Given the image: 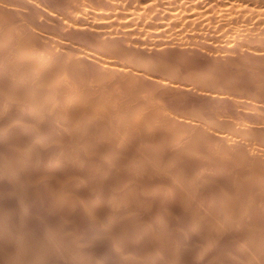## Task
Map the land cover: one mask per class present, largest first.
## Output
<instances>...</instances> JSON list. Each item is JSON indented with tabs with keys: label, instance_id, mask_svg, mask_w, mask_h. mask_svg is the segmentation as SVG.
<instances>
[{
	"label": "rangeland",
	"instance_id": "obj_1",
	"mask_svg": "<svg viewBox=\"0 0 264 264\" xmlns=\"http://www.w3.org/2000/svg\"><path fill=\"white\" fill-rule=\"evenodd\" d=\"M15 1V2H14ZM21 1V2H20ZM27 1V2H26ZM48 1V2H47ZM54 1H55V3H54ZM68 3H67V2ZM74 1H76V0H73V2L71 1V0H8V2H7V0L5 1V0H0V30L2 31L1 32V36H0V44H1V42H2V44L0 45V81L1 80H3V81H1L0 82V85H3V86H0V96H1V100H0V110L2 111V112H0V150H1V156H3V157H5V155H6V157L5 158H2L1 156H0V159L2 160H0V173L2 174L3 172H4V174L3 175H0V177H1V179H0V191H2V192H0V218H2L1 220H0V223L2 224H0V228H1V230H0V240L2 241H0V246H2V247H0V253H1V258H0V264H10V263H12V264H20V263H24V262H26V263H24V264H36V263H38V264H71V263H73V264H94V263H96V264H130V263H132V264H150V260H151V264H161V263H165V264H180L182 261V264H249L250 262H251V264H254L255 262V264H264V256L262 255V253L264 254V252H262V251H264V182H261V181H264V177H262L263 175H264V173H263V167H264V162H263V160H264V134H262L261 132L263 131V133H264V95H262V94H264L263 92H261V91H264V80H263V78H264V69H262V68H264V38H262V37H264V0H199V1H197L196 2V0L194 1H191V0H180V1H183V2H180V1H178V0H154L155 1V4L152 2V0H135L136 1V3H134L135 1H132V0H130V1H128V0H101L102 2H100V0H94L95 1V3H94V1H92V3L94 4V5H96V2H98L97 3V5L99 6H93L92 5V3H91V0H83V1H81V0H78L79 2H80V4H79V2L77 3V2H74ZM89 1V2H88ZM106 1V2H105ZM119 1V2H118ZM126 1V2H125ZM138 1V2H137ZM142 2V3H140V2ZM148 1H151L150 3H152V4H150L149 5V2ZM184 1H185V4H184ZM214 1V2H213ZM217 1V2H216ZM229 1H232V2H234V4L232 3V2H229ZM249 1V2H248ZM251 1V2H250ZM23 2H24V4H23ZM40 2V3H39ZM43 2V3H42ZM61 2L63 3V4H61ZM108 2V3H107ZM125 2V3H124ZM131 2V3H130ZM134 3V5H133V3ZM177 4V5H175L174 4V6H173V4ZM179 2H180V5H179ZM196 2V3H195ZM200 2V3H199ZM204 2V3H203ZM205 2H207V3H205ZM219 2V3H218ZM239 2V3H238ZM244 2V3H243ZM246 2H248V3H246ZM257 2V3H256ZM260 2H262V3H260ZM32 3V4H31ZM52 5V7L50 6V4ZM66 3V4H65ZM70 3H72V4H70ZM77 3V4H76ZM104 3L106 4V5H104ZM120 3V4H119ZM123 3V4H122ZM138 3V4H137ZM148 3V4H147ZM161 3V4H160ZM192 3V4H191ZM195 3V4H194ZM202 3V4H201ZM212 3V4H211ZM217 3V4H216ZM227 3V7L228 6H230V7H228L229 9H227V7H226V5L225 4ZM242 3V4H241ZM259 3V4H258ZM16 4V5H15ZM21 6H20V5ZM44 6H43V5ZM69 4V5H68ZM74 4V5H73ZM88 4V5H87ZM90 4V5H89ZM129 4V5H128ZM146 4V5H145ZM172 4V5H171ZM181 4L183 5V7H181ZM187 4V5H186ZM193 4H194V6H193ZM197 4V5H196ZM207 4V5H206ZM231 4H233V5H231ZM240 4V5H239ZM251 4V5H250ZM19 7H18V6ZM36 7H35V6ZM55 5V6H54ZM60 5V6H59ZM61 5H64V6H61ZM77 5V6H76ZM79 5H82V6H79ZM115 5V6H114ZM118 5V6H117ZM138 5H139V7H138ZM141 5V6H140ZM148 5V6H147ZM157 6L156 7V9L154 8L155 6ZM165 5V6H164ZM179 5V6H178ZM185 5H186V8H185ZM192 5V6H191ZM208 5H211V6H208ZM214 5V6H213ZM237 6V8H238V10L240 9V8H242V9H240L239 11L237 10V8H236V10H235V7ZM243 5V7H241ZM253 5H255V7L253 6ZM261 5V6H260ZM29 6V7H28ZM33 8H32V7ZM47 6V7H46ZM59 6V7H58ZM75 6V7H74ZM85 6H87V7H85ZM90 6V7H89ZM106 6V7H105ZM107 6H110L109 7V9H108V7ZM123 6V7H122ZM146 7V9H144L145 7ZM168 6V7H167ZM201 6V7H200ZM209 7V9L208 8H206V7ZM222 6V7H221ZM232 6V7H231ZM245 6V7H244ZM257 6V7H256ZM43 7H45V8H43ZM66 7V8H65ZM72 7V8H71ZM96 7V8H95ZM98 7V8H97ZM105 7V8H104ZM116 7V8H115ZM120 7V8H119ZM125 7V8H124ZM129 7H130V9H129ZM133 7H134V9H133ZM138 7V8H137ZM142 7V8H141ZM150 9H149V8ZM170 7V8H169ZM180 7H181V9H180ZM198 7V8H197ZM210 7H212V8H210ZM221 7V8H220ZM225 7V8H224ZM234 7V8H233ZM248 7H250V8H248ZM259 7V8H258ZM28 8H30V9H28ZM34 8H35V10H34ZM48 8H50L49 9V11H48ZM52 8V9H51ZM55 8H57V9H55ZM61 8H63V9H61ZM88 8V9H87ZM101 8V9H100ZM104 8V9H103ZM107 8V9H106ZM114 8V9H113ZM140 8V9H139ZM153 10H152V9ZM159 8H161V9H159ZM178 10H177V9ZM190 8V10H188ZM204 8V9H203ZM214 8H216V9H214ZM257 8V9H256ZM2 9V10H1ZM11 9V10H10ZM40 9V10H39ZM59 9H61V10H59ZM66 9H68V11H69V9L71 10V11H66ZM72 9H74L75 10V12H73V10ZM80 9H82V11L80 10ZM93 9V10H92ZM95 9V10H94ZM100 9V10H99ZM131 10V11H129V10ZM139 11H138V10ZM148 9H149V11H148ZM171 9H173V10H171ZM194 9V10H193ZM206 9H208V10H206ZM214 9V10H213ZM231 9H233V10H231ZM248 9V10H247ZM251 9H253L252 11H254V12H252V11H250ZM6 10H7V12H6ZM9 10V11H8ZM32 10V11H31ZM52 10V11H51ZM54 10H55V12H54ZM77 10V11H76ZM105 10H107V11H105ZM109 10V11H108ZM123 10V11H122ZM137 10V11H136ZM141 10V11H140ZM142 10H143V12H142ZM158 10V11H157ZM161 12H160V11ZM171 10V11H170ZM177 10V11H176ZM183 10V11H182ZM200 10V11H199ZM206 10V11H205ZM215 10H216V12L218 11V10H220V11H218V13H215V15H214V12H215ZM225 10H226V12H225ZM229 12H228V11ZM257 10H259V13H258V11ZM19 11V12H18ZM29 11V12H28ZM36 11V12H35ZM39 11V12H38ZM41 11V12H40ZM47 11V12H46ZM79 11V12H78ZM89 11V12H88ZM91 11V12H90ZM125 11V12H124ZM133 11L134 12H138L137 14L136 13H133ZM147 11V12H146ZM163 11H164V13H163ZM166 11V12H165ZM184 11H185V13H184ZM191 11V12H190ZM192 11H194L193 13H192ZM195 11H198V12H196L195 13ZM202 11H203V13H205V14H203L202 13ZM205 11V12H204ZM213 11V12H212ZM240 11H241V13H240ZM246 11V12H245ZM250 12V13H248V12ZM2 12H4V14H6V16L4 15V14H2ZM11 12V13H10ZM14 12V13H13ZM27 12V13H26ZM46 12V13H45ZM67 12V13H66ZM70 12H72V13H75L74 15V17H73V15L70 13ZM95 12H97V13H95ZM103 12V13H102ZM121 12V13H120ZM129 12V13H128ZM141 12V13H140ZM148 12H149V14H148ZM155 12H156V14H155ZM160 12V13H159ZM174 12H177V13H179L178 15H177V13H174ZM209 12H210V15H209ZM211 12H212V14H211ZM220 12V13H219ZM228 12V13H227ZM235 12V13H234ZM239 12V13H238ZM9 13V14H8ZM13 13V14H12ZM29 13V14H28ZM34 13H36V14H34ZM37 13H39V14H37ZM69 13H70V15H71V17L72 18H70V15H69ZM78 13V14H77ZM80 13V14H79ZM82 13V14H81ZM91 13H95V15H91ZM118 13V14H117ZM120 13V14H119ZM130 13H133V14H130ZM158 13V14H157ZM162 13V14H161ZM168 13H169V15H168ZM176 15V16H178V17H176V16H174V14ZM190 13V14H189ZM192 13V14H191ZM195 13V14H194ZM202 14V16L203 17H200L201 16V14ZM252 13H254L253 15L255 16V15H257V16H253L252 15ZM261 13V14H260ZM28 14V15H27ZM41 14V15H40ZM48 14V15H47ZM53 14V15H52ZM88 14V15H87ZM98 14H101V15H98ZM105 14V15H104ZM106 14H107V16H106ZM127 14H129V15H127ZM182 14V15H181ZM199 14V15H198ZM217 14H218V16H217ZM226 14H228V15H226ZM12 15V16H11ZM15 16V18H17L16 20H15V18H14V16ZM27 18H25L24 16ZM30 15V16H29ZM38 15V16H37ZM54 15H56V16H54ZM61 15V16H60ZM109 15V16H108ZM117 16V18H116V16ZM124 15V17H122ZM132 15H134V16H132ZM136 15V16H135ZM141 15V16H140ZM158 15V16H157ZM165 15V16H164ZM171 15V16H170ZM189 15V16H188ZM190 15H194L193 17L192 16H190ZM196 15H197V17H196ZM209 15V16H208ZM222 16V17H220V16ZM225 15V16H224ZM46 16V17H45ZM102 18H101V17ZM120 16V17H119ZM131 16V17H130ZM145 16H147L146 18L148 19H145ZM156 16H157V18H156ZM159 16H162V17H159ZM169 16V17H168ZM174 16V17H173ZM198 16H199V18H198ZM8 17H10V18H8ZM36 17H38V19L36 18ZM40 17V18H39ZM47 17H49V18H47ZM56 17V18H55ZM77 19H76V18ZM78 17H79V20H78ZM100 17V18H99ZM105 17H106V19H105ZM113 17H114V19H113ZM136 17H137V19H136ZM154 17V18H153ZM166 17H167V19H166ZM205 17H207V18H205ZM210 17V18H209ZM258 19H257V18ZM20 18V19H19ZM30 18V20H28ZM44 18V19H43ZM70 18V19H69ZM88 18V19H87ZM99 20H98V19ZM109 18H111V19H109ZM116 18V19H115ZM119 18H123L122 20H124V19H126V21L124 20V21H122L121 19H119ZM131 18V19H130ZM140 18V19H139ZM155 18H156V20H155ZM161 18V19H160ZM169 18H170V20H169ZM178 18V20H176V19ZM180 18V19H179ZM187 20H186V19ZM189 18V19H188ZM198 18V19H197ZM215 18V19H214ZM217 18V19H216ZM222 20H221V19ZM2 19H4V20H2ZM10 19V21H8V20ZM13 21H12V20ZM41 19V20H40ZM72 19H74V20H72ZM87 19V20H86ZM184 19V20H183ZM195 19H197V20H195ZM201 19H203V20H201ZM23 20H25V21H23ZM36 20V21H35ZM38 20V21H37ZM46 20V21H45ZM52 20H54V21H52ZM57 20V21H56ZM72 20V21H71ZM75 20H76V22L77 23H75ZM85 20V21H84ZM97 20V21H96ZM104 20H106V21H104ZM109 20V21H108ZM114 22H113V21ZM119 20V21H118ZM121 20V21H120ZM130 20H133L131 23H130ZM137 20V21H136ZM140 20H141V22H140ZM143 20V21H142ZM180 20V21H179ZM200 20V21H199ZM205 20V21H204ZM4 21V22H3ZM6 21H8V23L10 24V25H6ZM16 21L18 22V23H16ZM51 21V22H50ZM74 21V22H73ZM87 21V23H85ZM88 21H90V22H88ZM92 21V22H91ZM100 21V22H99ZM130 23V25H128L129 23ZM139 21V22H138ZM147 21V22H146ZM150 21V22H149ZM177 21H179V23L181 24H179L178 25V22L176 23ZM185 21V22H184ZM189 21V22H188ZM192 21V22H191ZM207 22V23H205L204 24V22ZM215 23H214V22ZM17 24V26L15 25V23ZM27 22V23H26ZM35 22H37V23H35ZM40 22V23H39ZM84 24H83V23ZM102 22H104V23H102ZM108 22V23H107ZM113 22V23H112ZM120 22V24H118V23ZM124 22V24H122ZM127 22V23H126ZM136 22V23H135ZM153 22V23H152ZM163 22H164V24H163ZM173 22V23H172ZM198 22V23H197ZM203 22V23H202ZM212 22V23H211ZM1 23H3V24H1ZM7 23V24H8ZM24 23V24H23ZM44 23V24H43ZM56 23V24H55ZM96 23V24H95ZM106 23V24H105ZM117 23V24H116ZM146 23H147V25H146ZM167 23H168V25H167ZM172 23V24H171ZM191 23V24H190ZM201 23V24H200ZM209 23V24H208ZM223 23V24H222ZM37 24V25H36ZM44 26H43V25ZM74 24V25H73ZM76 24V25H75ZM91 26H90V25ZM114 24V25H113ZM136 24V25H135ZM139 24V25H138ZM149 24H151V25H149ZM154 24V25H153ZM156 24H157V28H156ZM159 24H160V26H159ZM175 24H176V26H175ZM190 24V25H189ZM200 24L201 26L199 27L198 25ZM204 24V25H203ZM5 25V26H4ZM26 25H30L29 27L27 26L26 27ZM37 27H36V26ZM39 25H42V26H39ZM46 25V26H45ZM93 25H94V27H93ZM101 27H100V26ZM109 25V26H108ZM113 25V26H112ZM117 25H119V26H117ZM128 25V26H127ZM138 25V26H137ZM146 26V28H145V26ZM148 25H149V27H148ZM170 25V26H169ZM174 25V26H173ZM188 25V26H187ZM206 25H207V27H206ZM210 25V26H209ZM212 25H213V28H212ZM222 25V26H221ZM4 26V27H3ZM9 28H8V27ZM19 26V27H18ZM21 26V27H20ZM50 28H49V27ZM77 26H78V29H76L77 28ZM86 26V27H85ZM88 26V27H87ZM106 26H107V28H106ZM115 26H117V27H115ZM131 26V27H130ZM133 26V27H132ZM140 26V27H139ZM153 26H155V27H153ZM164 26V27H163ZM183 26V27H182ZM185 26V27H184ZM190 26H191V28H190ZM196 26V27H195ZM205 26V27H204ZM222 28H221V27ZM11 27H13V29L11 28ZM26 27V28H25ZM84 27V28H83ZM99 27V28H98ZM121 27V28H120ZM134 27H135V30H134ZM136 27H138V28H136ZM143 27V28H142ZM171 27V28H170ZM173 27H176V28H173ZM181 27V28H180ZM202 27V28H201ZM17 28H18V31H16L17 30ZM28 28V29H27ZM33 28V29H32ZM112 28V29H111ZM124 28H128V29H124ZM133 28V29H132ZM140 28V29H139ZM156 28V29H155ZM162 28V29H161ZM165 28V29H164ZM170 28V29H169ZM178 28V29H177ZM183 28H185V29H183ZM187 28V29H186ZM194 28H198V29H194ZM201 28V29H200ZM204 28V30H202ZM219 28V29H218ZM244 28H246V29H244ZM8 29V30H7ZM22 29V30H21ZM25 29H26V31H25ZM73 29V30H72ZM81 29V30H80ZM86 29V30H85ZM99 29V30H98ZM102 29H104V30H102ZM114 29V30H113ZM123 31H122V30ZM130 29V30H129ZM150 29H151V31H150ZM153 29V30H152ZM158 29H159V31H158ZM169 29V30H168ZM172 29V30H171ZM176 29V30H175ZM180 29L182 30V31H180ZM190 29V30H189ZM203 32H201L200 30ZM215 29V30H214ZM9 30H10V33H9ZM15 30V31H14ZM32 30V31H31ZM52 30V31H51ZM89 30V31H88ZM111 30V31H110ZM133 30V31H132ZM145 30V31H144ZM147 30V31H146ZM191 30L192 31H194V32H192L193 34H194V36H195V38L193 37V34L191 33ZM208 30V31H207ZM214 32H213V31ZM217 30V31H216ZM244 30V31H243ZM246 30V31H245ZM3 31H5L4 32V34H3ZM8 31V32H7ZM78 33H77V32ZM85 31V32H84ZM102 31V32H101ZM120 31H122V32H120ZM124 31H126V32H124ZM144 33H143V32ZM149 31V32H148ZM158 31V32H157ZM166 32V34H165V32ZM169 31V32H168ZM180 31V32H179ZM187 31H188V34H187ZM210 31V32H209ZM17 32H19V33H17ZM31 32V33H30ZM98 32V33H97ZM120 32V33H119ZM129 32V33H128ZM135 34H134V33ZM140 32H142L144 35H142V33H140ZM147 32V33H146ZM155 32V33H154ZM162 32H164V33H162L163 35H161V33ZM172 32V33H171ZM190 32V33H189ZM245 32V33H244ZM7 35H6V34ZM11 33H12V36H11ZM15 33V34H14ZM16 33H17V35H16ZM22 33V34H21ZM29 33H30V35H29ZM124 33H128V34H130V36L127 34H124ZM133 33V34H132ZM177 33V34H176ZM179 33V34H178ZM202 33V34H201ZM213 33H215V35L213 34ZM241 33V34H240ZM244 33V34H243ZM2 34H3V36H2ZM27 34H28V36H29V38H28V36H27ZM37 34V35H36ZM40 34V35H39ZM85 34V35H84ZM112 34V35H111ZM140 34V35H139ZM168 34H169V36H168ZM171 34V35H170ZM176 34V35H175ZM209 34V35H208ZM219 34V35H218ZM9 35V36H8ZM21 35H23V36H21ZM80 35H82L81 37H80ZM125 35V36H124ZM131 35H134L135 37H133V36H131ZM147 35V36H146ZM156 35V36H155ZM167 36L168 38H165V36ZM175 35V36H174ZM180 35H182V37L180 36ZM190 35V36H189ZM199 35V36H198ZM204 35V36H203ZM212 35H213V38H212ZM218 35V36H217ZM225 36V38L226 39H224V36ZM243 35V36H242ZM247 35V36H246ZM263 35V36H262ZM5 36H8V37H5ZM15 36H17V37H15ZM33 36V37H32ZM35 36V37H34ZM37 36V37H36ZM111 36V37H110ZM150 36V37H149ZM163 38H162V37ZM171 36V37H170ZM185 36V37H184ZM197 36V37H196ZM201 36H203V37H201ZM261 36V37H260ZM15 37V38H14ZM20 37H22V38H20ZM79 37V38H78ZM121 37V38H120ZM123 37H125V38H123ZM127 37H128V39H127ZM140 37V38H139ZM158 37V38H157ZM160 37V38H159ZM207 37V38H206ZM209 37V38H208ZM217 37L219 38V39H217ZM255 37V38H254ZM4 38V39H3ZM27 38V39H26ZM34 40H33V39ZM49 38V39H48ZM117 38H119V39H117ZM138 38V39H137ZM143 38V39H142ZM174 38V39H173ZM178 38V39H177ZM182 38V39H181ZM188 38V39H187ZM189 38H190V40L191 41H189ZM192 38V39H191ZM200 38V39H199ZM216 38V39H215ZM222 38L224 39L223 41H222ZM246 38H248L249 39V41H248V39H246ZM251 38H252V41H251ZM258 38H260V39H262L261 41L258 39ZM17 39V40H16ZM31 39V40H30ZM38 39V40H37ZM124 41H123V40ZM165 41V39H166V41L164 42L163 40ZM204 39V40H203ZM206 39H207V41H206ZM215 40V41H213V40ZM240 39H241V42H240ZM256 39H258V40H256ZM6 40H8V41H6ZM15 41V43H17V44H15L14 43V41ZM23 40V41H22ZM42 40V41H41ZM126 40V41H125ZM128 40V41H127ZM137 40V41H136ZM144 40H147V41H144ZM151 40H152V42H151ZM154 40V41H153ZM159 40H161V41H163V42H161L160 43V41ZM173 40V41H172ZM179 40V41H178ZM186 40V41H185ZM211 40V41H210ZM245 40V41H244ZM247 40V41H246ZM20 41V42H19ZM22 41V42H21ZM25 41V42H24ZM32 41H34V42H32ZM52 41V42H51ZM57 41H58V43H57ZM132 41V42H131ZM142 41V42H141ZM149 41V42H148ZM177 41V42H176ZM184 41V42H183ZM200 41H202V42H200ZM225 41H226V43H225ZM243 41V42H242ZM5 42V43H4ZM30 42V43H29ZM45 42V43H44ZM47 42V43H46ZM125 42V44L127 45H125V44H123L122 45V43H124ZM129 42V43H128ZM136 42V43H135ZM144 42V43H143ZM148 44H147V43ZM156 42V43H155ZM172 42H173V44H172ZM193 42V43H192ZM196 42V43H195ZM198 42H200V43H198ZM215 42V43H214ZM240 42V43H239ZM248 42V43H247ZM251 42V43H250ZM254 42H255V44H254ZM257 42H259L258 44H256ZM9 43V44H8ZM12 43V44H11ZM14 43V44H13ZM39 43H41L42 45H40ZM57 43V44H56ZM118 43V44H117ZM133 43V44H132ZM139 43H141V45L139 44ZM152 43V44H151ZM158 43V44H157ZM179 43V44H178ZM198 43V44H197ZM205 43V44H204ZM215 45H214V44ZM217 43V44H216ZM241 43H242V45H241ZM246 43V44H245ZM253 43V44H252ZM5 44V45H4ZM6 44H8V45H6ZM11 44V45H10ZM27 44V45H26ZM29 44V45H28ZM34 44H36V45H34ZM49 44V45H48ZM120 44V45H119ZM155 44V45H154ZM165 44V45H164ZM166 44H168V45H166ZM188 44V45H187ZM210 44H211V46H210ZM249 44V46H247ZM25 45V46H24ZM58 45V46H57ZM72 45V46H71ZM137 45H138V47H137ZM143 45V46H142ZM163 45V46H162ZM174 45V46H173ZM176 45V46H175ZM177 45H180V46H177ZM207 47H206V46ZM219 45V46H218ZM246 45V46H245ZM251 45V46H250ZM255 45V46H254ZM260 47H259V46ZM10 46V47H9ZM21 46H23V48H25V50L24 49H22L21 48ZM30 46V47H29ZM46 46V47H45ZM47 46H49V47H47ZM54 48H53V47ZM59 46H61V47H59ZM129 46H130V48H129ZM148 46V47H147ZM152 46V47H151ZM162 46V47H161ZM194 46V47H193ZM198 46V47H197ZM200 46V47H199ZM201 46H204L203 47V49H202V47ZM211 48H210V47ZM215 46V47H214ZM221 46H224V49H223V47H221ZM256 46H258L257 48H256ZM9 47V49H8V51H7V48ZM14 47V48H13ZM19 47V48H18ZM31 47H32V49H31ZM42 47H44V48H42ZM59 47V48H58ZM112 47H114V48H112ZM131 47H132V49H131ZM135 47H137L138 48V50H136L137 48H134ZM144 47V48H143ZM146 47V48H145ZM161 47V48H160ZM217 47V48H216ZM219 47V48H218ZM229 47V48H228ZM27 48H29V49H27ZM35 48V49H34ZM64 48V49H63ZM73 48H76V49H73ZM77 48H78V52H80V53H77ZM111 48V49H110ZM208 48H210V49H208ZM220 48H222V49H220ZM225 48H227V50H225ZM255 50H254V49ZM11 49V50H10ZM16 51H15V50ZM18 49H19V51H18ZM114 49V50H113ZM117 49V50H116ZM127 49H128V51H127ZM150 49H152V50H150ZM160 49V50H159ZM202 49V50H201ZM229 49H230V51H229ZM232 49V50H231ZM14 50V51H13ZM56 50V51H55ZM76 50V51H75ZM120 50V51H119ZM126 50V51H125ZM132 51V54H131V51ZM146 50L147 51H149V52H146ZM158 52H157V51ZM212 50H214V51H212ZM222 50V51H221ZM234 50V51H233ZM22 51H24V52H22ZM30 51V52H29ZM36 53H35V52ZM40 51H41V53L42 54H39L40 53ZM49 51H51V52H49ZM61 52L60 54H59V56L57 57V53H59V52ZM70 51H71V53H70ZM73 51H75V52H73ZM82 51V52H81ZM107 51H108V54H107ZM117 51V52H116ZM124 51V52H123ZM153 51V52H152ZM195 51V52H194ZM199 51V52H198ZM220 51V52H219ZM14 52H15V54H14ZM26 52V53H25ZM33 52V53H32ZM38 52V53H37ZM55 52V53H54ZM70 54H69V53ZM86 52V53H85ZM110 52H112V53H110ZM116 52V53H115ZM146 52V53H145ZM160 52V53H159ZM201 52V53H200ZM19 55H18V54ZM21 53V54H20ZM44 53H46V54H44ZM74 53L75 54H79V55H74ZM118 53V54H117ZM120 53V54H119ZM136 55H135V54ZM149 53V54H148ZM154 55H153V54ZM157 53H159V55L157 54ZM166 53V54H165ZM2 54V55H1ZM8 54H10V55H8ZM26 54V55H25ZM30 54V55H29ZM61 54H63V56H61ZM65 54V55H64ZM66 54H68V55H66ZM84 54H87V56L86 55H84ZM110 54H112L111 56H110ZM114 54V55H113ZM130 55V56H128V55ZM138 54H140V56L138 55ZM145 54H146V56H145ZM179 54V55H178ZM185 56H183V55ZM186 54H188L187 56H186ZM189 54H191L190 56H189ZM202 54V55H201ZM249 54V55H248ZM6 55V56H5ZM8 55V56H7ZM17 57V59H16V57ZM18 55V56H17ZM20 55H23V57L25 56V58H20V57H22V56H20ZM34 55H38L37 57L36 56H34ZM42 55H43V57H42ZM48 55H50V56H48ZM54 55H56V57H53ZM70 55H72L73 57H71ZM93 57H92V56ZM97 55V56H96ZM139 57H138V56ZM149 55V56H148ZM150 55H152V56H150ZM166 55V56H165ZM168 55V56H167ZM174 55V56H173ZM192 55H194V56H192ZM253 55V56H252ZM14 56V57H13ZM30 56V57H29ZM33 56V57H32ZM44 56H46V59H45V57ZM48 56V57H47ZM52 56V57H51ZM67 56H68V58H67ZM74 56H75V59H73L74 58ZM77 56V57H76ZM83 56V57H82ZM90 58H89V57ZM106 56H108V57H106ZM111 58H110V57ZM112 56H114V57H112ZM136 56V57H135ZM147 56H148V58H147ZM158 56V57H157ZM173 56V57H172ZM240 56V57H239ZM246 56V57H245ZM249 56V57H248ZM5 57H7V59L5 58ZM11 57V58H10ZM28 57V58H27ZM34 57H36L35 59H34ZM59 57H61V58H59ZM65 57V58H64ZM70 57V58H69ZM80 57V58H79ZM117 57V58H116ZM121 57V58H120ZM126 57V58H125ZM131 57H132V62H131V60L129 61V59H131ZM150 57V58H149ZM166 59H165V58ZM179 57H184L183 58V60H182V58H179ZM199 57V58H198ZM242 57V58H241ZM244 57V58H243ZM252 57V58H251ZM2 58V59H1ZM27 58V59H26ZM47 58H49L48 59V61H47ZM50 58H51V63H50ZM83 58V59H82ZM87 58V59H86ZM102 58H103V60H102ZM107 58V59H106ZM123 58V59H122ZM137 58V60H135ZM139 58V59H138ZM143 58H145L144 60H142ZM153 58H154V60H153ZM238 60H237V59ZM241 58V59H240ZM9 59H11V60H9ZM63 59V60H62ZM68 59V60H67ZM80 61H79V60ZM115 59H117V60H115ZM119 59V60H118ZM122 59V60H121ZM128 61H127V60ZM147 59V60H146ZM161 59H163L164 61L162 62L161 61ZM168 59V61H166ZM172 59H173V61H172ZM192 59V60H191ZM196 59H197V61H196ZM235 59V60H234ZM251 59H254L253 60V62L254 63H252L251 61ZM2 60V61H1ZM15 62H14V61ZM21 62H20V61ZM59 60V61H58ZM74 60V61H73ZM108 60V61H107ZM125 62H124V61ZM138 60L140 61V63H138ZM153 60V61H152ZM179 60H181V61H179ZM200 60V61H199ZM246 60V61H245ZM4 61V62H3ZM18 61V62H17ZM30 61L32 62V63H30ZM34 61V62H33ZM56 61V62H55ZM61 61V62H60ZM63 61L64 62H68V65L71 67H69L68 65H67V63H63ZM71 61H73L74 63H72ZM86 61V62H85ZM90 61V62H89ZM96 61H98V62H96ZM105 61V62H104ZM112 61V62H111ZM120 61V62H119ZM123 61V62H122ZM126 61H127V63H126ZM142 61H144V62H142ZM150 61V62H149ZM178 61V62H177ZM191 61V62H190ZM237 61V62H236ZM240 63H239V62ZM244 61V62H243ZM249 61H250V63H249ZM256 61H257V63H256ZM2 62V63H1ZM25 62V63H24ZM38 62H39V64H38ZM41 62H42V64H41ZM59 62H60V64L62 65H59ZM80 62V63H79ZM104 64H103V63ZM122 62V63H121ZM130 62V63H129ZM141 62L142 63H144V64H142L143 65V67L144 68H146V69H144L143 67H142V65H141ZM148 62V63H147ZM158 62H160V63H158ZM172 62V63H171ZM174 62V63H173ZM186 62V63H185ZM198 62V63H197ZM202 62V63H201ZM236 62V63H235ZM246 62H248V63H246ZM11 63V64H10ZM20 63V64H19ZM48 63V64H47ZM54 63L55 64H58L57 65V67H55L56 65H54ZM96 65H95V64ZM99 64V67H98V64ZM114 63V64H113ZM117 63V64H116ZM136 63H138L137 64V67L135 66L136 65ZM153 63V64H152ZM158 65H157V64ZM183 63V64H182ZM188 63V64H187ZM190 63H191V65L192 66H190ZM229 63H231L230 65H229ZM234 63V64H233ZM239 63V64H238ZM252 63V64H251ZM256 63V64H255ZM1 64L3 65V66H1ZM10 64V65H9ZM15 64V65H14ZM32 64V65H31ZM36 64V66H34V65ZM65 64V65H64ZM125 64V65H124ZM128 64H130V65H128ZM132 64V65H131ZM140 64V65H139ZM148 64H151V66L150 65H147ZM158 66V67H153V66H156V65ZM163 64V65H162ZM171 64H172V66H171ZM182 64V65H181ZM197 64V65H196ZM199 64V65H198ZM242 64V65H241ZM246 65V66H243V65ZM255 64V65H254ZM260 64V65H259ZM7 65V67H5ZM12 65V66H11ZM20 65V66H19ZM31 65V66H30ZM54 65V66H53ZM75 65V66H74ZM78 65H79V67H78ZM85 65V66H84ZM94 65V66H93ZM162 65V66H161ZM176 67H175V66ZM184 65V66H183ZM185 65H187V66H185ZM201 65V66H200ZM204 65V66H203ZM251 65V66H250ZM27 66V67H26ZM47 66V67H46ZM60 66V67H59ZM64 66H65V70L66 71H63L64 69H62V68H64ZM67 66V67H66ZM112 66V67H111ZM119 66V67H118ZM126 66V67H125ZM130 66V67H129ZM139 66V67H138ZM163 66H165V67H163ZM171 66V67H170ZM173 66H174V68L177 70V71H175V69L173 68ZM178 66H180V67H178ZM198 66H200V67H198ZM203 66V67H202ZM208 66V67H207ZM220 66V67H219ZM228 66V67H227ZM232 67V69H231V67ZM248 66H250V67H248ZM262 66V67H261ZM23 68V70L22 69H20V68ZM30 67H32V68H30ZM73 67H75V69L73 68ZM76 67H77V69H76ZM98 67V68H97ZM117 67V68H116ZM147 67H149L148 69H147ZM167 67V68H166ZM181 67H182V69H181ZM186 67V68H185ZM193 67V68H192ZM213 67V68H212ZM215 67V68H214ZM217 67H218V69L219 70H217ZM238 67V68H237ZM257 67V68H256ZM18 68V69H17ZM24 68H25V70H24ZM39 68V69H38ZM44 68V69H43ZM68 68V69H67ZM70 68V69H69ZM79 68H81V70L79 69ZM87 68V70H85V72H84V69H86ZM100 68V69H99ZM103 68V69H102ZM113 68V69H112ZM131 68V69H130ZM134 68V69H133ZM136 68V69H135ZM139 68V69H138ZM151 68V69H150ZM160 68H161V70H160ZM168 68H170V69H168ZM228 68V69H227ZM242 68V69H241ZM246 68V69H245ZM248 68V69H247ZM261 68V69H260ZM9 69V70H8ZM13 69V70H12ZM14 69H16V70H14ZM28 69V70H27ZM33 69H35V71L33 72ZM54 70V73H53V70ZM71 69H73V70H71ZM79 69V70H78ZM99 69V70H98ZM102 69V70H101ZM108 71H107V70ZM111 69H112V71H111ZM115 69H117V70H115ZM151 70V72L152 71H154L155 69V71H156V73H155V71L154 72H150V70ZM157 69H159V70H157ZM165 69V70H164ZM171 69H172V71H171ZM180 69V71L178 72V70ZM195 71H194V70ZM200 69V70H199ZM216 69V70H215ZM222 69V70H221ZM238 69H240V70H238ZM260 71H259V70ZM4 70V71H3ZM5 70H7V71H5ZM23 71V72H21V71ZM41 70H42V72H41ZM59 72V73H57V71ZM75 70H77V72L75 71ZM91 70V71H90ZM104 70V71H103ZM109 72V74L106 72ZM146 70V72L147 73H145L144 71ZM148 70V71H147ZM188 70V71H187ZM190 70V71H189ZM209 70V71H208ZM223 70H226V73L223 71ZM228 70V71H227ZM230 70V71H229ZM233 70V71H232ZM234 70L236 71V73L234 72ZM244 70V71H243ZM248 72H247V71ZM250 70V71H249ZM263 72H262V71ZM11 71V72H10ZM16 71H20V72H16ZM27 71H30V72H28L29 74H27ZM38 71V72H37ZM39 71H40V73H39ZM71 71V72H70ZM79 71V72H78ZM98 71L100 72L99 73V75H101L102 74V76H98ZM119 71V73H117ZM125 71V72H124ZM131 71V72H130ZM142 71L144 72V73H142ZM158 71V72H157ZM170 71V72H169ZM184 71H185V73H184ZM194 71V72H193ZM211 71V72H210ZM237 71H238V74H237ZM256 71H257V74H256ZM6 72H7V74H6ZM35 72H37V74L35 73ZM52 72V73H51ZM67 72H68V74H67ZM73 72V73H72ZM76 72V73H75ZM81 72H82V74H81ZM89 72V73H88ZM94 72V73H93ZM96 72V73H95ZM121 72H123V74L121 73ZM162 72H164V73H162ZM172 72H174V73H172ZM188 72V73H187ZM208 72L210 73V74H212L211 76H210V74H208ZM216 72H217V75H216ZM224 72V73H223ZM241 72V73H240ZM255 74H254V73ZM4 73V74H3ZM14 73V74H13ZM15 73H17V74H15ZM22 75H21V74ZM24 73V74H23ZM35 73V74H34ZM50 74V76H49V74ZM63 73V74H62ZM78 73V74H77ZM93 73V74H92ZM103 73H104V75H103ZM117 73V74H116ZM125 73V74H124ZM133 73V74H132ZM135 73V74H134ZM151 73V74H150ZM160 73V74H159ZM178 75H177V74ZM179 73H181V74H179ZM220 73V74H219ZM250 73H252V74H250ZM43 74V75H42ZM76 74V75H75ZM85 74H86V76H85ZM89 74H91V75H89ZM94 74H96V76L97 77H95L94 76ZM108 76H107V75ZM140 74H142V76L140 75ZM165 74V75H164ZM175 74V76H173ZM222 74V75H221ZM224 74H225V76H224ZM7 75V76H6ZM11 75H13V76H11ZM24 75H26V76H24ZM36 75V76H35ZM39 75V76H38ZM42 75V76H41ZM45 75V76H44ZM48 75V76H47ZM52 75H54V76H52ZM61 75H65V76H63V78L64 77H66V75H67V77L66 78H64L65 79V81L66 80H68L67 78H69V80L68 81H64V79L62 78V76ZM75 75V76H74ZM106 75V76H105ZM110 75V76H109ZM112 75V76H111ZM124 75V76H123ZM143 75H144V77H143ZM177 75V76H176ZM233 77V78H228V77H231V76ZM234 75V76H233ZM243 75H245V76H243ZM249 75H250V77H249ZM2 76V77H1ZM9 76V77H8ZM22 77V78H24L23 80L24 81H22V79H19L20 77ZM44 76V77H43ZM75 77V78H73V77ZM87 77V79L85 78V77ZM88 76H90L91 78H88ZM157 76H159V77H157ZM172 76H173V78H172ZM242 76V77H241ZM254 78H253V77ZM9 79V80H11V81H9L7 78ZM17 77V78H16ZM62 79H61V78ZM100 77H102V78H104V79H102V78H100ZM115 77V78H114ZM129 77V78H128ZM137 77V78H136ZM147 77V79H151L150 81L149 80H147V79H145ZM166 79H165V78ZM176 77V78H175ZM224 77V78H223ZM239 77V78H238ZM259 78V80H258V78ZM5 78V79H4ZM14 78H16V79H14ZM31 78V79H30ZM46 78V79H45ZM51 78H52V80H51ZM59 78V79H58ZM83 78H85V79H83ZM95 80H93V79ZM106 78H110V82H109V80H107ZM111 78H113L114 80H112ZM141 78V79H140ZM234 78H235V80H234ZM251 80H250V79ZM33 79H35V80H33ZM37 79H39V80H37ZM55 81H54V80ZM81 79H83L82 81H81ZM99 79H100V81H99ZM102 79V80H101ZM118 79V80H117ZM122 79V80H121ZM128 79H130L129 81H128ZM228 79V80H227ZM232 79V80H231ZM238 79H239V82H238ZM245 79V80H244ZM4 80H7L6 82L4 81ZM20 80V81H19ZM31 80V81H30ZM49 80H51V81H49ZM57 80V81H56ZM72 80V81H71ZM88 80V81H87ZM91 80V81H90ZM108 82V84H107V82ZM140 80V81H139ZM143 80V81H142ZM144 80H145V83H144ZM162 80V81H161ZM243 82H241V81ZM244 80V81H243ZM249 80V83H251V84H249L247 81ZM252 80H254V81H252ZM258 80V81H257ZM261 80H262V83H261ZM36 81V82H35ZM40 81V82H39ZM42 81V82H41ZM48 81V82H47ZM54 81V82H53ZM62 81V82H61ZM63 81H64V83H63ZM81 81V82H80ZM97 81V82H96ZM100 83H99V82ZM102 81H104V82H102ZM117 82V83H114V82ZM132 81H135V83H133ZM161 81V82H160ZM164 81V82H163ZM222 81V82H221ZM4 82V84H2ZM25 82V83H24ZM27 82V83H26ZM33 84H32V83ZM39 82V83H38ZM43 82H45V83H43ZM52 82V83H51ZM57 82V83H56ZM74 82V83H73ZM78 82V83H77ZM86 82V83H85ZM91 82H93V83H91ZM148 82V83H147ZM150 82H151V84H150ZM153 82V83H152ZM156 82V83H155ZM167 82V83H166ZM225 82H227V83H225ZM244 82H245V84H244ZM256 82L257 83H260V84H256ZM11 83H12V85H11ZM17 83V84H16ZM21 83V84H20ZM22 83H24V85H22ZM29 83V84H28ZM41 83V84H40ZM51 83V84H50ZM60 83V84H59ZM68 83H70V84H68ZM82 83L84 84L83 86H82ZM89 83V84H88ZM95 83H99L98 85L97 84H95ZM138 83V84H137ZM161 84V87H160V84ZM164 83V84H163ZM220 83H222V84H220ZM234 83H236V84H234ZM239 83V84H238ZM253 83H254V85H253ZM6 84V85H5ZM33 85V86H31V85ZM34 84H36V85H34ZM39 84V86H37ZM50 84V85H49ZM53 84V85H52ZM72 84V85H71ZM77 84H79L78 86H77ZM85 84H86V86H87V88L85 87ZM94 84H95V86H94ZM107 84V85H106ZM115 85V86H113V85ZM126 84H128V85H126ZM132 86H131V85ZM154 84V85H153ZM157 84V85H156ZM244 84V85H243ZM262 84V85H261ZM47 85H49L48 87H47ZM57 87H56V86ZM61 85V86H60ZM90 85H92V87L90 86ZM124 85V86H123ZM142 85H143V87H142ZM146 85V86H145ZM164 85V86H163ZM253 85V86H252ZM8 86V87H7ZM16 86V87H15ZM18 86V87H17ZM20 86V87H19ZM26 86V87H25ZM52 86V87H51ZM59 86H60V88H59ZM63 86V87H62ZM70 86V87H69ZM73 88H76V89H78L77 91H74V90H76V89H72V87ZM81 86V87H80ZM103 86H104V88H103ZM117 86V87H116ZM119 86V87H118ZM121 86H122V88H121ZM165 86H167L166 88H164ZM239 86V87H238ZM248 86H250V87H248ZM260 88H258V87ZM23 87H25V88H23ZM28 87V88H27ZM31 87V89H29ZM50 87V88H49ZM54 87H56V88H54ZM65 87H66V89H65ZM79 87V88H78ZM89 87H90V91H89ZM98 87V88H97ZM127 87V88H126ZM135 87V88H134ZM137 87H139V88H137ZM141 87V88H140ZM145 87V88H144ZM155 87V88H154ZM232 87H235V88H232ZM243 87V88H242ZM253 87H255L254 88V90H253ZM3 88V89H2ZM14 88V89H13ZM16 88V89H15ZM20 88H21V91H20ZM35 88V89H34ZM46 88H48V89H46ZM70 88V89H69ZM112 88H114V89H112ZM131 90H129V89ZM154 88V89H153ZM160 88V89H159ZM179 88H181L183 91L182 92H180L181 91V89H179ZM237 88V89H236ZM263 88V89H262ZM33 89V90H32ZM41 89H42V91H41ZM52 89V90H51ZM56 91H55V90ZM68 89V90H67ZM82 89V90H81ZM98 89V90H97ZM108 89V90H107ZM111 89V90H110ZM125 89V90H124ZM148 91H147V90ZM187 89V90H186ZM232 89V90H231ZM241 89V90H240ZM243 89V90H242ZM257 89H258V91H257ZM28 90H30V91H28ZM46 90V91H45ZM84 90V91H83ZM112 90H115V91H112ZM119 92H117V91ZM124 90V91H123ZM138 90V91H137ZM164 90V91H163ZM168 90H169V92H168ZM173 90V91H172ZM175 90H177V91H179V92H177V91H175ZM189 90V91H188ZM235 90V91H234ZM239 90V91H238ZM251 90H252V92H251ZM6 93H5V92ZM14 91V92H13ZM19 91V92H18ZM28 91V93H25V92H27ZM32 91V92H31ZM33 91H35V93H33ZM73 91V92H72ZM102 91V92H101ZM135 91H136V93H135ZM154 91V92H153ZM187 93H186V92ZM231 91V92H230ZM233 91V92H232ZM237 91V92H236ZM255 91V92H254ZM48 92H50V93H48ZM55 92H57V93H54ZM74 92H75V94H74ZM85 92V93H84ZM96 92H98V94L96 93ZM109 92V93H108ZM115 92V93H114ZM121 92V93H120ZM123 92V93H122ZM138 92V93H137ZM172 92H174V93H172ZM241 92H243V93H241ZM254 92V93H253ZM261 92V93H260ZM11 94V95H9V94ZM18 93V94H17ZM32 93V94H31ZM38 93V94H37ZM40 93V94H39ZM42 93V94H41ZM44 93H45V95H44ZM46 93L47 94H49V95H46ZM53 93V94H52ZM61 93H62V95H61ZM77 93V94H76ZM82 93H83V95H82ZM89 93H91V94H89ZM94 93V94H93ZM101 93H103V94H101ZM128 93V94H127ZM140 93V94H139ZM151 93V94H150ZM153 93V94H152ZM195 93V94H194ZM234 93V94H233ZM240 94V96H239V94ZM250 93V94H249ZM21 96H20V95ZM30 94V95H29ZM34 94H35V98L36 97H39V98H33L34 97ZM58 94V95H57ZM74 94V95H73ZM105 94V95H104ZM118 94H120V95H118ZM142 94H143V96H142ZM146 96H145V95ZM185 94V95H184ZM192 94H194V95H192ZM197 94V95H196ZM246 94V95H245ZM259 94V95H258ZM261 94V95H260ZM8 95V96H7ZM24 95V96H23ZM41 95V96H40ZM51 95H53V96H55V98L53 97V96H51ZM72 95H73V97H72ZM77 95V96H76ZM113 95H115V96H112ZM128 95V96H127ZM141 95V96H140ZM154 95V96H153ZM179 95V96H178ZM196 95V96H195ZM206 95V97H204ZM233 95V96H232ZM236 95V96H235ZM238 95V96H237ZM241 95H243V96H241ZM16 96V97H15ZM27 96V97H26ZM28 96L30 97V98H28ZM31 96H33L32 98H31ZM46 96V97H45ZM48 96V97H47ZM58 96V97H57ZM67 96V97H66ZM71 96V97H70ZM83 96V97H82ZM88 96H90V97H88ZM91 96H92V98H91ZM95 96V97H94ZM101 96V97H100ZM121 96V97H120ZM133 96V97H132ZM138 96H140V97H138ZM149 96V97H148ZM164 96V97H163ZM170 96H172V97H170ZM183 96V97H182ZM187 96V97H186ZM190 96H192V98L190 97ZM198 96V97H197ZM210 96V97H209ZM252 96H254L253 98H252ZM259 98H258V97ZM9 97V98H8ZM12 99H11V98ZM18 97V98H17ZM20 97V98H19ZM21 97H22V99H21ZM43 97V98H42ZM52 97V98H51ZM79 97V98H78ZM82 99H84V100H82ZM104 97V98H103ZM121 98L120 99V101H121V103H120V101H119V99L117 100V98ZM130 99H128V98ZM159 97V98H158ZM168 97V98H167ZM233 97H235V98H233ZM237 97H239V100H238V98ZM240 97H242V98H240ZM246 97V98H245ZM251 97V98H250ZM257 97V98H256ZM262 97H263V100H262ZM6 98V99H5ZM25 98H26V101H24L25 100ZM28 98V99H27ZM40 98H42L43 100H41ZM47 98V99H46ZM58 98V99H57ZM68 98V99H67ZM76 98V99H75ZM85 98H87V99H85ZM91 98V99H90ZM98 98V99H97ZM107 98V99H106ZM115 98V100H113V99ZM143 98V99H142ZM146 98V99H145ZM148 98H150L149 99V102H148ZM154 98V99H153ZM165 98V99H164ZM174 98V99H173ZM183 98V99H182ZM190 98V99H189ZM194 98H196V99H194ZM207 98V99H206ZM211 98V99H210ZM245 98V99H244ZM5 99V100H4ZM12 100V102L10 101V100ZM15 99H16V102H15ZM19 99V100H18ZM33 99H35L34 100V103H33V101H31V100H33ZM54 99V100H53ZM63 99V100H62ZM73 99V101H71V100ZM113 100V102H111L112 100ZM125 99V101H123ZM172 99V100H171ZM177 99V100H176ZM200 100V102H199V100ZM217 99V100H216ZM232 99H234V100H232ZM248 99V100H247ZM251 99H255V100H251ZM9 100V101H8ZM21 100V101H20ZM22 100H23V102H22ZM40 100V101H39ZM46 102H45V101ZM48 100V101H47ZM49 100H51V103H52V101H53V106H51L52 104L50 103V101ZM58 101V102H56V101ZM69 100V101H68ZM76 100H78V102L80 103H78ZM82 100V101H81ZM89 100V101H88ZM97 100V101H96ZM102 100V101H101ZM107 100V101H106ZM142 100H144V101H142ZM150 100H152V102L150 101ZM161 100V101H160ZM185 100V101H184ZM189 100V101H188ZM195 100V101H194ZM197 100V101H196ZM210 100H213V101H210ZM243 100V101H242ZM245 100V101H244ZM3 101H6V104H5V102H3ZM8 101V102H7ZM19 101H20V103L22 102V104H18L19 103ZM37 101V103L38 102H40V103H42L41 105H40V103H38L39 104V106H36V105H38L37 103H35ZM42 101V102H41ZM61 101V103H59ZM65 101V102H64ZM67 101V102H66ZM77 103H76V102ZM93 101V102H92ZM119 101V102H118ZM130 103H129V102ZM153 101H154V103H153ZM156 101V102H155ZM170 101V102H169ZM172 101V102H171ZM174 101V102H173ZM177 101V102H176ZM186 101H187V103H186ZM191 101V102H190ZM205 101H206V103H205ZM220 101H222V102H220ZM230 101V102H229ZM233 101V102H232ZM237 101V102H236ZM246 101H248V102H246ZM11 102V103H10ZM29 102V103H28ZM88 102V103H87ZM123 102H126L127 104H124ZM132 102H134V103H132ZM139 102V103H138ZM143 104H142V103ZM161 102V103H160ZM166 102L169 104H166ZM181 102V103H180ZM193 102V103H192ZM195 102V103H194ZM199 102V103H198ZM202 102H204L203 103V105H202ZM209 102V103H208ZM226 102V103H225ZM227 102H228V104H227ZM235 102V103H234ZM242 102V103H241ZM250 102H252V104H250ZM4 103V104H3ZM15 103V104H14ZM31 103V104H30ZM47 103V104H46ZM57 103V104H56ZM62 103H64L63 104V106H62ZM68 105H66V104ZM72 103V104H71ZM75 103V104H74ZM83 103V104H82ZM86 103V104H85ZM89 103H90V105H89ZM100 103V104H99ZM103 103V104H102ZM105 103V104H104ZM109 103V104H108ZM111 103H115L114 105L113 104H111ZM132 103V104H131ZM151 103V104H150ZM153 103V104H152ZM164 103V104H163ZM184 103H186V104H184ZM197 103V104H196ZM220 103V104H219ZM237 103V104H236ZM239 103V104H238ZM16 104L18 105V106H16ZM25 104H27V105H25ZM46 104V105H45ZM51 104V105H50ZM58 104H61V105H58ZM70 104V105H69ZM107 104V105H106ZM122 106H121V105ZM130 104V105H129ZM138 104H140L139 106H138ZM158 106H156V105ZM161 104V105H160ZM171 104V105H170ZM172 104H173V106H172ZM179 104V105H178ZM183 104V105H182ZM190 104H192V105H190ZM224 104H225V106H224ZM227 104V105H226ZM246 104V105H245ZM4 105H6V107L9 109V110H7V108L4 106ZM30 105H32L31 107H30ZM33 105H34V107H33ZM43 105V106H42ZM45 105V106H44ZM48 105H49V107H48ZM57 107H56V106ZM72 105V106H71ZM89 105V106H88ZM102 105V106H101ZM125 105V106H124ZM132 105H133V107H132ZM144 105H146V106H144ZM150 107H149V106ZM166 105V106H165ZM195 105V106H194ZM199 105H200V107H199ZM202 105V106H201ZM232 105H233V107H232ZM235 105V106H234ZM249 105H250V107H249ZM254 107L253 109H252V106ZM13 108H12V107ZM40 106H42V107H40ZM56 107V109H54L55 107ZM59 106H61V107H59ZM70 106H71V108H70ZM81 106V107H80ZM86 106V107H85ZM88 106V107H87ZM100 106H101V108H100ZM114 106V107H113ZM119 106V107H118ZM127 106V107H126ZM135 106V107H134ZM175 106V107H174ZM186 106H189V107H186ZM193 106V107H192ZM227 106V107H226ZM231 106V107H230ZM237 106V107H236ZM4 107V108H3ZM27 107H28V109H27ZM38 107H40V108H38ZM44 107V109H42ZM46 107V108H45ZM53 107V108H52ZM69 107V108H68ZM94 107L96 108V109H94ZM103 107V108H102ZM105 107H106V109H105ZM124 108V107H126V108H124V109H122V108ZM132 107V108H131ZM141 107V108H140ZM145 107V108H144ZM166 107H167V109H166ZM169 107V108H168ZM180 107H182V108H180ZM185 107V108H184ZM197 107H199V108H197ZM202 107H203V109H202ZM234 107H235V109H234ZM246 107V108H245ZM3 108V109H2ZM6 108V109H5ZM16 109V111H14L15 109ZM25 108V109H24ZM33 108H37L36 110L35 109H33ZM52 108V110H50ZM68 108V110H66ZM83 108H85V110L87 109V111L89 110V111H91V112H85V110L83 109ZM89 108V109H88ZM92 108V109H91ZM97 108H98V110H97ZM100 108V109H99ZM109 108V109H108ZM117 108L119 109V110H117ZM121 108V109H120ZM132 110H131V109ZM136 108V110L134 111V109ZM142 109V110H140V109ZM144 108V109H143ZM152 108H153V110H152ZM155 108V109H154ZM160 108V109H159ZM162 108H164V109H162ZM193 108H195V109H193ZM196 108H197V112L198 113H196L195 111H196ZM208 108V109H207ZM209 108H210V110H209ZM222 109V111H221V109ZM229 108V110H225V109H228ZM234 109V111H236V112H234L233 111V109ZM12 109H14L13 111H12ZM21 109V110H20ZM40 109V110H39ZM45 109H46V111H45ZM65 109V110H64ZM79 109V110H78ZM80 109H82V110H80ZM103 109V110H102ZM127 109V110H126ZM130 111H129V110ZM146 109V110H145ZM147 109H149V110H147ZM159 109V110H158ZM184 109V110H183ZM188 110V109H191V111L189 112V111H186V110ZM193 109V110H192ZM205 109H207V110H205ZM216 109H218V110H220L221 112H219L218 110H216ZM223 109H224V111H223ZM21 112H20V111ZM25 110V111H24ZM28 110V111H27ZM43 110V111H42ZM62 111L61 113H60V111ZM94 110V111H93ZM101 110V112H99ZM111 110H114V111H110ZM116 110L119 112H116ZM144 110V111H143ZM170 110V111H169ZM176 110V111H175ZM183 110V111H182ZM195 110V111H194ZM202 110V111H201ZM259 110V111H258ZM5 111V112H4ZM19 111V112H18ZM30 111V112H29ZM38 111V112H37ZM39 111L41 112V113H44L45 114V116H42V114L41 113H39ZM47 111H49V113L47 112ZM50 111L53 113V115L51 114V115H46V114H50ZM58 113H57V112ZM65 111V112H64ZM71 111V112H70ZM73 111V112H72ZM75 111H76V113H75ZM79 111V112H78ZM80 111H81V113H80ZM83 111V112H82ZM106 111L108 112V113H106ZM129 111V112H128ZM145 111H148V113L147 112H145ZM158 111H160V112H158ZM182 111V112H181ZM195 113V116H196V114H197V118H198V120L196 119V117L194 116V113ZM210 111V112H209ZM215 111V112H214ZM226 111V112H225ZM230 111V112H229ZM256 112L257 111V113L255 114V113H253V112ZM7 112V113H6ZM9 112V113H8ZM84 112H85V114H84ZM96 112V113H95ZM99 112V113H98ZM120 112H121V114H120ZM131 112V113H130ZM134 112V113H133ZM136 112V113H135ZM145 114H144V113ZM166 112V113H165ZM192 112V113H191ZM205 112V113H204ZM223 112H225V113H223ZM232 112H234V113H232ZM11 113V114H10ZM12 113H14V115L12 114ZM29 113H30V115H29ZM32 113H37V114H41V118H40V116L39 115H37V116H35V114H32ZM66 113V114H65ZM68 113V114H67ZM73 113V114H72ZM80 114V115H78V114ZM127 113V114H126ZM141 115H140V114ZM143 113V114H142ZM146 113H147V115H146ZM149 113H150V115H149ZM153 113V114H152ZM155 113V114H154ZM168 113V114H167ZM216 113V114H215ZM218 113V114H217ZM223 115H222V114ZM9 114V115H8ZM43 114V115H44ZM58 116H56V115ZM61 114V115H60ZM64 114H65V116H64ZM72 116H71V115ZM93 114V115H92ZM95 114V115H94ZM103 114V115H102ZM105 114H106V116L107 117H105ZM113 114H114V116H113ZM117 114V115H116ZM119 114V115H118ZM129 114V115H128ZM163 114H164V116H163ZM167 114V115H166ZM234 114H235V116H234ZM249 114V115H248ZM255 114V115H254ZM8 115V116H7ZM32 115H34V116H32ZM55 115V116H54ZM62 116V117H60V116ZM67 115V116H66ZM70 115V116H69ZM74 115H75V117H74ZM86 115V116H85ZM90 115V116H89ZM115 115H116V117H115ZM133 115H134V117H133ZM137 115H139V116H137ZM146 115V116H145ZM153 115H160V116H162V117H160V116H154L153 117ZM207 115V117H205ZM219 115L220 116H222V117H219ZM228 115H229V117H228ZM253 115V116H252ZM11 116V117H10ZM32 116V117H31ZM92 116V117H91ZM93 116H94V118H93ZM103 116V117H102ZM119 116V117H118ZM121 116H125L124 118L123 117H121ZM147 116H148V118H147ZM168 116V118H166ZM172 116V117H171ZM195 118H193V117ZM203 116V117H202ZM226 118H225V117ZM230 116H233V118L232 117H230ZM6 117V118H5ZM22 117H25V118H23V119H21ZM29 117V118H28ZM44 117V118H43ZM46 117L49 119H46ZM51 117H53L52 119H54L53 121H52V119H51ZM56 117H57V120H56ZM70 117V118H69ZM72 117V118H71ZM79 117V118H78ZM86 117V118H85ZM90 117V118H89ZM112 117V118H111ZM138 117V118H137ZM157 117V118H156ZM160 117V118H159ZM166 119H165V118ZM187 117H189V118H187ZM205 117V118H204ZM210 117H211V119H210ZM216 117H218L217 119H216ZM238 117H240V119L238 118ZM39 118V120H37ZM58 118H59V120H58ZM65 118H68V119H65ZM75 118V119H74ZM79 119V121H78V119ZM81 118V119H80ZM84 118V119H83ZM104 118H106V120L104 119ZM115 118V119H114ZM129 118V119H128ZM137 120H136V119ZM143 118V119H142ZM152 118V119H151ZM160 120H159V119ZM170 118V119H169ZM174 118V119H173ZM7 119V120H6ZM31 119V120H30ZM33 119V120H32ZM74 119V120H73ZM89 119H91V120H89ZM94 119V120H93ZM98 119V121H96V120ZM102 119H103V122H102ZM109 119V120H108ZM178 121H176V120ZM200 119V120H199ZM206 119V120H205ZM5 120V121H4ZM23 120V121H22ZM25 120V121H24ZM27 120V121H26ZM43 120H45V121H43ZM56 120V121H55ZM68 121V123H67V121ZM70 120V121H69ZM72 120V121H71ZM77 121V123H76V121ZM81 120V121H80ZM87 120V121H86ZM100 120V121H99ZM130 120V121H129ZM150 120V121H149ZM153 120V121H152ZM165 121V123L166 124H164V121ZM166 120H168L167 122H166ZM169 120H170V122H169ZM211 120V121H210ZM212 120H213V122H212ZM217 120V121H216ZM7 121V122H6ZM29 121H32V122H29ZM36 121H39L38 123H36ZM43 121V122H42ZM49 123H51V124H49ZM63 121V122H62ZM74 121V123L72 124V122ZM93 121V122H92ZM113 123H112V122ZM119 121V122H118ZM125 121V122H124ZM132 121V122H131ZM137 121V122H136ZM148 121V122H147ZM158 121V122H157ZM163 121V122H162ZM201 121H203V122H201ZM206 121V122H205ZM210 121V122H209ZM215 121H216V123H215ZM219 121V122H218ZM223 121V122H222ZM226 121V122H225ZM24 122H27L26 124L24 123ZM28 122L30 123V124H28ZM57 124H55V123ZM79 122V123H78ZM84 122V123H83ZM86 122H88V123H86ZM122 124H121V123ZM135 122V124L137 125H135L134 126V123ZM185 122V123H184ZM207 122H209V123H211V124H209V123H207ZM227 122L229 123L230 122V124H227ZM3 123V124H2ZM17 125H16V124ZM33 125H32V124ZM40 123H42V124H40ZM48 123V124H47ZM52 123H54L53 124V130H52ZM58 123H59V126H58ZM62 123V124H61ZM65 123H67V125H69V126H67ZM76 123V125H74ZM86 123V124H85ZM100 123H104L103 125L101 124V127H100ZM113 124L112 126H110V124ZM120 123V124H119ZM126 123V124H125ZM145 123V124H144ZM161 123V124H160ZM163 123V124H162ZM168 123V124H167ZM177 123H178V125L180 124V127H178V125H177ZM213 123V124H212ZM218 123H220V124H218ZM223 123V124H222ZM2 124V125H1ZM9 124H11V126L13 127V129H12V127L10 128V125ZM15 124V125H14ZM21 124V125H20ZM25 124V125H24ZM36 124V125H35ZM46 124V125H45ZM64 124H65V126H64ZM84 124V125H83ZM93 124V126H91ZM108 124V125H107ZM115 124V125H114ZM117 124H119V125H117ZM131 124V125H130ZM132 124H133V127H131L132 126ZM154 124V125H153ZM157 124V125H156ZM170 124H174V127L172 126V125H170ZM176 124V125H175ZM183 124V125H182ZM227 125V126H225V128H224V125ZM19 125H20V127H19ZM41 125V126H40ZM47 125H50L49 127L47 126ZM55 125V126H54ZM71 125H74L73 127L71 126ZM78 125V126H77ZM80 125V126H79ZM88 125V126H87ZM96 125V126H95ZM121 125V126H120ZM123 125H125V126H123ZM129 125V127H127ZM163 125H166V126H163ZM187 125V126H186ZM192 125V126H191ZM209 125H211V127L209 126ZM217 125H219V126H217ZM221 125H223L222 126V128L220 127ZM22 126V127H21ZM24 126V127H23ZM39 126V127H38ZM47 128H46V127ZM86 126V127H85ZM98 126V127H97ZM105 126V127H104ZM118 128H120V130L119 129H117V127ZM123 126V127H122ZM151 126V127H150ZM154 126V127H153ZM163 126V127H162ZM170 126H171V128H170ZM185 126V127H184ZM204 126V127H203ZM229 126V127H228ZM15 127H17V128H15ZM36 127V128H35ZM63 127V128H62ZM72 127V128H71ZM78 127V128H77ZM82 127H84L83 129H82ZM89 127V128H88ZM96 127V128H95ZM109 129H108V128ZM113 127H114V129H113ZM124 127L126 128V130H124ZM140 127H142V128H140ZM143 127H145V128H143ZM148 127V128H147ZM150 127V128H149ZM163 129H162V128ZM178 127V128H177ZM199 127V128H198ZM216 127V128H215ZM219 127V128H218ZM8 128V129H7ZM20 128V129H19ZM23 130H22V129ZM39 128V129H38ZM41 128H42V130H41ZM44 128V129H43ZM59 128V129H58ZM67 128V129H66ZM68 128H71V130L70 131H68ZM75 128V129H74ZM80 128V129H79ZM92 128H93V130H92ZM104 128V129H103ZM116 128V129H115ZM129 128V129H128ZM133 128V129H132ZM138 128H140V129H138ZM153 128V129H152ZM169 129V131H168V129ZM180 128V129H179ZM184 128V129H183ZM194 128V129H193ZM205 128V129H204ZM210 128V129H209ZM212 128H215V129H212ZM221 128V129H220ZM225 130H224V129ZM12 131H10V130ZM56 129V130H55ZM63 129V130H62ZM95 129V130H94ZM98 129V130H97ZM101 129V130H100ZM128 129V130H127ZM146 129V130H145ZM149 129V130H148ZM156 129V130H155ZM159 129V130H158ZM165 129V130H164ZM203 129V130H202ZM229 130L230 132H227L226 130ZM232 129H234L235 131H233ZM5 130H7L6 132H5ZM24 132V131H26V132H24V133H22V131ZM44 130H45V132H44ZM47 130V131H46ZM50 132H49V131ZM52 130V131H51ZM61 130V131H60ZM64 130H65V132H64ZM74 132H73V131ZM77 130V131H76ZM79 130V131H78ZM80 130H82V132L80 131ZM86 130L89 132H86ZM102 130H104V131H102ZM106 130V131H105ZM111 130V131H110ZM113 130L116 132H113ZM117 130H118V132H117ZM131 130V131H130ZM137 130V131H136ZM139 130V131H138ZM142 130H144L143 132H142ZM172 130V131H171ZM174 130V131H173ZM177 130H178V132H180V133H178L177 132ZM180 130H183L182 132H183V134L181 133V131ZM190 131L189 133H188V131ZM195 130V131H194ZM205 130V131H204ZM208 130V131H207ZM217 130H219L218 132H217ZM222 130V131H221ZM224 130V131H223ZM238 132H237V131ZM247 132H246V131ZM252 130V131H251ZM256 130V131H255ZM40 133H39V132ZM44 133H42V132ZM76 131V132H75ZM92 133H91V132ZM96 131V132H95ZM108 131V132H107ZM119 131H121V132H119ZM123 131H125V132H127V134H129V135H127L125 132H123ZM140 131H141V133H140ZM147 131V132H146ZM154 131V132H153ZM157 131H160L159 133L157 132ZM165 131H167V132H165ZM213 131V132H212ZM221 131V132H220ZM232 131H233V133L234 132H236V133H232ZM246 133H245V132ZM5 132V133H4ZM14 132H16V133H18V134H14ZM48 132V133H47ZM60 132V133H59ZM101 132H103V133H101ZM111 132H113V134L111 133ZM131 132H132V134H131ZM134 132V133H133ZM136 132H137V134H136ZM149 132H151L152 133V135H151V133H149ZM156 132V133H155ZM164 132V133H163ZM171 132V133H170ZM185 132V133H184ZM187 132V133H186ZM195 132V133H194ZM209 132H210V135H212V136H208V134H209ZM227 132V133H226ZM240 132V133H239ZM252 132H254V133H252ZM257 132H259V133H261V134H259V133H257ZM4 133V134H3ZM9 133V135H7ZM13 133V134H12ZM21 133V134H20ZM26 133V134H25ZM52 135H51V134ZM61 133H63V134H61ZM77 135H76V134ZM96 133H99V134H96ZM109 135H108V134ZM157 133H158V135H157ZM161 133V134H160ZM168 133V134H167ZM194 133V134H193ZM222 133H224V134H222ZM248 133H250V134H248ZM10 134H12L11 135V137H9L10 136ZM72 134V135H71ZM74 134H75V136H74ZM79 134H81V135H79ZM84 134V135H83ZM87 136H86V135ZM104 134H105V136H107V138L104 136ZM117 134V135H116ZM119 134V135H118ZM136 134V135H135ZM138 134H139V136H138ZM142 134H144V136L142 135ZM171 134V135H170ZM182 134V135H181ZM186 134V135H185ZM203 134V135H202ZM206 134H207V136H206ZM218 134V135H217ZM220 134V135H219ZM237 134V135H236ZM254 134H255V136H254ZM4 135V136H3ZM5 135H6V137H5ZM18 135V136H17ZM22 135V136H21ZM27 135V136H26ZM59 135H60V137H59ZM93 135V136H92ZM96 135V136H95ZM113 135V136H112ZM116 137H115V136ZM149 135V136H148ZM157 135V136H156ZM168 135H170V136H168ZM195 135V136H194ZM199 135V136H198ZM224 136V138H223V136ZM244 135V137H242ZM246 135V136H245ZM251 135V136H250ZM252 135H253V137L254 138H252ZM262 135V136H261ZM12 136H13V138H12ZM17 136V137H16ZM21 136V137H20ZM24 136V137H23ZM51 136H53L52 138H51ZM55 136V137H54ZM61 136H62V138H61ZM79 136V138L77 139V137ZM92 136V137H91ZM100 136H102V137H100ZM119 136H120V138H119ZM136 136V137H135ZM152 136V137H151ZM167 136V137H166ZM173 136V137H172ZM183 136V137H182ZM218 136V137H217ZM219 136H221V137H219ZM248 136V137H247ZM260 136V137H259ZM9 137V138H8ZM15 137V138H14ZM19 137V138H18ZM23 137V138H22ZM29 139H27V138ZM32 137V138H31ZM48 137V138H47ZM57 137H59V138H57ZM67 139H66V138ZM76 139V141H75V139H74V141L72 140L71 141V139ZM86 137V138H85ZM104 137H105V139H104ZM112 137V138H111ZM118 137V138H117ZM127 137V138H126ZM135 137V138H134ZM139 139H138V138ZM141 137H143V138H141ZM148 137V140L146 139ZM158 137V138H157ZM170 137H172V142L170 141L171 140V138ZM182 139H181V138ZM193 137H194V139H193ZM206 137V138H205ZM214 137V138H213ZM246 137V138H245ZM250 137V140L248 139ZM255 137H257V138H255ZM262 137V138H261ZM7 140H5V139ZM11 138V139H10ZM22 138V139H21ZM24 138H26V139H24ZM41 140H39V139ZM56 140H54V139ZM69 138V139H68ZM80 138H84V139H80ZM89 138H91V139H89ZM94 138V139H93ZM100 138V139H99ZM101 138H103L104 139V143H103V141H101V140H103V139H101ZM117 138V139H116ZM130 138V139H129ZM133 140H132V139ZM151 138V139H150ZM156 138L157 139H160V140H156ZM165 138V139H164ZM167 138H168V141H167ZM176 138V139H175ZM177 138H180V141H179V139L177 140ZM202 138V139H201ZM211 138V139H210ZM216 138V139H215ZM245 138V139H244ZM252 138V139H251ZM15 139V141H13ZM44 139V140H43ZM50 139H53L54 140V142H53V140H51L50 141ZM60 139H62V140H60ZM86 139V140H85ZM93 139V140H92ZM99 139V140H98ZM106 139H108V140H106ZM119 139V140H118ZM125 139V140H124ZM155 139V140H154ZM175 139V140H174ZM207 139V140H206ZM209 139V140H208ZM214 140V141H211V140ZM224 139V140H223ZM254 139H256L255 141H254ZM18 141V144H17V141ZM46 140V141H45ZM68 140V141H67ZM70 140V141H69ZM95 140V141H94ZM98 140V141H97ZM109 140H110V142H109ZM139 140H141V141H139ZM146 142H145V141ZM181 140H182V142H181ZM199 142H198V141ZM201 140V141H200ZM220 140V141H219ZM221 140H223V141H221ZM228 140V141H227ZM231 140V141H230ZM249 140V141H248ZM252 140V141H251ZM259 142H261V140H263L261 143H257L258 141ZM9 141V142H8ZM21 141H23V142H21ZM28 141V142H27ZM29 141H30V143H29ZM35 141H37V142H35ZM42 141H45V143L44 142H42ZM69 142V144L67 143V142ZM85 141V142H84ZM87 141V142H86ZM99 141L101 142V143H99ZM126 141V142H125ZM139 143H138V142ZM148 141V142H147ZM163 141V142H162ZM179 141V142H178ZM185 141V142H184ZM194 141V142H193ZM196 141H197V143H196ZM216 141H217V143H216ZM253 141H254V143H253ZM5 142V143H4ZM39 142H42V143H39ZM46 142H47V144H46ZM52 142V143H51ZM57 142V143H56ZM60 142V143H59ZM65 142V143H64ZM74 142H75V144H74ZM81 142V143H80ZM90 142V143H89ZM107 142H109V143H107ZM125 142V143H124ZM158 142V143H157ZM178 142V143H177ZM215 144V147L216 148H214V144ZM221 142H224V143H221ZM231 143V144H229V143ZM236 142H238L237 144H236ZM22 143H23V145H22ZM48 143L50 144L49 146L50 147H47L48 146ZM61 143H62V145H61ZM97 143V144H96ZM115 143V144H114ZM119 143H121L120 145H119ZM135 144V145H133V144ZM145 143H147V145L144 144ZM168 143V144H167ZM172 143V144H171ZM176 143V144H175ZM194 145H193V144ZM199 143V144H198ZM202 143V144H201ZM219 143V144H218ZM251 143H252V145H253V147L251 146ZM4 146H3V145ZM8 144V145H7ZM10 144V145H9ZM12 144V145H11ZM25 144V145H24ZM29 144V145H28ZM32 144H34V145H32ZM36 144V145H35ZM41 144V145H40ZM44 144H45V146H44ZM82 144V145H81ZM85 144H86V146H85ZM88 144V145H87ZM99 144H101V145H99ZM110 144H112L111 146H110ZM137 144V145H136ZM139 144H140V146H139ZM159 144V145H158ZM175 144V145H174ZM187 144V145H186ZM190 144V145H189ZM197 144V145H196ZM209 144V145H208ZM220 144H222V146L220 145ZM16 145V146H15ZM39 145V146H38ZM47 145V146H46ZM64 145V146H63ZM71 145V146H70ZM73 145V146H72ZM75 145H77L76 147H74ZM81 145V146H80ZM96 145V146H95ZM97 145H98V147H97ZM117 147H116V146ZM130 145V146H129ZM143 145H144V147H143ZM158 145V147H155V146H157ZM204 145V146H203ZM229 145H231V146H229ZM262 145V146H261ZM3 146V147H2ZM8 146V148H6ZM14 146H15V148H14ZM21 146H23L22 148H23V150H22V148H21ZM31 146H33L31 149V151H29V149H30V147ZM41 146V147H40ZM60 148H59V147ZM91 146V147H90ZM100 146V147H99ZM115 146V147H114ZM123 146V147H122ZM133 146V147H132ZM138 146V147H137ZM152 146V147H151ZM164 146V147H163ZM175 146V147H174ZM180 146V148H178V147ZM187 146V149L185 148ZM199 146V147H198ZM200 146H202L201 148H200ZM209 146H210V148H209ZM212 146H213V149H212ZM237 146V147H236ZM244 146V147H243ZM252 148H251V147ZM38 147V148H37ZM65 147L67 148V149H65ZM82 147H84L83 149H82ZM104 147V148H103ZM107 147V148H106ZM122 147V148H121ZM128 147V148H127ZM139 147H140V149H139ZM162 147V148H161ZM182 147V148H181ZM190 147V148H189ZM192 147H194V148H192ZM207 147V148H206ZM227 147V148H226ZM229 147H231V148H229ZM235 147V148H234ZM241 147V148H240ZM2 148V149H1ZM6 150H5V149ZM11 148V149H10ZM44 148V149H43ZM52 150H51V149ZM70 148V149H69ZM75 148V149H74ZM90 148V149H89ZM100 148H102V150L100 149ZM118 150H117V149ZM135 148V149H134ZM147 148V149H146ZM149 148V149H148ZM166 148H167V151L168 152H166ZM174 148H175V150H174ZM219 148H221V151H219L220 149ZM230 149V151H229V149ZM239 148V149H238ZM242 148H244V149H242ZM19 149V150H18ZM39 149V150H38ZM48 149V150H47ZM62 149V150H61ZM71 149H74L73 151H71ZM81 149V150H80ZM105 149V150H104ZM107 149H109V150H107ZM125 149H126V151H125ZM137 149V150H136ZM155 152V149H157L156 150V154L154 153V152H152V150ZM159 149V150H158ZM161 149H162V151H161ZM181 149V150H180ZM187 150L186 152H184V150ZM197 149V150H196ZM201 149H203V150H201ZM208 149V150H207ZM225 149H226V152H225ZM243 151H242V150ZM247 151H246V150ZM253 149V150H252ZM4 150V151H3ZM8 150H10L9 152H10V154H11V157H10V155L8 154ZM16 150V152L18 153H14V151ZM18 150V151H17ZM37 150V151H36ZM42 150H43V152H45V154L47 153V152H50V153H47L46 155L42 152ZM47 152H46V151ZM64 150H67V151H64ZM76 150H77V152H76ZM87 150V151H86ZM92 150V151H91ZM96 150H97V152H96ZM120 150V151H119ZM143 150V151H142ZM148 150V151H147ZM150 150V151H149ZM194 150V151H193ZM201 150V151H200ZM211 150V151H210ZM223 150H224V152H223ZM236 150V151H235ZM21 151H23V152H21ZM28 151V152H27ZM37 152V153H35V152ZM42 152V153H40V152ZM61 153H60V152ZM75 151V152H74ZM78 151H79V153H78ZM82 151V152H81ZM94 151V152H93ZM103 151V152H102ZM107 151V152H106ZM110 151V152H109ZM112 151V152H111ZM114 151V152H113ZM123 151V152H122ZM133 153H132V152ZM138 151V152H137ZM141 151V152H140ZM159 151H161V152H159ZM175 153H174V152ZM180 153H179V152ZM197 151V152H196ZM200 151V152H199ZM206 151V152H205ZM210 151V152H209ZM215 152V154H214V152ZM242 151V152H241ZM25 152V153H24ZM31 152H33V156H35L34 158H36V159H32L33 158V156L31 157ZM58 152V153H57ZM64 152H66V153H64ZM89 152V153H88ZM99 152L101 153V154H99ZM150 152H152L155 156H157L156 158H157V161L158 160H160V161H156L155 159V156H152V154L150 153ZM172 152L175 154H173L174 156H171L172 155ZM235 152V153H234ZM237 152V153H236ZM246 154H245V153ZM14 153V154H13ZM27 153H29V154H27ZM38 153H40V154H38ZM53 153H54V155H53ZM69 155H68V154ZM75 153H78V154H76L75 155ZM83 153V154H82ZM88 153V154H87ZM92 153V157H90L91 155H89V154H91ZM96 153H98V154H96ZM107 153V154H106ZM109 153V154H108ZM117 153H119V154H117ZM124 153V154H123ZM126 153H128V154H126ZM136 153H138V155L136 154ZM142 153V154H141ZM149 155H148V154ZM161 153V154H160ZM166 153H167V157H166ZM169 153V154H168ZM182 153V154H181ZM188 153V155H186ZM193 153H194V155H193ZM200 153V154H199ZM205 153V154H204ZM207 153V154H206ZM223 153V154H222ZM234 153V154H233ZM242 153H244V155H245V157H244V155L242 154ZM252 154V155H248V154ZM255 153H256V155H255ZM18 155V157L16 158V156L15 155ZM20 154H23V155H20ZM47 157H45L44 155ZM50 154H52V155H50ZM56 154V155H55ZM63 155V156H61V155ZM65 154H67V155H65ZM81 154V155H80ZM129 154H130V156H129ZM146 154V155H145ZM158 154H160V155H158ZM185 154V155H184ZM193 156H191V155ZM198 154V155H197ZM226 154H227V157H225L226 156ZM238 154V155H237ZM241 154H242V156H241ZM15 156V158L14 157H12V156ZM19 155H20V158H22L21 160H19V161H17V159L19 158ZM26 155V156H25ZM30 155V156H29ZM41 157H39V156ZM71 155V156H70ZM84 155H85V158H84ZM105 155L107 156V157H105ZM116 156V157H113V156ZM128 155V156H127ZM163 157H162V156ZM170 155V156H169ZM196 155V156H195ZM203 155V156H202ZM208 157V158H206V156ZM210 155H212V156H209ZM231 155H232V158H231ZM234 155V156H233ZM235 155H237V156H235ZM29 156V158H27ZM36 156H38V158L36 157ZM50 156H53V157H51L50 158ZM57 156V157H56ZM69 156V157H68ZM73 156H74V158H73ZM82 156V157H81ZM112 156V157H111ZM120 156V157H119ZM123 156V157H122ZM133 156H134V158H133ZM142 156V157H141ZM146 158H145V157ZM152 156V157H151ZM177 156V157H176ZM179 156V157H178ZM188 156V157H187ZM199 156H202V157H199ZM239 156V157H238ZM250 156L253 158H250ZM44 157V158H43ZM60 157L62 158H64V157H66V158H62V159H60ZM71 157V159H69ZM76 157V158H75ZM77 157H81L80 159L79 158H77ZM92 158V159H90V158ZM98 157V158H97ZM109 157V158H108ZM128 157H130V158H128ZM132 157V158H131ZM138 157V158H137ZM159 157H161V158H159ZM174 157H175V159H174ZM191 157H192V159H191ZM196 157H198V158H196ZM219 157V158H218ZM236 157V158H235ZM240 157H241V159H240ZM256 157V158H255ZM258 157V158H257ZM8 158H9V160H11L12 162H13V160L15 161L14 162V164L11 162V161H8ZM13 160H12V159ZM19 158V159H20ZM103 158V159H102ZM104 158H105V160H104ZM114 160V161H112V159ZM125 158H126V160L128 159L130 162H132V163H130L128 160V162L125 160ZM148 158V159H147ZM163 158H166V159H163ZM180 160H179V159ZM182 158V159H181ZM187 158V159H186ZM205 158V159H204ZM215 158L216 159H219V160H221L220 162H219V160H215ZM221 158V159H220ZM224 158V159H223ZM229 158H230V160H229ZM239 158V159H238ZM24 159V160H23ZM34 161H32V160ZM39 159V160H38ZM65 159H67V160H65ZM82 159H83V161H82ZM90 159V160H89ZM98 159V160H97ZM107 159V160H106ZM133 161H132V160ZM140 159V160H139ZM149 159H152V160H149ZM169 159V160H168ZM197 159H199V161L197 160ZM210 159H211V161H210ZM229 160V161H227V160ZM245 159V161H243ZM258 159V161H256V160ZM25 160H26V163H25ZM42 160V161H41ZM56 160V161H55ZM60 160V161H59ZM64 160H65V162H64ZM71 160H73V161H71ZM76 160V161H75ZM92 160V161H91ZM101 160V161H100ZM125 160V161H124ZM142 160V161H141ZM146 160V161H145ZM148 160V161H147ZM168 160V161H167ZM204 160H205V162H204ZM208 160H209V163H208ZM213 160V161H212ZM225 160V161H224ZM247 160H248V162H247ZM251 160V161H250ZM261 160V161H260ZM8 163H7V162ZM17 161V162H16ZM28 161V162H27ZM37 161V162H36ZM63 161V162H62ZM70 161V162H69ZM87 161V162H86ZM106 161H110L109 163L108 162H106ZM112 161V162H111ZM119 161V162H118ZM120 161L122 162L121 164H119L120 163ZM137 161H139L138 163H136L135 164V162ZM141 161V162H140ZM151 161V162H150ZM165 161V162H164ZM173 161V162H172ZM177 161V162H176ZM182 161H183V163H182ZM192 161V162H191ZM196 163H195V162ZM201 161H203L204 163L202 164L201 163ZM217 161V162H216ZM227 161V162H226ZM235 161V162H234ZM236 161H238V162H236ZM9 162H10V164H9ZM19 162V163H18ZM22 162H24V163H22ZM39 162V164H37ZM49 163L50 164V166H49V164H47V163ZM59 162V163H58ZM68 162V163H67ZM78 162V163H77ZM98 162H100V163H98ZM105 162V163H104ZM126 164H125V163ZM142 162H143V164H142ZM146 162V163H145ZM161 162H163V163H161ZM213 162V163H212ZM247 164H246V163ZM258 162V163H257ZM20 163H21V166H20ZM29 163V164H28ZM37 164V166H34V165H36ZM44 163V164H43ZM65 163V164H64ZM72 163V164H71ZM87 163H89V164H87ZM96 165H95V164ZM130 163V165H128ZM133 163H134V165H133ZM142 165H141V164ZM157 163V164H156ZM160 163V164H159ZM168 165H167V164ZM172 163V164H171ZM182 163V164H181ZM187 163V164H186ZM189 163V164H188ZM192 163H195V164H192ZM218 163V164H217ZM225 163H226V166H225ZM228 163V164H227ZM237 163V164H236ZM253 163V164H252ZM256 165H255V164ZM262 163H263V165H262ZM16 164H17V166L19 167V168H17V166H16ZM31 164V165H30ZM41 164V165H40ZM46 164H47V166H46ZM62 164V165H61ZM75 164V165H74ZM86 164V165H85ZM99 164V165H98ZM106 165V166H104V165ZM112 164H113V167H111L112 166ZM114 164H116V165H114ZM121 166V168H120V166ZM139 164V165H138ZM146 164H147V168L145 167L146 166ZM150 164H152V165H150ZM163 166H162V165ZM170 164V165H169ZM200 164V165H199ZM213 164H214V166H213ZM216 164H217V166H216ZM220 164V165H219ZM222 164H223V166H222ZM232 164H234V165H232ZM240 164V165H239ZM249 164V165H248ZM260 166H259V165ZM10 165H11V169H9L10 168ZM24 165H26V166H24ZM57 165V166H56ZM74 165V166H73ZM78 165H79V167H78ZM87 165H89V166H87ZM91 165V166H90ZM144 165V166H143ZM166 165V166H165ZM173 165H174V167L175 168H173ZM189 165H190V167H189ZM193 165V166H192ZM211 165V166H210ZM228 165V166H227ZM242 165V166H241ZM22 166H24V167H22ZM55 168H54V167ZM77 166V167H76ZM81 166V167H80ZM135 166H136V168H135ZM170 166V167H169ZM180 166H181V168H182V170H183V172H182V170H179V168H180ZM186 166V167H185ZM196 166V167H195ZM202 168H201V167ZM208 166V167H207ZM238 166V167H237ZM244 166H246V167H244ZM247 166H248V168H250L249 170H248V168H247ZM256 166V167H255ZM5 167H7L6 169H5ZM9 167V168H8ZM12 167L13 168H15V169H12ZM31 167H32V169H31ZM36 167V168H35ZM65 167V168H64ZM66 167H68L67 168V170H68V172H67V170H66ZM91 167H92V169H91ZM95 167V168H94ZM98 167V168H97ZM99 167H101V168H99ZM106 169V170H104V168ZM134 169H133V168ZM137 167H139V169L137 168ZM140 167H141V169H140ZM148 167H150V168H148ZM153 167H154V169H153ZM157 167H159V169H156ZM165 167L168 169V170H166L165 169ZM218 167V168H217ZM220 167H222V169L220 168ZM224 167H226V169L224 168ZM237 167V168H236ZM241 167H243V168H241ZM253 167H255L258 171L260 170V172H259V174H257V170L255 169V168H253ZM4 168V169H3ZM21 168V169H20ZM23 168V169H22ZM28 168V169H27ZM42 168V169H41ZM52 168V169H51ZM80 168H82V169H80ZM110 168V169H109ZM125 168V169H124ZM128 168H129V170H128ZM169 168H171V169H169ZM180 168V169H181ZM195 168V169H194ZM224 168V169H223ZM229 168V169H228ZM235 170H234V169ZM239 168V169H238ZM240 168H241V170H240ZM246 168V169H245ZM259 168V169H258ZM6 170V171H3V170ZM18 169V170H17ZM25 169H27V171L25 172L24 170ZM29 169H31L30 171L32 172V170H33V174L29 171ZM35 169H39L38 170V172H40V174L37 172V170H35ZM43 169H44V171H43ZM73 169H74V171H73ZM88 169V170H87ZM91 169V170H90ZM98 169H99V171H98ZM116 169V170H115ZM118 169V170H117ZM127 169V170H126ZM132 171H131V170ZM138 169V170H137ZM144 169V170H143ZM148 169H149V172H148ZM152 171H151V170ZM155 169H156V171H155ZM173 169V170H172ZM175 169V170H174ZM191 169V171H189ZM196 169H198V170H196ZM210 171H209V170ZM220 169V170H219ZM12 170V171H11ZM15 172H14V171ZM16 170L18 171V172H16ZM19 170H20V173H19ZM21 170H23V171H21ZM66 170V171H65ZM78 170V171H77ZM83 172H82V171ZM96 170V171H95ZM101 170V171H100ZM109 170V171H108ZM115 170V171H114ZM120 170V171H119ZM123 170V171H122ZM141 170H142V172H141ZM164 170H166V171H164ZM178 170V171H177ZM197 172V176H196V174H195V171ZM200 170H202L201 172H200ZM205 170V171H204ZM208 170V172H206ZM217 170H218V172H217ZM234 170V171H233ZM239 170V171H238ZM245 170H246V173H244L245 172ZM263 170V171H262ZM1 171H3V172H1ZM9 171H11V172H9ZM48 171V172H47ZM76 171V172H75ZM81 171V172H80ZM88 171V172H87ZM108 171V172H107ZM125 171H126V174H124L125 173ZM131 171V172H130ZM136 171H138V172H136ZM145 171H146V173H145ZM161 171H163L164 173H161V175H159V173L161 172ZM168 171V172H167ZM173 171V172H172ZM177 171V172H176ZM194 171V172H193ZM225 171V172H224ZM228 171V172H227ZM255 171V172H254ZM5 172H7V173H5ZM12 172H13V174H12ZM21 172H23L22 174H21ZM45 172V173H44ZM51 172V173H50ZM54 172V173H53ZM66 172V173H65ZM72 172V173H71ZM78 172V173H77ZM94 172V173H93ZM99 172V174H97ZM100 172H102V173H100ZM109 172H110V174H111V176H109L110 174H109ZM112 172V173H111ZM119 172V173H118ZM121 172V173H120ZM127 172H129V173H127ZM140 172V173H139ZM169 172H171V174H169ZM174 172H176V174H173ZM185 172V173H184ZM189 172V173H188ZM192 172V173H191ZM217 172V173H216ZM223 172V173H222ZM10 173V174H9ZM16 173V174H15ZM19 173V174H18ZM29 173H31L30 175H29ZM36 173L38 174V175H36ZM49 173H50V175H49ZM53 173V174H52ZM57 173H59V175L57 174ZM68 173H69V175H68ZM84 173V174H83ZM97 175H96V174ZM118 173V174H117ZM200 173V174H199ZM222 173V174H221ZM225 173V174H224ZM238 173V174H237ZM254 173V174H253ZM5 174H6V176L7 177H5ZM12 174V175H11ZM26 174H28V176L30 177H28ZM44 176H43V175ZM47 174V175H46ZM80 174V175H79ZM103 174H105V175H103ZM113 174V175H112ZM139 174H141L140 175V178H138L139 177ZM147 174H149L148 176H146ZM153 174H155V175H153ZM164 174H165V176H164ZM180 174V175H179ZM184 174V175H183ZM191 174V175H190ZM192 174H193V176H192ZM195 174V175H194ZM201 174H202V176H201ZM205 174V176H203ZM210 174V175H209ZM215 174V175H214ZM225 175V177H224V175ZM228 174V175H227ZM235 176H234V175ZM247 174V175H246ZM252 174V175H251ZM256 174H257V177H256ZM261 174H263V175H261ZM11 175V176H10ZM20 175H22L21 177H19ZM36 175V176H35ZM57 175V177H55ZM68 175V176H67ZM88 177H87V176ZM90 175V176H89ZM94 175H95V177H94ZM100 177H102L103 176V178L101 179V178H99V176ZM102 175V176H101ZM108 175V176H107ZM119 175V176H118ZM121 175H123V176H121ZM129 175V176H128ZM134 175V176H133ZM151 175H153V176H155L154 178H153V176H151ZM168 175H170V176H168ZM213 175V176H212ZM220 175H222V176H220ZM230 175V176H229ZM236 175H238L237 177L238 178H240V179H238L237 177H236ZM244 175V176H243ZM251 175V176H250ZM17 176V177H16ZM38 176H40V177H38ZM53 176V177H52ZM65 176V177H64ZM69 176H71V177H69ZM97 176V177H96ZM114 176H116V178L114 177ZM131 176H132V178H131ZM156 176H157V178H156ZM175 176V180H173L172 178ZM178 176H179V178H178ZM181 176V177H180ZM190 176V177H189ZM195 176V177H194ZM218 176V177H217ZM229 176V177H228ZM250 176V177H249ZM6 179H5V178ZM10 177V178H9ZM19 177V180L17 179ZM31 177H33V178H31ZM36 177H38V181H37V178ZM62 177V178H61ZM82 177V178H81ZM95 178V179H92V178ZM106 177V178H105ZM120 177V178H119ZM121 177H125V178H121ZM133 177H135V178H133ZM138 179H137V178ZM146 177V178H145ZM166 177H167V179H166ZM188 177V178H187ZM212 177V178H211ZM258 177H260V178H258ZM9 178V179H8ZM20 178H22V180H24L25 179V181H23V182H21L22 180L20 179ZM35 178H36V180H35ZM42 179V181H41V179ZM56 180H55V179ZM64 178V179H63ZM68 178V180H66ZM70 178H72V179H70ZM79 178V179H78ZM98 178V179H97ZM107 178H109V179H107ZM112 180H111V179ZM117 178H118V180H117ZM147 178H149V179H147ZM151 178H153V180L151 179ZM182 178H185V179H182ZM186 178H187V180H186ZM192 178V179H191ZM195 178H196V180H195ZM201 178V180L199 181V179ZM203 178V179H202ZM207 178H208V181H207ZM211 178V179H210ZM214 178V179H213ZM229 180H228V179ZM243 178H244V180H243ZM14 179H15V183H14ZM30 179H31V181H30ZM33 179V180H32ZM44 179H46V180H44ZM47 179L49 180V181H47ZM74 179H75V181H76V179H77V181L75 182L74 181ZM82 179V180H81ZM97 179V180H96ZM121 179V180H120ZM123 179V180H122ZM133 179H134V181H133ZM135 179H136V181H135ZM141 179L143 180V181H141ZM158 179V180H157ZM165 181H164V180ZM194 179V180H193ZM198 179V180H197ZM220 179V180H219ZM236 179V180H235ZM247 179V180H246ZM249 179V180H248ZM252 179H254V182H253V180ZM260 179V180H259ZM262 179V180H261ZM4 180V181H3ZM8 180V181H7ZM10 180V181H9ZM13 182H12V181ZM16 180H17V182H16ZM27 180H29V181H27ZM40 180V181H39ZM66 180V181H65ZM74 182H73V181ZM84 180H86L85 181V183L83 184V182H84ZM91 180V181H90ZM100 180V181H99ZM108 180V181H107ZM115 180V181H114ZM117 180V181H116ZM120 180V181H119ZM128 180L130 181V183L128 182ZM149 180V181H148ZM151 180V181H150ZM155 180V181H154ZM170 180V181H169ZM172 180L174 181V183L172 182ZM181 182H180V181ZM191 180H193V181H191ZM212 180V181H211ZM214 180V181H213ZM222 180V181H221ZM226 180V181H225ZM238 180V181H237ZM245 180H246V182H245ZM256 180V181H255ZM5 181L6 182H8V183H5ZM20 181V182H19ZM57 181V182H56ZM59 181V182H58ZM67 182L68 184L66 185V183L65 182ZM71 181H72V183H71ZM92 181L94 182V183H92ZM95 181H99V182H95ZM133 181V182H132ZM145 181V182H144ZM166 181H167V183H166ZM188 181H189V183H188ZM191 181V182H190ZM221 181V182H220ZM234 181H235V184H234ZM239 181L241 182V183H239ZM247 181H249L248 183H247ZM25 182V183H24ZM35 182V183H34ZM47 182V183H46ZM56 182V183H55ZM61 182V183H60ZM63 182H64V184H63ZM78 182L80 183V184H78ZM100 182H101V184H100ZM103 182V183H102ZM105 182V183H104ZM114 182H116L115 184H114ZM151 182H155L154 183V185H153V183H151ZM157 182V183H156ZM176 182V183H175ZM182 182H184V183H182ZM187 182V183H186ZM216 182V183H215ZM232 182V183H231ZM239 183V184H236V183ZM257 184H256V183ZM30 183H32V184H30ZM34 183V184H33ZM38 183V184H37ZM45 183V184H44ZM52 183V184H51ZM53 183H54V185H53ZM113 185H111V184ZM129 183V184H128ZM132 183V185L130 186V184ZM136 183V184H135ZM138 183H140V184H138ZM172 183V184H171ZM186 183V184H185ZM191 183H193V184H191ZM201 183V184H200ZM210 183V184H209ZM211 183H212V185H211ZM251 183V184H250ZM10 184H11V186H10ZM21 186L20 188H19V185ZM23 184V185H22ZM26 184H28V187L26 186ZM42 186H41V185ZM50 184V185H49ZM58 184V185H57ZM63 186H62V185ZM74 184H76V185H74ZM100 184V185H99ZM125 184V185H124ZM145 184H147V185H145ZM180 184V185H179ZM184 184H185V186H187V188H185V186H184ZM188 184V185H187ZM204 184H206V185H204ZM222 184V185H221ZM244 184H245V186L247 187H245L244 186ZM248 184H249V186H248ZM252 184H254V186L252 185ZM260 184V185H259ZM35 185H38L37 187H34ZM53 185V186H52ZM78 185H79V187H78ZM82 185V186H81ZM90 185V186H89ZM95 185V186H94ZM105 185V186H104ZM111 185V186H110ZM123 185V186H122ZM129 185V186H128ZM142 185V186H141ZM172 185V186H171ZM198 185H199V187H198ZM202 185V186H201ZM217 185V186H216ZM227 185V186H226ZM243 187H245V188H243ZM255 185H256V187H255ZM8 188H7V187ZM14 186V187H13ZM16 186V187H15ZM18 186V187H17ZM44 186H46V187H44ZM49 187V189H46V188H48ZM52 186V187H51ZM61 186H62V188L64 187V189L63 190H61L62 188H61ZM69 186V187H68ZM107 186V187H106ZM120 186H122V187H120ZM126 186V187H125ZM134 186H136V187H134ZM180 186V187H179ZM184 186V187H183ZM192 186V187H191ZM207 186V187H206ZM213 186H214V188H213ZM216 186V187H215ZM220 186V187H219ZM230 186V187H229ZM241 188H240V187ZM250 186H251V188H250ZM258 186H259V188H258ZM4 187V188H3ZM24 187L26 188V189H24ZM33 187H34V190H33ZM39 187V188H38ZM41 187V188H40ZM57 187V188H56ZM95 187V192H94V190H93V188ZM100 189H99V188ZM102 187V188H101ZM113 187V189H111ZM130 187V188H129ZM155 187V188H154ZM200 187H201V189H200ZM204 187H205V190H204ZM225 187V188H224ZM254 187V188H253ZM2 188V189H1ZM11 188V189H10ZM13 188V189H12ZM23 188V189H22ZM28 188V189H27ZM66 188H67V191H66ZM68 188H69V190H68ZM71 188V189H70ZM77 188H81V189H78V190H75V189H77ZM124 188V189H123ZM127 188V189H126ZM129 188V189H128ZM134 188V189H133ZM136 188V189H135ZM139 190H138V189ZM143 188H144V190H143ZM149 188V189H148ZM179 188V189H178ZM180 188H182V189H180ZM195 188V189H194ZM196 188H198V189H196ZM224 188V189H223ZM227 188V189H226ZM232 188V189H231ZM57 189V190H56ZM59 189H60V191H59ZM104 189H106V190H104ZM108 189H109V191H108ZM140 189H142V190H140ZM154 189V191H152ZM158 189V190H157ZM164 189H165V191H164ZM185 189V190H184ZM187 189V190H186ZM190 189V190H189ZM203 189V190H202ZM213 189V190H212ZM221 189V190H220ZM229 189H230V191H229ZM242 189H244V190H242ZM252 191H250V190ZM255 189V190H254ZM7 190V191H6ZM21 190V191H20ZM25 190V191H24ZM33 190V191H32ZM39 190V191H38ZM47 190H50V191H48V192H46ZM65 190V191H64ZM84 190V191H83ZM98 190V193H96V191ZM115 190V191H114ZM128 190V191H127ZM131 190H133V191H131ZM170 190V191H169ZM175 190V191H174ZM179 190V191H178ZM184 190V191H183ZM196 190H198L197 192H196ZM202 192H201V191ZM216 190H219V191H216ZM226 190V191H225ZM257 190V191H256ZM263 190V191H262ZM9 191V192H8ZM14 191H15V194H16V196L14 195ZM20 191V192H19ZM54 191V192H53ZM81 191V192H80ZM83 191V192H82ZM107 191V192H106ZM114 191V192H113ZM151 191V192H150ZM157 191H159V193L157 192ZM162 191H164V192H162ZM184 192V194H183V192ZM187 191V194L189 195H187L185 192ZM191 191V192H190ZM200 191V192H199ZM216 191V192H215ZM221 191H222V194H221ZM228 191V192H227ZM256 193H254V192ZM13 192V193H12ZM17 192H19V193H17ZM25 192H27V193H25ZM36 192V194H34ZM41 192H43V193H41ZM50 192V193H49ZM55 192H56V194H55ZM59 192H62V193H59ZM66 192V193H65ZM69 192V193H68ZM89 192V193H88ZM91 192V193H90ZM94 192V193H93ZM103 192H104V195H103ZM128 192H130V193H128ZM136 192H138V193H136ZM142 192V193H141ZM148 192V193H147ZM155 192V193H154ZM170 194H169V193ZM179 192V193H178ZM192 192H194V193H192ZM207 192H209L210 193V195H209V193H207ZM236 193L235 194V196H234V194L233 193ZM260 192V193H259ZM262 192V193H261ZM2 193V194H1ZM3 193H5V196L3 197L2 195H4ZM31 193V194H30ZM40 193V194H39ZM47 193V194H46ZM63 193H65V194H63ZM87 193V194H86ZM110 193V195H108L107 196V194H109ZM120 194V195H117L116 196V194ZM133 193H136V194H133ZM141 193V194H140ZM164 193V194H163ZM191 193V194H190ZM203 193H204V195H203ZM206 193V194H205ZM214 193H216V196H215V194ZM226 193V194H225ZM231 193V194H230ZM247 193V194H246ZM251 193V194H250ZM257 193H258V195H257ZM11 194V195H10ZM20 194V195H19ZM23 194H24V196H23ZM28 194H30L31 196L29 197L28 196ZM51 194V195H50ZM71 194V195H70ZM94 194H98L99 196H100V194H101V196L99 197L98 195L96 196V195H94ZM113 194V195H112ZM115 194V195H114ZM133 194V195H132ZM147 194H148V196H147ZM156 194H158V195H156ZM173 194V195H172ZM197 194V195H196ZM202 194V195H201ZM214 194V195H213ZM221 194V195H220ZM231 196H230V195ZM239 194V195H238ZM244 194V195H243ZM250 194V195H249ZM9 195V196H8ZM13 195H14V197L15 198H12L13 197ZM34 195V196H33ZM39 195H41L40 197L43 199V201H41L40 199L41 198H39V200H38V197H39ZM47 195H50V196H47ZM53 195H57L56 197L55 196H53ZM68 195V196H67ZM72 195H74L73 197H72ZM79 195H80V198H79ZM104 197H103V196ZM124 195V196H123ZM126 195L128 196V198H130V201L128 202V200L129 199H127V197H126ZM131 195V196H130ZM136 195V196H135ZM138 195V196H137ZM144 195V196H143ZM146 195V196H145ZM162 195V196H161ZM165 197H164V196ZM168 197H167V196ZM176 196V198H175V196ZM182 197H181V196ZM206 195V196H205ZM241 195V196H240ZM260 195V196H259ZM263 195V196H262ZM8 197V199L7 200H4V198L5 197ZM20 196H22V197H20ZM25 196H26V198H25ZM44 198H43V197ZM46 196V197H45ZM52 196H53V198H52ZM63 197V198H59V197ZM65 196V197H64ZM69 196H71V197H69ZM76 196V197H75ZM88 196V197H87ZM107 196V197H106ZM111 196H112V198H113V200H114V202L115 203H113V201H112V198H111ZM114 196H116V197H114ZM118 196H119V198H118ZM133 196V197H132ZM151 196V197H150ZM154 196H156V197H154ZM171 196V197H170ZM172 196H173V198H172ZM195 196V197H194ZM198 196V197H197ZM211 196V197H210ZM222 196V197H221ZM224 196V197H223ZM230 196V197H229ZM232 196H234V197H232ZM243 196V197H242ZM246 196V197H245ZM261 196H262V198H261ZM3 197V198H2ZM6 197V198H7ZM18 197L20 198V199H18ZM35 197V198H34ZM50 197V198H49ZM55 197V198H54ZM57 197H58V199H57ZM67 197V198H66ZM94 197V198H93ZM97 199H96V198ZM136 197L138 198V199H136ZM182 198V200H181V198ZM183 197H185V199L183 198ZM219 197V198H218ZM228 197H229V200H228ZM260 197V198H259ZM12 198V199H11ZM21 198H22V200H21ZM65 198V199H64ZM74 198V199H73ZM83 198V199H82ZM87 198V200H85ZM89 198H90V200H89ZM108 198V199H107ZM110 198V199H109ZM123 198V199H122ZM145 198H146V200H145ZM157 198V199H156ZM162 198V199H161ZM165 198V199H164ZM170 198V199H169ZM189 198V199H188ZM193 198H195V199H198V200H195V199H193ZM201 198H202V200H201ZM205 198H206V200H205ZM208 198H210L209 200H208ZM212 198V199H211ZM218 198V199H217ZM231 198H232V200H231ZM253 198H254V200H253ZM23 199H24V202H23ZM26 199V200H25ZM31 199V200H30ZM47 201H45V200ZM64 201H62V200ZM93 199H94V201H93ZM96 199V200H95ZM99 199V201H97ZM107 199V200H106ZM127 199V200H126ZM135 201H134V200ZM142 201H141V200ZM144 199V200H143ZM148 199V200H147ZM160 199V200H159ZM164 199V200H163ZM173 199V200H172ZM187 199L188 200H190V201H187ZM235 199V201H233ZM242 199V200H241ZM249 200L250 199V201H246V200ZM259 199V200H258ZM262 201H261V200ZM2 200H4V202L2 201ZM9 200H11V201H9ZM18 200V201H17ZM30 200V201H29ZM32 200L34 201L33 202V204H32ZM58 200H60V201H58ZM73 200V201H72ZM75 200V201H74ZM83 202H82V201ZM89 200V201H88ZM152 200V201H151ZM154 200H159V201H154ZM178 200H180V201H178ZM186 200V201H185ZM200 200V201H199ZM213 200H215V202L213 201ZM258 200V201H257ZM6 201H8V202H6ZM15 203H14V202ZM20 201H22V202H20ZM37 201H39V204H37L38 202ZM50 201V202H49ZM51 201H53V203L51 202ZM71 203V204H73L75 207H73V205H71L69 202ZM87 201V202H86ZM95 201H97L96 203H95ZM102 201V202H101ZM108 201V202H107ZM124 201V202H123ZM137 201H139V203L137 202ZM148 201V202H147ZM162 201H163V203H162ZM175 201V202H174ZM184 201H185V203H184ZM197 202V205H194V204H196V203H193V202ZM203 201V202H202ZM205 201V202H204ZM210 201H212L211 203H210ZM243 201V202H242ZM252 201H254V202H252ZM3 202V203H2ZM20 202V203H19ZM27 202V203H26ZM44 202V203H43ZM54 202H55V204H54ZM59 202V203H58ZM73 202V203H72ZM77 202H79V203H77ZM91 202V203H90ZM95 204H94V203ZM102 204H100V203ZM113 203V205H112V203ZM123 203V204H121V203ZM127 202V203H126ZM143 202V203H142ZM152 202V203H151ZM167 202H168V204L170 205V203H171V205L170 206H168V204H167ZM170 202V203H169ZM178 204H177V203ZM181 202H183V203H181ZM186 202H188V204L186 203ZM190 202H192V203H190ZM209 202V203H208ZM224 202V203H223ZM226 202V203H225ZM231 202V203H230ZM241 202V203H240ZM252 202V203H251ZM261 202V203H260ZM263 202V203H262ZM7 203V204H6ZM8 203H10V204H8ZM14 205H13V204ZM26 203V204H25ZM40 203H42L41 205H40ZM51 203V204H50ZM62 203V205H61V207H60V205L59 204H61ZM66 203H68V204H66ZM78 205H77V204ZM83 203H86V204H83ZM108 203V204H107ZM121 204V206H120V204ZM128 203H133L132 204V206L131 205H128ZM136 203V204H135ZM141 203V204H140ZM145 203V204H144ZM147 203V204H146ZM150 203V204H149ZM154 203H155V205L156 206H158V207H156V206H154ZM157 203H159V204H157ZM191 205H190V204ZM200 203V204H199ZM204 203H208V204H205L204 205ZM248 203V204H247ZM3 204V205H2ZM16 204V205H15ZM25 205V207H24V205ZM35 204H37V205H35ZM64 204V205H63ZM66 204V205H65ZM70 204V205H69ZM80 204V205H79ZM92 204V205H91ZM104 204V205H103ZM107 204V205H106ZM110 204H111V206L113 207V209L114 210H116L115 212H114V210L112 209L111 210V208L112 207H109L110 206ZM117 204V205H116ZM152 204V206H150ZM173 204V205H172ZM184 204H185V206H184ZM199 204V205H198ZM215 204V205H214ZM220 204V205H219ZM233 204V205H232ZM8 205V206H7ZM18 205V206H17ZM20 205V206H19ZM34 205V206H33ZM43 205V206H42ZM52 205V206H51ZM91 205V206H90ZM138 205V206H137ZM141 205V206H140ZM150 207H149V206ZM161 205L164 207V208H162L161 207ZM165 205V206H164ZM179 205H180V207H179ZM189 205V206H188ZM193 205V206H192ZM202 205V206H201ZM210 205V206H209ZM222 205V206H221ZM227 205V206H226ZM247 205V206H246ZM254 205V206H253ZM259 205V206H258ZM263 205V206H262ZM22 206H23V209H22ZM27 206V207H26ZM32 206V207H31ZM42 206V207H41ZM49 206V207H48ZM51 206V207H50ZM54 206H56L57 208H55V211H54ZM69 207V209H67L68 207ZM84 206V207H83ZM93 206H95V207H93ZM99 206V207H98ZM104 206H106V207H104ZM120 206V208H119V210H118V207ZM123 206V207H122ZM128 207V208H126V207ZM134 206V207H133ZM139 206H140V208H139ZM148 206V207H147ZM160 206V207H159ZM166 206H167V208H166ZM171 206H172V208H171ZM219 206H220V208H219ZM224 206V207H223ZM233 208H231V207ZM238 206V207H237ZM240 206V207H239ZM245 206L249 209H246L245 208ZM252 206V207H251ZM255 206L257 207V208H255ZM15 209H14V208ZM20 207V208H19ZM30 207V208H29ZM46 207V208H45ZM48 207V208H47ZM59 207V208H58ZM117 207V208H116ZM132 207V208H131ZM145 207V208H144ZM155 208V209H153V208ZM181 207H183V208H181ZM185 207V208H184ZM190 207V208H189ZM192 207V208H191ZM199 207V208H198ZM211 207V208H210ZM216 207V208H215ZM228 207H230V208H228ZM6 208V209H5ZM13 208V209H12ZM50 208V210L49 211H47L46 209H49ZM76 208V209H75ZM86 208V209H85ZM93 208V209H92ZM104 208V209H103ZM131 208V209H130ZM135 208V211H132L133 209ZM160 208V209H159ZM162 208V209H161ZM178 208V209H177ZM201 208V209H200ZM205 208V209H204ZM221 210H219V209ZM228 208V209H227ZM237 208V209H236ZM242 208V209H241ZM251 208V209H250ZM256 210H255V209ZM262 208V209H261ZM3 209V210H2ZM12 209V210H11ZM24 211H22V210ZM28 210L27 212H25L26 210ZM36 209V210H35ZM43 209V210H42ZM53 209V210H52ZM57 209H58V211H57ZM66 209V210H65ZM70 209H72L71 211H70ZM78 209V210H77ZM88 209V210H87ZM103 209V210H102ZM106 209V210H105ZM125 209H126V211H125ZM138 209H141V210H138ZM145 209H147L148 211L146 212V210ZM153 209V210H152ZM169 211H167V210ZM175 209V211H173ZM185 209H187V210H185ZM193 209V210H192ZM200 209V210H199ZM212 209V210H211ZM215 209V210H214ZM245 209H246V212H245ZM1 210L3 211V212H5V214L4 213H2L1 212ZM5 210V211H4ZM10 211V213H9V211ZM15 210V211H14ZM17 210H19V211H17ZM52 210V211H51ZM95 210V211H94ZM99 210V211H98ZM110 210H111V212H110ZM125 212H124V211ZM146 212H144V211ZM151 210V212H153V213H151V212H149ZM156 210V211H155ZM161 210V211H160ZM163 210H165V212L163 211ZM183 210H185V212L183 211ZM192 211V213H191V211ZM204 210L206 211V212H204ZM211 211V212H209V211ZM229 210V211H228ZM231 210V211H230ZM234 210H235V212H234ZM8 211V212H7ZM12 211H13V213H12ZM21 211V212H20ZM70 213H69V212ZM75 211V212H74ZM84 211H86V212H84ZM105 212V214L104 213H102V212ZM107 211H109V214H107ZM112 211H113V213H112ZM122 213H121V212ZM139 213H138V212ZM142 211V212H141ZM173 213H172V212ZM202 211V212H201ZM227 211V212H226ZM253 211H254V213H253ZM263 211V212H262ZM6 212L8 213V214H6ZM29 212V213H28ZM32 212H34V213H32ZM36 212V213H35ZM37 212H38V214H37ZM44 212V213H43ZM48 212V213H47ZM53 212H54V214H53ZM61 212H62V214H61ZM67 212V213H66ZM73 212H74V214H73ZM92 212V213H91ZM95 212V213H94ZM101 212V213H100ZM120 213L119 215H118V213ZM127 212V213H126ZM133 213V215H130L131 213ZM134 212H136V214L134 213ZM157 212V213H156ZM174 212L176 213L175 215L176 216H173V214H174ZM178 212V213H177ZM179 212L181 213V214H179ZM195 212V213H194ZM215 213V215H214V213ZM219 212V213H218ZM220 212H222L221 214H220ZM228 212H230V213H228ZM245 212V213H244ZM252 212V213H251ZM259 212V213H258ZM2 213V214H1ZM14 213H16V214H14ZM43 213V214H42ZM52 213V214H51ZM72 213V214H71ZM89 214V216L87 217L86 215L87 214ZM94 213V214H93ZM129 213V214H128ZM143 213H145V214H143ZM148 213H150V216H149V214ZM163 213V214H162ZM168 213H170L169 215H167ZM238 213V215H235V214H237ZM248 213H249V215H248ZM4 214V215H3ZM11 214V215H10ZM20 216H19V215ZM24 214V215H23ZM47 214V215H46ZM48 214H50V215H48ZM65 214H68V215H65ZM98 214V215H97ZM123 214V215H122ZM139 214V215H138ZM148 214V217L146 218V216L145 215H147ZM152 214V215H151ZM156 215V217H155V215ZM162 214V215H161ZM194 214V215H193ZM199 214V215H198ZM202 214V215H201ZM246 214V215H245ZM251 214V215H250ZM3 215V216H2ZM17 215V216H16ZM28 216V217H26L25 218V216ZM36 215V216H35ZM59 215V216H58ZM82 215H83V217H82ZM85 215V216H84ZM94 215V216H93ZM107 215H108V217H107ZM114 215V216H113ZM118 215V216H117ZM121 215V216H120ZM126 215V216H125ZM135 215V216H134ZM142 215H144V216H142ZM171 215V216H170ZM182 215V216H181ZM184 215H185V217H184ZM191 215V216H190ZM205 215H206V217H205ZM212 215V216H211ZM227 215L230 217H227ZM256 215V216H255ZM263 215V216H262ZM9 217L8 219H7V222H6V219H5V217ZM14 216H15V219H11L10 217H12V218H14ZM35 216V217H34ZM43 216H45V217H47V219L45 218V217H43ZM56 216H58V217H56ZM63 218H62V217ZM66 216H67V218H66ZM68 216H69V219H68ZM78 216V217H77ZM102 216V217H101ZM104 216V217H103ZM116 216V217H115ZM126 217V219H125V217ZM140 216V217H139ZM162 217V218H160V217ZM164 216H165V218H164ZM179 216V217H178ZM193 216V217H192ZM218 216H220V217H218ZM234 216V217H233ZM237 216H239V217H237ZM251 216V217H250ZM6 217V218H7ZM20 217H21V219H20ZM40 217H42V218H40ZM50 217V218H49ZM53 219H52V218ZM65 217V218H64ZM74 217L75 218H77V219H74ZM91 217H93V220H92V218ZM101 217V218H100ZM112 217V218H111ZM136 219H135V218ZM144 217V218H143ZM157 217H159V218H157ZM168 217V218H167ZM170 217H171V219H170ZM176 217H177V219H176ZM187 217H188V219H187ZM192 217V218H191ZM197 219H196V218ZM242 217V218H241ZM247 217L249 218V219H247ZM257 217H258V219H257ZM263 219H262V218ZM17 218H19V219H17ZM29 218H30V220H29ZM45 218V219H44ZM49 218V219H48ZM56 218V219H55ZM79 218V219H78ZM89 218V219H88ZM100 218V219H99ZM106 218H108V219H106ZM119 219V221H118V219ZM123 218V219H122ZM138 218H140V219H138ZM192 220H191V219ZM210 218V219H209ZM215 218V219H214ZM236 218L238 219L239 218V220H236ZM255 218L257 219V220H255ZM259 218H260V220H259ZM26 219V220H25ZM32 219V220H31ZM43 219H44V221H43ZM60 219V220H59ZM63 219V220H62ZM64 219H66V220H64ZM74 219V220H73ZM81 219H83V220H81ZM96 219V220H95ZM98 219L100 220V221H98ZM103 219H105L106 221H105V223H104V220ZM128 219V220H127ZM132 219V220H131ZM145 219H148V220H145ZM150 219V220H149ZM156 219V220H155ZM158 219H160L161 220V222H158V221H160V220H158ZM164 219V220H163ZM183 219V220H182ZM194 219V220H193ZM199 219V220H198ZM202 219V220H201ZM203 219H204V221H203ZM212 219H213V221H212ZM226 219V220H225ZM232 219H234V220H232ZM245 219V220H244ZM15 220V221H14ZM20 220V221H19ZM21 220H23L22 222H21ZM48 221V222H46V221ZM53 220V221H52ZM71 220V221H70ZM79 220V221H78ZM87 220H89V222L87 221ZM95 220V221H94ZM109 220H111V221H109ZM116 220V221H115ZM130 221V222H127L126 223V221ZM137 220V221H136ZM163 220V221H162ZM167 222H166V221ZM175 220H176V222H177V220H178V223H176L175 222ZM185 220V221H184ZM211 220V221H210ZM215 220V221H214ZM216 220H218V222L216 221ZM229 220V221H228ZM230 220H232V221H230ZM244 220V221H243ZM247 220V221H246ZM263 220V221H262ZM3 221V222H2ZM5 221V222H4ZM9 221V222H8ZM14 221V222H13ZM32 221H34V222H36L35 224H34V222H32ZM45 222V223H42V222ZM59 221H60V223L62 224H60L59 223ZM63 221V222H62ZM75 223V225L73 224V222ZM76 221V222H75ZM93 221V222H92ZM101 221H103V222H101ZM132 221V222H131ZM135 221V222H134ZM144 221H147V223L145 224V222ZM152 221H154L155 223H153ZM181 221H183V222H185V223H183V222H181ZM187 221V222H186ZM209 221H210V223H209ZM222 221V222H221ZM223 221H224V223H223ZM234 221V222H233ZM243 221V222H242ZM246 221V222H245ZM250 221V222H249ZM253 221V222H252ZM255 221H256V223H255ZM262 223H261V222ZM11 222V223H10ZM13 222V223H12ZM18 222V223H17ZM31 222H32V224H31ZM41 222V223H40ZM56 222V223H55ZM58 222V223H57ZM70 222H71V225H70ZM90 222H92V223H90ZM106 222H108L107 224H106ZM115 222V223H114ZM119 222H121V223H119ZM134 222V223H133ZM163 222V223H162ZM198 222H200V223H198ZM214 222H216V223H214ZM221 222V223H220ZM231 222H233V223H231ZM258 222V223H257ZM6 223V224H5ZM22 223H23V225H22ZM24 223H26V224H24ZM54 223V224H53ZM65 225H64V224ZM87 223V224H86ZM98 223H100V224H98ZM101 223H104V224H101ZM114 224V226H112L111 224ZM150 223H152V225L154 226V224H155V226L154 227H152V226H150L151 224ZM160 223V224H159ZM168 223H169V226H167L168 225ZM182 223H183V225H182ZM223 223V224H222ZM235 223V224H234ZM238 223V224H237ZM244 223H246V224H244ZM249 223H250V225H249ZM8 224V225H7ZM10 224V225H9ZM12 224V225H11ZM15 224V225H14ZM18 224V225H17ZM40 224V225H39ZM42 224V225H41ZM46 224V225H45ZM49 226H48V225ZM70 226H69V225ZM73 224V225H72ZM124 224V225H123ZM127 224V225H126ZM130 224V225H129ZM138 224H140V225H138ZM161 224H162V226H161ZM178 224V225H177ZM180 224V225H179ZM186 224V225H185ZM188 224V225H187ZM193 224V225H192ZM200 224H202V225H200ZM216 224V225H215ZM218 224H220V225H218ZM248 224V225H247ZM253 226H252V225ZM254 224H256V225H254ZM7 226V228H6V226ZM24 225H25V227H24ZM26 225H28V227L26 226ZM46 226V227H44V226ZM52 225V226H51ZM55 225H59V226H56L55 227ZM68 225V226H67ZM85 225V226H84ZM94 225V226H93ZM99 225V226H98ZM100 225H102V226H100ZM111 225V226H110ZM118 225V226H117ZM143 225V226H142ZM149 225V226H148ZM164 225V226H163ZM171 225H172V227H171ZM190 225H192V226H190ZM198 225V226H197ZM199 225H200V227H199ZM204 225V226H203ZM215 227H214V226ZM226 225V226H225ZM236 225H238V226H236ZM242 225V226H241ZM246 225V226H245ZM262 225V226H261ZM14 226V227H13ZM20 226V227H19ZM23 226V227H22ZM33 226V227H32ZM37 226V227H36ZM40 226H42L43 227V229H42V227H40ZM67 228H66V227ZM72 226V227H71ZM74 226V227H73ZM84 226V227H83ZM88 226V227H87ZM89 226H91V227H89ZM104 226V227H103ZM107 226H108V228H107ZM123 226V227H122ZM128 226V227H127ZM135 226V227H134ZM148 226V227H147ZM160 226H161V229H159L160 228ZM174 226H175V228H174ZM180 226V227H179ZM209 226V227H208ZM211 226V227H210ZM218 226V227H217ZM223 228H222V227ZM240 226V227H239ZM245 226V227H244ZM259 226V227H258ZM2 227H3V231H5V234H4V232L2 231ZM17 227V228H16ZM29 227H31V228H29ZM38 227H40L39 228V230H38ZM51 227V228H50ZM53 227V228H52ZM60 228V231H59V228ZM62 227V228H61ZM81 227V228H80ZM103 227V228H102ZM113 227V228H112ZM117 227V228H116ZM124 227H126V230H125V228ZM140 227V228H139ZM150 227H152V230L154 231V229L156 230V232L154 231V233H153V231L150 229ZM190 228V230H189V228ZM194 227H196L195 229H194ZM208 227V228H207ZM217 227V228H216ZM230 227V228H229ZM241 227L244 229H241ZM253 227H255V228H253ZM14 228V229H13ZM33 228V229H32ZM49 231V233H48V231H46L45 232V230L46 229ZM50 230H49V229ZM66 230H65V229ZM73 228V230H71ZM74 228H75V230H74ZM89 228V229H88ZM142 228L145 230H142ZM148 228H149V230H148ZM165 228V229H164ZM170 228V229H169ZM178 228V229H177ZM180 228H181V230H180ZM185 228V229H184ZM187 228V229H186ZM201 228H204L203 230L201 229ZM208 230H207V229ZM220 228V229H219ZM245 228H247V229H245ZM5 229H7V230H5ZM11 231H10V230ZM16 229V230H15ZM20 229H22V230H20ZM28 229V230H27ZM32 229V230H31ZM56 229V230H55ZM88 229V230H87ZM96 229H98V230H96ZM101 229V230H100ZM106 229V230H105ZM110 229V230H109ZM118 231H117V230ZM120 229H121V231H120ZM130 229H131V231H130ZM199 231H198V230ZM215 229H217L218 231L220 230V233L217 231V230H215ZM224 229V231L226 232H223L222 230ZM231 231H230V230ZM240 229H241V232H240ZM262 229V230H261ZM9 230V231H8ZM70 230H71V232H70ZM130 231V234L128 233V231ZM132 230H135L134 232L132 231ZM141 230V231H140ZM157 230H158V232H157ZM159 230H162V231H160L159 232ZM168 230V231H167ZM174 230V231H173ZM175 230H177V231H175ZM185 230V231H184ZM246 230V232H244ZM252 230V231H251ZM258 230H260L259 232H258ZM13 231V232H12ZM20 231V232H19ZM25 231V232H24ZM30 233H29V232ZM36 231V232H35ZM39 231V232H38ZM41 231L43 232V233H41ZM51 231H53V232H51ZM55 231V232H54ZM58 233H57V232ZM64 231H65V233H64ZM69 231V232H68ZM73 231H75L74 233H73ZM81 231H83L82 233H80ZM100 231V234L98 233ZM105 233H107V234H105ZM115 231V232H114ZM125 231V232H124ZM144 231V232H143ZM151 231H152V233H151ZM166 233H165V232ZM194 231L196 232V233H194ZM203 231V232H202ZM207 233H206V232ZM214 231V232H213ZM216 231V232H215ZM228 231H230V232H228ZM233 231H236V233L234 232L233 233ZM253 231H254V233H253ZM8 232V233H7ZM9 232H11V233H9ZM22 232H23V234H22ZM34 234H33V233ZM77 232H78V234H77ZM122 232H123V234H122ZM131 232H133V233H131ZM137 232H139L138 234H136ZM149 232V233H148ZM163 232V233H162ZM183 232V233H182ZM199 232V233H198ZM218 232V233H217ZM241 234H243V235H241ZM249 232V233H248ZM29 234L28 236L30 237H28L27 236V234ZM40 233V234H39ZM44 233H45V235H44ZM47 233V234H46ZM114 233V234H113ZM120 233V234H119ZM127 233V235H125ZM156 233V234H155ZM170 233V234H169ZM209 233V234H208ZM213 233H214V235H213ZM223 233V234H222ZM228 233H229V235H228ZM248 233V234H247ZM251 233V234H250ZM3 234V235H2ZM14 234H16V235H14ZM23 236H21V235ZM25 234V235H24ZM36 234V235H35ZM41 234H42V236L43 237H41ZM50 234H52V235H50ZM54 234H55V236L57 235V234H59V235H57L56 237L54 236ZM60 234H61V236H60ZM63 234H65L66 235V237H65V235H63ZM93 236H92V235ZM117 234V235H116ZM120 236H119V235ZM134 235V237H133V235ZM141 234V235H140ZM143 234H145L144 235V237H143ZM159 234V235H158ZM175 234V235H174ZM181 234H183V235H181ZM187 234V235H186ZM202 234H204V235H202ZM216 234V235H215ZM255 234V235H254ZM258 236H257V235ZM261 234H263V235H261ZM6 235V236H5ZM31 235H34V238H32L33 236H31ZM38 235V236H37ZM68 235V236H67ZM76 235V236H75ZM79 235V236H78ZM95 235H99V236H95ZM102 235V236H101ZM125 235V236H124ZM138 235V236H137ZM147 235V236H146ZM149 235H151V236H149ZM178 235V236H177ZM198 235V236H197ZM206 235H208V237H210V239H208V237H206ZM217 235H218V237H217ZM228 235V236H227ZM239 235V236H238ZM251 235V236H250ZM3 236H4V238H3ZM11 237V239L9 238V237ZM21 236V237H20ZM47 237V238H45V237ZM60 236V237H59ZM63 236H64V238H63ZM74 236V237H73ZM101 236V237H100ZM124 236V237H123ZM164 236V237H163ZM166 236V237H165ZM181 236H182V238H181ZM193 238H192V237ZM200 236V237H199ZM220 236H223L221 239H220ZM239 237V239H238V237ZM248 236H250V239H249V237ZM253 236V237H252ZM255 236V237H254ZM257 236V237H256ZM13 237H16V238H13ZM51 238V240H50V238ZM62 237V238H61ZM73 237V238H72ZM83 239H82V238ZM88 237V238H87ZM100 237V238H99ZM119 237V238H118ZM126 237V238H125ZM133 237V238H132ZM137 237H140V238H138L137 239ZM142 237H143V240H142ZM150 237V238H149ZM162 237V238H161ZM169 237H170V239H169ZM171 237L173 238V239H171ZM178 237H179V239H178ZM185 237H186V239H185ZM198 237V238H197ZM202 237V238H201ZM237 237V239H235ZM242 237H245L244 239L242 238ZM247 237V238H246ZM261 237H263L262 239H261ZM13 238V239H12ZM19 238H20V240H19ZM29 240H31V241H29L30 243H28V241H27V239ZM40 239V241L41 240H43V241H39V244L41 245L40 247L41 248H39L38 247V240H36V239ZM60 238V240H58L59 242H57V239H59ZM75 238V239H74ZM77 238V239H76ZM79 238V239H78ZM93 238V239H92ZM97 239V240H94V239ZM105 238V239H104ZM106 238H108V239H106ZM109 238H110V240H109ZM114 240H113V239ZM145 238V239H144ZM148 238V239H147ZM205 238H207V239H205ZM234 238V239H233ZM259 238V239H258ZM8 239V240H7ZM17 241H16V240ZM48 240V241H45V240ZM69 239V240H68ZM70 239H71V241H70ZM91 239V241H89ZM119 241H118V240ZM121 239V240H120ZM134 239H136V240H134ZM155 239H157L156 241H155ZM162 239V240H161ZM181 239V240H180ZM200 239V240H199ZM201 239H203V240H201ZM218 239H219V241H218ZM246 239V240H245ZM254 239V240H253ZM6 240V241H5ZM22 240H24V242L22 241ZM33 240V241H32ZM62 240H63V242H62ZM73 240L74 241H76L77 240V242H74V243H72L73 242ZM84 240H85V243H87V245H84L85 243H84ZM104 240H106V242L104 241ZM133 240V241H132ZM137 240H139V241H137ZM141 240V241H140ZM147 240H150V241H147ZM152 240V241H151ZM154 240V241H153ZM169 241V243H168V241ZM175 242H174V241ZM177 240H178V242H177ZM183 240V241H182ZM197 240V241H196ZM208 240V242H206V241ZM213 242L212 244H211V241ZM216 240V241H215ZM232 240V241H231ZM237 240V241H236ZM244 240V241H243ZM8 241H9V243H8ZM12 241V242H11ZM14 241V242H13ZM37 241V242H36ZM54 241H56V242H54ZM81 241L84 243H81ZM107 241H108V243H107ZM111 241V242H110ZM114 241H116V242H114ZM121 241V242H120ZM124 243H123V242ZM128 241V242H127ZM159 241V242H158ZM198 241H200V242H198ZM204 241V242H203ZM241 241H242V243H241ZM250 241V242H249ZM258 241V242H257ZM263 241V242H262ZM22 242V243H21ZM28 243L27 245H26V243ZM33 242V243H32ZM44 242V243H43ZM45 242H46V244H45ZM48 242V243H47ZM68 242V243H67ZM90 242V243H89ZM95 242H97V243H95ZM103 242V243H102ZM105 242V243H104ZM114 242V243H113ZM122 243V245H120L119 243ZM133 242V243H132ZM140 242V243H139ZM146 242V243H145ZM152 242V243H151ZM154 242H156V243H154ZM163 242V243H162ZM186 242V243H185ZM194 242V243H193ZM198 242V243H197ZM203 242V243H202ZM221 242H222V244H221ZM224 242H226V243H224ZM233 242V243H232ZM235 242V243H234ZM247 242V243H246ZM253 244H252V243ZM6 243H8L10 246H7V244ZM21 243V244H20ZM25 243V244H24ZM37 243V244H36ZM51 243V244H50ZM71 243V244H70ZM88 243H89V245H88ZM100 243V244H99ZM107 243V244H106ZM116 243H118V245L120 246H117V244ZM126 243V244H125ZM132 243V244H131ZM139 243V244H138ZM148 243V244H147ZM153 244L154 243V245H151V244ZM167 243V244H166ZM176 243V244H175ZM179 243H180V246H179ZM229 243H232L233 244V247H232V244H229ZM238 243V244H237ZM258 243V245H256ZM3 244V245H2ZM12 244V245H11ZM16 244H18L17 246H16ZM23 244V245H22ZM29 244H31V245H29ZM44 244V245H43ZM52 245L51 247H50V245ZM58 246H60V247H58V250H57V245ZM62 244H64V245H62ZM70 244V245H69ZM76 244V245H75ZM92 246H91V245ZM94 244H96V245H98V246H96L95 245V247H94ZM103 244V245H102ZM125 244V245H124ZM132 246H131V245ZM134 244V245H133ZM138 244V245H137ZM159 244L161 245V246H159ZM182 244V245H181ZM193 244V245H192ZM195 244H196V246H195ZM206 244V245H205ZM214 244H216V245H214ZM225 244L227 245V246H229V247H227V246H225ZM244 244H246L247 246H244ZM249 244V245H248ZM253 246H252V245ZM261 244V245H260ZM25 245V246H24ZM34 245V246H33ZM113 245V246H112ZM128 245V246H127ZM149 245H151V246H149ZM165 245H167V246H165ZM173 245H174V247H173ZM178 245V246H177ZM221 245V246H220ZM13 246V249L11 248ZM14 246H15V248H14ZM20 246H22L23 248H24V250H23V248L22 247H20ZM33 246V247H32ZM45 246V247H44ZM63 246H64V249H63ZM73 248V246H74V248L72 249L71 247ZM80 246V247H79ZM83 246V247H82ZM87 246V247H86ZM90 246V247H89ZM127 246V247H126ZM135 246H137V247H135ZM163 246V247H162ZM188 246H189V248H188ZM205 247V249H204V247ZM218 246V247H217ZM240 246H242V249L240 248ZM256 246H258V247H256ZM262 246H263V248H262ZM4 247V248H3ZM10 247V248H9ZM30 247H32L31 249H30ZM35 247H38L37 249L38 250H40V251H38L37 252V249L35 248ZM42 247H44V249L42 248ZM53 247V248H52ZM56 249H55V248ZM70 249H69V248ZM85 247V248H84ZM93 247H94V249H93ZM109 247V248H108ZM113 247V248H112ZM115 247V248H114ZM117 247V248H116ZM141 247V248H140ZM149 247V248H148ZM181 247V248H180ZM186 247V248H185ZM198 247V248H197ZM203 247V248H202ZM221 247V249H219ZM224 247V248H223ZM236 247V248H235ZM237 247H238V249H237ZM247 247V248H246ZM254 247V248H253ZM256 247V248H255ZM1 248H3V250H4V253H3V250L1 249ZM17 248H19V249H17ZM28 248V249H27ZM46 248H48V249H46ZM50 248V249H49ZM65 248H68V249H66L65 250ZM89 248V249H88ZM97 248V249H96ZM111 248V249H110ZM118 248H120V249H118ZM123 248V249H122ZM126 248H128V249H126ZM135 248V249H134ZM152 248V249H151ZM156 248H157V250H159L158 252H157V250H156ZM174 248V249H173ZM179 249V250H177V249ZM185 248V249H184ZM193 248V249H192ZM194 248H195V250H194ZM197 248V249H196ZM199 248H200V250H199ZM210 248V249H209ZM212 248V249H211ZM226 248V249H225ZM231 248V249H230ZM250 248H251V250H250ZM12 249V250H11ZM15 249H16V252H15ZM61 249V250H60ZM72 249V250H71ZM79 249H80V251H79ZM84 249V250H83ZM105 249V250H104ZM108 249V250H107ZM110 249V250H109ZM112 249H113V251H112ZM116 249V250H115ZM117 249H118V251H117ZM165 249V250H164ZM166 249L168 250V253H167V251H166ZM189 249V250H188ZM202 249V250H201ZM207 249H209L210 250V252H209V250H207ZM214 249H216V251L214 250ZM230 249V250H229ZM253 249V250H252ZM254 249H258V250H254ZM259 249H261V250H259ZM263 249V250H262ZM26 250H28V251H26ZM44 250V251H43ZM52 250V251H51ZM65 250V252H63V251ZM70 250H71V252L72 253H70ZM76 250V251H75ZM78 250V251H77ZM98 250H100V251H98ZM107 250V251H106ZM126 252H125V251ZM144 250V251H143ZM148 250V251H147ZM153 250V251H152ZM156 250V251H155ZM174 252H173V251ZM198 250H199V252H198ZM204 250H207V251H205L204 252ZM241 250V251H240ZM2 251V252H1ZM6 251V252H5ZM19 251V252H18ZM46 251V252H45ZM57 251V252H56ZM61 251L63 254L64 253H66L67 251L69 252H67L66 254H62L61 252V254L59 253V252ZM74 251H75V253H74ZM85 251H86V253H85ZM93 251V252H92ZM121 251V252H120ZM133 251H135V252H133ZM155 251V252H154ZM160 251H163V252H161V254H160ZM172 251V252H171ZM182 251H183V253H182ZM189 251V252H188ZM242 251H244V252H242ZM250 251H251V253H250ZM252 251H254V252H252ZM262 253H261V252ZM8 252H9V255H12V256H9L8 255ZM10 252H12V253H10ZM13 252H15L14 253V256H13ZM31 252V253H30ZM48 252H49V254L51 253L52 255H53V253H54V255L52 256L51 254V257H50V255H48ZM53 252V253H52ZM57 254H56V253ZM85 253V254H87V255H85V254H82V253ZM96 252H98V253H96ZM116 252V253H115ZM118 252H119V255H118ZM139 252H141V253H139ZM154 252V253H153ZM158 254H157V253ZM166 252V253H165ZM188 252V253H187ZM196 252V253H195ZM211 252H213V253H211ZM215 252V253H214ZM226 252H228V253H226ZM237 252V253H236ZM242 252V253H241ZM246 252V253H245ZM21 253H24L25 254V257L23 256L24 254H21ZM28 253V254H27ZM42 253H43V255H42ZM60 255H59V254ZM74 253V254H73ZM77 253V254H76ZM80 255H79V254ZM121 253H123V254H121ZM134 253V254H133ZM148 253V254H147ZM155 254V255H153V254ZM170 253V254H169ZM182 253V254H181ZM191 253V254H190ZM207 253V254H206ZM221 253V254H220ZM232 255H231V254ZM249 253V254H248ZM257 253H259V254H257ZM15 254H17V255H15ZM26 254L28 255V256H26ZM68 254H69V256H71V255H73V256H71V257H68ZM94 254H96V255H94ZM99 254V255H98ZM112 254V255H111ZM115 254V255H114ZM127 254V255H126ZM147 256H146V255ZM149 254H150V256H151V258H149L150 256H149ZM164 256H163V255ZM167 254V255H166ZM180 254V255H179ZM184 254H185V256H184ZM190 254V255H189ZM198 254H199V256H198ZM203 254H205V255H208V256H205L204 255V257H203ZM211 254V256H209ZM217 254V255H216ZM223 254V255H222ZM226 254V256H224ZM238 255V257H236L237 255ZM246 254V255H245ZM254 254H255V256H254ZM7 255V256H6ZM20 255V256H19ZM31 255V256H30ZM45 255V256H44ZM62 255V256H61ZM66 255V256H65ZM82 255V256H81ZM122 255V256H121ZM126 255V256H125ZM136 255H138V256H136ZM141 255V256H140ZM162 255V256H161ZM176 255V256H175ZM178 255V256H177ZM218 255H220V256H218ZM253 255V256H252ZM9 256V257H8ZM17 256V257H16ZM44 256V257H43ZM95 258H94V257ZM101 256V257H100ZM106 256H108V258L106 257ZM112 256V257H111ZM122 258H121V257ZM129 258H128V257ZM132 256H134V257H132ZM157 256V257H156ZM171 256H172V258H171ZM174 256V257H173ZM191 256V257H190ZM197 256V257H196ZM214 256V257H213ZM224 256V257H223ZM229 256V257H228ZM240 256V257H239ZM251 256V257H250ZM261 256V257H260ZM13 257V258H12ZM17 258V259H15V258ZM21 257V258H20ZM29 257V258H28ZM34 257V258H33ZM46 257V258H45ZM50 257V258H49ZM59 257V258H58ZM61 257H62V259H61ZM66 257V258H65ZM73 257H75V258H73ZM81 257V258H80ZM98 257V258H97ZM106 257V258H105ZM110 257H111V259H110ZM116 257V258H115ZM119 257V258H118ZM123 257H125V258H123ZM141 257V258H140ZM144 257V258H143ZM147 257V258H146ZM154 257L156 258L155 259V261H154ZM160 257V258H159ZM166 257V258H165ZM176 257V258H175ZM199 257H200V259H199ZM202 257V258H201ZM208 257H210V258H208ZM213 257V258H212ZM219 257V260L217 259ZM221 257V258H220ZM232 257V258H231ZM244 257V258H243ZM254 257V258H253ZM257 257H259V258H257ZM263 257V258H262ZM6 258V259H5ZM14 260V261H12V259ZM19 258H20V260H19ZM23 258V260H21ZM25 258H27V259H25ZM31 258V259H30ZM52 258V259H51ZM53 258H55V259H53ZM56 258L58 259V260H56ZM69 258H71L70 260H69ZM73 258V259H72ZM82 258H83V261H82ZM88 258V259H87ZM91 258V259H90ZM100 258V259H99ZM136 258V259H135ZM143 258V259H142ZM158 258V259H157ZM175 258V260H171V259H174ZM179 258V259H178ZM208 258V259H207ZM248 258V259H247ZM261 258V259H260ZM1 259H2V261H1ZM8 259V260H7ZM11 261H10V260ZM24 259H25V261H24ZM35 259V260H34ZM40 259V260H39ZM47 259V260H46ZM50 259V260H49ZM106 259H107V262H106ZM109 259V260H108ZM120 259V260H119ZM122 259H124V260H122ZM127 259V260H126ZM131 259V260H130ZM146 259V260H145ZM163 259V260H162ZM169 259V260H168ZM177 259V260H176ZM193 259H194V261H193ZM202 259V260H201ZM215 259H217V260H215ZM241 259H243V260H241ZM244 259H245V261H244ZM257 259V261H255ZM6 260V261H5ZM31 260H33L32 262H31ZM45 260V261H44ZM56 260V261H55ZM63 261V263H61L62 261ZM66 260H68L69 262H67ZM72 260V261H71ZM75 260V261H74ZM80 262H79V261ZM86 260V261H85ZM95 260H96V262H95ZM100 260H102V261H100ZM116 260H119V262L117 261L116 262ZM129 260V261H128ZM139 260V261H138ZM141 260V261H140ZM149 260V261H148ZM166 260V261H165ZM171 260V261H170ZM189 260V261H188ZM192 260V261H191ZM196 260V261H195ZM199 260H201V261H199ZM207 260V261H206ZM223 262H222V261ZM226 260H227V262H226ZM233 260H236L235 262L233 261ZM248 260H250V262L248 261ZM260 260H261V262H260ZM5 261V262H4ZM43 261V262H42ZM50 261V262H49ZM58 261V262H57ZM78 261V262H77ZM91 261H92V263H91ZM99 261V262H98ZM131 261V262H130ZM144 261H146V262H144ZM186 261V262H185ZM198 261V262H197ZM213 261V262H212ZM2 262H4V263H2ZM17 262V263H16ZM44 262H46V263H44ZM53 262V263H52ZM86 262V263H85ZM88 262H90V263H88ZM98 262V263H97ZM103 262V263H102ZM125 262V263H124ZM135 262H137V263H135ZM153 262V263H152ZM168 262V263H167ZM185 262V263H184ZM189 262V263H188ZM205 262H207V263H205ZM212 262V263H211ZM238 262H240V263H238ZM244 262H246V263H244Z\"/></svg>",
	"mask_w": 264,
	"mask_h": 264
},
{
	"label": "bare ground",
	"instance_id": "obj_2",
	"mask_svg": "<svg viewBox=\"0 0 264 264\" xmlns=\"http://www.w3.org/2000/svg\"><path fill=\"white\" fill-rule=\"evenodd\" d=\"M5 1H6V0H5ZM17 1H18V0H17ZM23 1H24V0H23ZM35 1H36V0H35ZM43 1H44V0H43ZM71 1L73 2V0H71ZM81 1H83V0H81ZM92 1H94V0H91V3H92ZM112 1H113V0H112ZM128 1H130V0H128ZM132 1H135V0H132ZM153 1H154V0H152V2H153ZM159 1H160V0H159ZM161 1H162V0H161ZM164 1H165V0H164ZM173 1H174V0H173ZM178 1H180V0H178ZM191 1H193V0H191ZM194 1H195V0H194ZM197 1H199V0H196V2H197ZM207 1H208V0H207ZM210 1H211V0H210ZM7 2H8V0H7ZM14 2H15V1H14ZM20 2H21V1H20ZM26 2H27V1H26ZM47 2H48V1H47ZM66 2H67V1H66ZM68 2H69V1H68ZM68 2H67V3H68ZM74 2H77V3H78L79 1L76 0V1H74ZM88 2H89V1H88ZM100 2H102V1L100 0ZM105 2H106V1H105ZM118 2H119V1H118ZM125 2H126V1H125ZM125 2H124V3H125ZM137 2H138V1H137ZM139 2H140V1H139ZM148 2H149V5L152 4V3H150L151 1H148ZM180 2H183V1H180ZM180 2H179V5H180ZM196 2H195V3H196ZM208 2H209V1H208ZM213 2H214V1H213ZM216 2H217V1H216ZM229 2H232V1H229ZM248 2H249V1H248ZM248 2H246V3H248ZM250 2H251V1H250ZM263 2H264V1H263ZM39 3H40V2H39ZM42 3H43V2H42ZM54 3H55V1H54ZM77 3H76V4H77ZM94 3H95V1H94ZM97 3H98V2H96V5H94V4L92 3V5H93V6H98V5L100 4V3H99V4L97 5ZM107 3H108V2H107ZM130 3H131V2H130ZM132 3H133V2H132ZM134 3H136V1H135ZM134 3H133V5H134ZM140 3H142V2H140ZM153 3L155 4V1H154ZM171 3H172V2H171ZM195 3H194V4H195ZM199 3H200V2H199ZM203 3H204V2H203ZM205 3H207V2H205ZM218 3H219V2H218ZM232 3L234 4V2H232ZM238 3H239V2H238ZM243 3H244V2H243ZM256 3H257V2H256ZM260 3H262V2H260ZM23 4H24V2H23ZM31 4H32V3H31ZM49 4H50V3H49ZM61 4H63V3L61 2ZM65 4H66V3H65ZM70 4H72V3H70ZM79 4H80V2H79ZM119 4H120V3H119ZM122 4H123V3H122ZM137 4H138V3H137ZM142 4H143V3H142ZM147 4H148V3H147ZM160 4H161V3H160ZM172 4H173V3H172ZM172 4H171V5H172ZM174 4H175V3H174ZM174 4H173V6H174ZM184 4H185V1H184ZM191 4H192V3H191ZM194 4H193V6H194ZM201 4H202V3H201ZM211 4H212V3H211ZM216 4H217V3H216ZM224 4H225V3H224ZM233 4H231V5H233ZM241 4H242V3H241ZM258 4H259V3H258ZM15 5H16V4H15ZM19 5H20V4H19ZM24 5H25V4H24ZM42 5H43V4H42ZM68 5H69V4H68ZM73 5H74V4H73ZM87 5H88V4H87ZM89 5H90V4H89ZM104 5H106V4L104 3ZM128 5H129V4H128ZM145 5H146V4H145ZM155 5H156V4H155ZM155 5H154V6H155ZM175 5H177V4H175ZM179 5H178V6H179ZM186 5H187V4H186ZM186 5H185V8H186ZM196 5H197V4H196ZM206 5H207V4H206ZM225 5H226V7H227V3H226ZM239 5H240V4H239ZM250 5H251V4H250ZM17 6H18V5H17ZM20 6H21V5H20ZM34 6H35V5H34ZM34 6H33V7H34ZM36 6H37V5H36ZM36 6H35V7H36ZM43 6H44V5H43ZM50 6L52 7L51 4H50ZM54 6H55V5H54ZM59 6H60V5H59ZM59 6H58V7H59ZM61 6H64V5H61ZM76 6H77V5H76ZM79 6H82V5H79ZM114 6H115V5H114ZM117 6H118V5H117ZM140 6H141V5H140ZM147 6H148V5H147ZM147 6H146V7H147ZM164 6H165V5H164ZM191 6H192V5H191ZM208 6H211V5H208ZM213 6H214V5H213ZM235 6H236V5H235ZM237 6H238V5H237ZM237 6L235 7V10H236ZM253 6L255 7V5H253ZM260 6H261V5H260ZM18 7H19V6H18ZM28 7H29V6H28ZM31 7H32V6H31ZM33 7H32V8H33ZM46 7H47V6H46ZM74 7H75V6H74ZM82 7H83V6H82ZM85 7H87V6H85ZM89 7H90V6H89ZM98 7H99V6H98ZM98 7H97V8H98ZM105 7H106V6H105ZM105 7H104V8H105ZM107 7H108V9H109L110 6H107ZM122 7H123V6H122ZM138 7H139V5H138ZM138 7H137V8H138ZM144 7H145V6H144ZM146 7H145L144 9H146ZM156 7H157V6H155L154 8L156 9ZM167 7H168V6H167ZM181 7H183L182 4H181ZM181 7H180V9H181ZM200 7H201V6H200ZM205 7H206V6H205ZM221 7H222V6H221ZM221 7H220V8H221ZM228 7H230V6H228ZM228 7H227V9H229ZM231 7H232V6H231ZM238 7H239V6H238ZM241 7H243V5H242ZM244 7H245V6H244ZM256 7H257V6H256ZM263 7H264V6H263ZM43 8H45V7H43ZM52 8H53V7H52ZM52 8H51V9H52ZM65 8H66V7H65ZM71 8H72V7H71ZM95 8H96V7H95ZM104 8H103V9H104ZM111 8H112V7H111ZM111 8H110V9H111ZM115 8H116V7H115ZM119 8H120V7H119ZM124 8H125V7H124ZM141 8H142V7H141ZM148 8H149V7H148ZM157 8H158V7H157ZM169 8H170V7H169ZM197 8H198V7H197ZM206 8L209 9V7H206ZM210 8H212V7H210ZM224 8H225V7H224ZM233 8H234V7H233ZM248 8H250V7H248ZM258 8H259V7H258ZM28 9H30V8H28ZM49 9H50V8H48V11H49ZM55 9H57V8H55ZM61 9H63V8H61ZM61 9H59V10H61ZM87 9H88V8H87ZM100 9H101V8H100ZM100 9H99V10H100ZM106 9H107V8H106ZM110 9H109V10H110ZM113 9H114V8H113ZM129 9H130V7H129ZM129 9H128V10H129ZM133 9H134V7H133ZM139 9H140V8H139ZM149 9H150V8H149ZM149 9H148V11H149ZM151 9H152V8H151ZM159 9H161V8H159ZM176 9H177V8H176ZM203 9H204V8H203ZM208 9H206V10H208ZM214 9H216V8H214ZM214 9H213V10H214ZM240 9H242V8H240ZM240 9H239V10H240ZM256 9H257V8H256ZM1 10H2V9H1ZM10 10H11V9H10ZM34 10H35V8H34ZM39 10H40V9H39ZM72 10H73V12H75L74 9H72ZM80 10L82 11V9H80ZM92 10H93V9H92ZM94 10H95V9H94ZM109 10H108V11H109ZM137 10H138V9H137ZM137 10H136V11H137ZM152 10H153V9H152ZM171 10H173V9H171ZM171 10H170V11H171ZM177 10H178V9H177ZM177 10H176V11H177ZM188 10H190V8H189ZM193 10H194V9H193ZM206 10H205V11H206ZM231 10H233V9H231ZM237 10H238V8H237ZM239 10H238V11H239ZM247 10H248V9H247ZM252 10H253V9H251L250 11H252ZM8 11H9V10H8ZM31 11H32V10H31ZM51 11H52V10H51ZM61 11H62V10H61ZM66 11H68V9H66ZM69 11H71V10L69 9ZM69 11H68V12H69ZM76 11H77V10H76ZM105 11H107V10H105ZM122 11H123V10H122ZM129 11H131V10H129ZM138 11H139V10H138ZM140 11H141V10H140ZM157 11H158V10H157ZM159 11H160V10H159ZM182 11H183V10H182ZM199 11H200V10H199ZM205 11H204V12H205ZM208 11H209V10H208ZM218 11H220V10H218ZM218 11L216 12V10H215L214 15H215V13H218ZM227 11H228V10H227ZM229 11H230V10H229ZM229 11H228V12H229ZM257 11H258V13H259V10H257ZM6 12H7V10H6ZM18 12H19V11H18ZM28 12H29V11H28ZM35 12H36V11H35ZM38 12H39V11H38ZM40 12H41V11H40ZM46 12H47V11H46ZM46 12H45V13H46ZM49 12H50V11H49ZM54 12H55V10H54ZM78 12H79V11H78ZM88 12H89V11H88ZM90 12H91V11H90ZM124 12H125V11H124ZM142 12H143V10H142ZM146 12H147V11H146ZM160 12H161V11H160ZM160 12H159V13H160ZM165 12H166V11H165ZM190 12H191V11H190ZM193 12H194V11H192V13H193ZM196 12H198V11H195V13H196ZM212 12H213V11H212ZM212 12H211V14H212ZM225 12H226V10H225ZM228 12H227V13H228ZM245 12H246V11H245ZM247 12H248V11H247ZM252 12H254V11H252ZM10 13H11V12H10ZM13 13H14V12H13ZM13 13H12V14H13ZM26 13H27V12H26ZM66 13H67V12H66ZM70 13L73 15V17L75 16V15H74L75 13H72V12H70ZM70 13H69V15H70ZM95 13H97V12H95ZM95 13H91V15H92V14L95 15ZM102 13H103V12H102ZM120 13H121V12H120ZM120 13H119V14H120ZM128 13H129V12H128ZM133 13H136V12L133 11ZM133 13H130V14H133ZM137 13H138V12H137ZM137 13H136V14H137ZM140 13H141V12H140ZM163 13H164V11H163ZM174 13H177V12H174ZM174 13H173V14H174ZM184 13H185V11H184ZM192 13H191V14H192ZM195 13H194V14H195ZM202 13H203V11H202ZM205 13H206V12H205ZM205 13H203V14H205ZM219 13H220V12H219ZM234 13H235V12H234ZM238 13H239V12H238ZM240 13H241V11H240ZM248 13H250V12H248ZM2 14H4V12H2ZM8 14H9V13H8ZM28 14H29V13H28ZM28 14H27V15H28ZM34 14H36V13H34ZM37 14H39V13H37ZM77 14H78V13H77ZM79 14H80V13H79ZM81 14H82V13H81ZM117 14H118V13H117ZM148 14H149V12H148ZM155 14H156V12H155ZM157 14H158V13H157ZM161 14H162V13H161ZM178 14H179V13H177V15H178ZM189 14H190V13H189ZM200 14H201V13H200ZM253 14H254V13H252V15H253ZM260 14H261V13H260ZM0 15H1V14H0ZM4 15L6 16V14H4ZM40 15H41V14H40ZM47 15H48V14H47ZM52 15H53V14H52ZM87 15H88V14H87ZM98 15H101V14H98ZM104 15H105V14H104ZM127 15H129V14H127ZM168 15H169V13H168ZM181 15H182V14H181ZM198 15H199V14H198ZM209 15H210V12H209ZM209 15H208V16H209ZM226 15H228V14H226ZM11 16H12V15H11ZM13 16H14V15H13ZM23 16H24V15H23ZM25 16H26V15H25ZM25 16H24V17H25ZM29 16H30V15H29ZM37 16H38V15H37ZM54 16H56V15H54ZM60 16H61V15H60ZM106 16H107V14H106ZM108 16H109V15H108ZM115 16H116V15H115ZM132 16H134V15H132ZM135 16H136V15H135ZM140 16H141V15H140ZM157 16H158V15H157ZM157 16H156V18H157ZM164 16H165V15H164ZM170 16H171V15H170ZM174 16H176V15L174 14ZM174 16H173V17H174ZM188 16H189V15H188ZM190 16H192V15H190ZM193 16H194V15H193ZM193 16H192V17H193ZM203 16H204V15H203ZM203 16H202V14H201L200 17H203ZM217 16H218V14H217ZM219 16H220V15H219ZM224 16H225V15H224ZM253 16H254V15H253ZM255 16H257V15H255ZM255 16H254V17H255ZM45 17H46V16H45ZM100 17H101V16H100ZM100 17H99V18H100ZM102 17H103V16H102ZM102 17H101V18H102ZM119 17H120V16H119ZM122 17H124V15H123ZM130 17H131V16H130ZM146 17H147V16H145V19H147ZM159 17H162V16H159ZM168 17H169V16H168ZM176 17H178V16H176ZM196 17H197V15H196ZM220 17H222V16H220ZM257 17H258V16H257ZM257 17H256V18H257ZM8 18H10V17H8ZM14 18H15V16H14ZM25 18H26V17H25ZM36 18L38 19V17H36ZM39 18H40V17H39ZM47 18H49V17H47ZM55 18H56V17H55ZM70 18H72L71 15H70ZM70 18H69V19H70ZM75 18H76V17H75ZM116 18H117V16H116ZM116 18H115V19H116ZM153 18H154V17H153ZM156 18H155V20H156ZM198 18H199V16H198ZM198 18H197V19H198ZM205 18H207V17H205ZM209 18H210V17H209ZM16 19H17V18H15V20H16ZM19 19H20V18H19ZM26 19H27V18H26ZM43 19H44V18H43ZM76 19H77V18H76ZM87 19H88V18H87ZM87 19H86V20H87ZM97 19H98V18H97ZM105 19H106V17H105ZM109 19H111V18H109ZM113 19H114V17H113ZM119 19L122 20L123 18H119ZM130 19H131V18H130ZM136 19H137V17H136ZM139 19H140V18H139ZM160 19H161V18H160ZM166 19H167V17H166ZM175 19H176V18H175ZM179 19H180V18H179ZM185 19H186V18H185ZM188 19H189V18H188ZM197 19H195V20H197ZM207 19H208V18H207ZM214 19H215V18H214ZM216 19H217V18H216ZM220 19H221V18H220ZM257 19H258V18H257ZM2 20H4V19H2ZM7 20H8V19H7ZM11 20H12V19H11ZM28 20H30V18H29ZM40 20H41V19H40ZM72 20H74V19H72ZM72 20H71V21H72ZM78 20H79V17H78ZM98 20H99V19H98ZM121 20H120V21H121ZM124 20L126 21V19H124ZM124 20H122V21H124ZM147 20H148V19H147ZM169 20H170V18H169ZM176 20H178V18H177ZM183 20H184V19H183ZM186 20H187V19H186ZM201 20H203V19H201ZM221 20H222V19H221ZM0 21H1V20H0ZM8 21H10V19H9ZM8 21H6V22L8 23ZM12 21H13V20H12ZM23 21H25V20H23ZM35 21H36V20H35ZM37 21H38V20H37ZM45 21H46V20H45ZM52 21H54V20H52ZM56 21H57V20H56ZM84 21H85V20H84ZM96 21H97V20H96ZM104 21H106V20H104ZM108 21H109V20H108ZM112 21H113V20H112ZM118 21H119V20H118ZM132 21H133V20H130V23H131ZM136 21H137V20H136ZM142 21H143V20H142ZM179 21H180V20H179ZM179 21H177V22H178V25L180 24ZM199 21H200V20H199ZM204 21H205V20H204ZM204 21H203V22H204ZM3 22H4V21H3ZM50 22H51V21H50ZM73 22H74V21H73ZM88 22H90V21H88ZM91 22H92V21H91ZM99 22H100V21H99ZM113 22H114V21H113ZM113 22H112V23H113ZM127 22H128V21H127ZM127 22H126V23H127ZM138 22H139V21H138ZM140 22H141V20H140ZM146 22H147V21H146ZM149 22H150V21H149ZM175 22H176V21H175ZM177 22H176V23H177ZM184 22H185V21H184ZM188 22H189V21H188ZM191 22H192V21H191ZM203 22H202V23H203ZM213 22H214V21H213ZM7 23H6V25H10L9 23H8V24H7ZM14 23H15V22H14ZM16 23H18V22L16 21ZM16 23H15V25L17 26ZM26 23H27V22H26ZM35 23H37V22H35ZM39 23H40V22H39ZM75 23H77L76 20H75ZM82 23H83V22H82ZM85 23H87V21H86ZM102 23H104V22H102ZM107 23H108V22H107ZM117 23H118V22H117ZM117 23H116V24H117ZM128 23H129V22H128ZM130 23H129L128 25H130ZM132 23H133V22H132ZM135 23H136V22H135ZM152 23H153V22H152ZM172 23H173V22H172ZM172 23H171V24H172ZM197 23H198V22H197ZM205 23H207V22H204V24H205ZM211 23H212V22H211ZM214 23H215V22H214ZM1 24H3V23H1ZM23 24H24V23H23ZM43 24H44V23H43ZM43 24H42V25H43ZM55 24H56V23H55ZM83 24H84V23H83ZM95 24H96V23H95ZM105 24H106V23H105ZM118 24H120V22H119ZM122 24H124V22H123ZM163 24H164V22H163ZM190 24H191V23H190ZM190 24H189V25H190ZM200 24H201V23H200ZM200 24H199V25L197 24V25L200 27V26H201ZM204 24H203V25H204ZM208 24H209V23H208ZM222 24H223V23H222ZM36 25H37V24H36ZM36 25H35V26H36ZM42 25H39V26H42ZM73 25H74V24H73ZM75 25H76V24H75ZM89 25H90V24H89ZM113 25H114V24H113ZM113 25H112V26H113ZM128 25H127V26H128ZM135 25H136V24H135ZM138 25H139V24H138ZM138 25H137V26H138ZM146 25H147V23H146ZM149 25H151V24H149ZM149 25H148V27H149ZM153 25H154V24H153ZM167 25H168V23H167ZM180 25H181V24H180ZM180 25H179V26H180ZM4 26H5V25H4ZM4 26H3V27H4ZM27 26H28V25H26V27H27ZM29 26H30V25H29ZM29 26H28V27H29ZM43 26H44V25H43ZM45 26H46V25H45ZM90 26H91V25H90ZM99 26H100V25H99ZM108 26H109V25H108ZM117 26H119V25H117ZM117 26H115V27H117ZM144 26H145V25H144ZM159 26H160V24H159ZM169 26H170V25H169ZM173 26H174V25H173ZM175 26H176V24H175ZM187 26H188V25H187ZM209 26H210V25H209ZM221 26H222V25H221ZM221 26H220V27H221ZM7 27H8V26H7ZM18 27H19V26H18ZM20 27H21V26H20ZM26 27H25V28H26ZM30 27H31V26H30ZM36 27H37V26H36ZM48 27H49V26H48ZM85 27H86V26H85ZM87 27H88V26H87ZM93 27H94V25H93ZM100 27H101V26H100ZM130 27H131V26H130ZM132 27H133V26H132ZM139 27H140V26H139ZM153 27H155V26H153ZM157 27H158V26H157V24H156V28H157ZM163 27H164V26H163ZM176 27H177V26H176ZM176 27H173V28H176ZM182 27H183V26H182ZM184 27H185V26H184ZM195 27H196V26H195ZM204 27H205V26H204ZM206 27H207V25H206ZM8 28H9V27H8ZM11 28L13 29V27H11ZM49 28H50V27H49ZM83 28H84V27H83ZM98 28H99V27H98ZM106 28H107V26H106ZM120 28H121V27H120ZM136 28H138V27H136ZM142 28H143V27H142ZM145 28H146V26H145ZM156 28H155V29H156ZM170 28H171V27H170ZM170 28H169V29H170ZM180 28H181V27H180ZM190 28H191V26H190ZM201 28H202V27H201ZM201 28H200V29H201ZM212 28H213V25H212ZM221 28H222V27H221ZM27 29H28V28H27ZM32 29H33V28H32ZM76 29H78V26H77ZM111 29H112V28H111ZM124 29H128V28H124ZM124 29H123V30H124ZM132 29H133V28H132ZM139 29H140V28H139ZM161 29H162V28H161ZM164 29H165V28H164ZM169 29H168V30H169ZM177 29H178V28H177ZM183 29H185V28H183ZM186 29H187V28H186ZM194 29H198V28H194ZM200 29H199V30H200ZM218 29H219V28H218ZM244 29H246V28H244ZM7 30H8V29H7ZM21 30H22V29H21ZM72 30H73V29H72ZM80 30H81V29H80ZM85 30H86V29H85ZM98 30H99V29H98ZM102 30H104V29H102ZM113 30H114V29H113ZM121 30H122V29H121ZM123 30H122V31H123ZM129 30H130V29H129ZM134 30H135V27H134ZM152 30H153V29H152ZM171 30H172V29H171ZM175 30H176V29H175ZM189 30H190V29H189ZM202 30H204V28H203ZM214 30H215V29H214ZM14 31H15V30H14ZM16 31H18V28H17ZM25 31H26V29H25ZM31 31H32V30H31ZM51 31H52V30H51ZM88 31H89V30H88ZM110 31H111V30H110ZM122 31H120V32H122ZM132 31H133V30H132ZM144 31H145V30H144ZM146 31H147V30H146ZM150 31H151V29H150ZM158 31H159V29H158ZM158 31H157V32H158ZM180 31H182V30L180 29ZM180 31H179V32H180ZM200 31H201V30H200ZM207 31H208V30H207ZM212 31H213V30H212ZM216 31H217V30H216ZM243 31H244V30H243ZM245 31H246V30H245ZM1 32H2V31L0 30V34H1ZM4 32H5V31H3V34H4ZM7 32H8V31H7ZM76 32H77V31H76ZM84 32H85V31H84ZM101 32H102V31H101ZM120 32H119V33H120ZM124 32H126V31H124ZM142 32H143V31H142ZM142 32H140V33H142ZM148 32H149V31H148ZM164 32H165V31H164ZM164 32H162V33H164ZM166 32H167V31H166ZM166 32H165V34H166ZM168 32H169V31H168ZM192 32H194V31L191 30V33H192ZM201 32H202V31H201ZM209 32H210V31H209ZM213 32H214V31H213ZM9 33H10V30H9ZM17 33H19V32H17ZM17 33H16V35H17ZM30 33H31V32H30ZM30 33H29V35H30ZM77 33H78V32H77ZM97 33H98V32H97ZM128 33H129V32H128ZM128 33H127V34H128ZM133 33H134V32H133ZM133 33H132V34H133ZM143 33H144V32H143ZM143 33H142V35H144ZM146 33H147V32H146ZM154 33H155V32H154ZM160 33H161V32H160ZM162 33H161V35H163ZM171 33H172V32H171ZM189 33H190V32H189ZM202 33H203V32H202ZM202 33H201V34H202ZM244 33H245V32H244ZM244 33H243V34H244ZM3 34H2V36H3ZM5 34H6V33H5ZM14 34H15V33H14ZM21 34H22V33H21ZM124 34H126V33H124ZM127 34H126V35H127ZM134 34H135V33H134ZM176 34H177V33H176ZM176 34H175V35H176ZM178 34H179V33H178ZM187 34H188V31H187ZM192 34H193V33H192ZM213 34L215 35V33H213ZM240 34H241V33H240ZM6 35H7V34H6ZM36 35H37V34H36ZM39 35H40V34H39ZM84 35H85V34H84ZM111 35H112V34H111ZM128 35L130 36V34H128ZM139 35H140V34H139ZM170 35H171V34H170ZM175 35H174V36H175ZM208 35H209V34H208ZM218 35H219V34H218ZM218 35H217V36H218ZM0 36H1V35H0ZM8 36H9V35H8ZM8 36H5V37H8ZM11 36H12V33H11ZM17 36H18V35H17ZM17 36H15V37H17ZM21 36H23V35H21ZM27 36H28V34H27ZM81 36H82V35H80V37H81ZM124 36H125V35H124ZM131 36L135 37L134 35H131ZM146 36H147V35H146ZM155 36H156V35H155ZM164 36H165V35H164ZM168 36H169V34H168ZM180 36L182 37V35H180ZM189 36H190V35H189ZM198 36H199V35H198ZM203 36H204V35H203ZM203 36H201V37H203ZM223 36H224V35H223ZM242 36H243V35H242ZM246 36H247V35H246ZM262 36H263V35H262ZM15 37H14V38H15ZM32 37H33V36H32ZM34 37H35V36H34ZM36 37H37V36H36ZM110 37H111V36H110ZM149 37H150V36H149ZM161 37H162V36H161ZM170 37H171V36H170ZM184 37H185V36H184ZM193 37L195 38L194 34H193ZM196 37H197V36H196ZM260 37H261V36H260ZM20 38H22V37H20ZM28 38H29V36H28ZM78 38H79V37H78ZM120 38H121V37H120ZM123 38H125V37H123ZM139 38H140V37H139ZM157 38H158V37H157ZM159 38H160V37H159ZM162 38H163V37H162ZM165 38H168V37L165 36ZM206 38H207V37H206ZM208 38H209V37H208ZM212 38H213V35H212ZM254 38H255V37H254ZM262 38H264V37H262ZM3 39H4V38H3ZM26 39H27V38H26ZM32 39H33V38H32ZM34 39H35V38H34ZM34 39H33V40H34ZM48 39H49V38H48ZM117 39H119V38H117ZM127 39H128V37H127ZM137 39H138V38H137ZM142 39H143V38H142ZM173 39H174V38H173ZM177 39H178V38H177ZM181 39H182V38H181ZM187 39H188V38H187ZM191 39H192V38H191ZM195 39H196V38H195ZM199 39H200V38H199ZM215 39H216V38H215ZM217 39H219V38L217 37ZM224 39H226L225 36H224ZM224 39L222 38V41H223ZM246 39H248V38H246ZM258 39H259L260 41L262 40V39H260V38H258ZM258 39H256V40H258ZM16 40H17V39H16ZM16 40H15V41H16ZM30 40H31V39H30ZM37 40H38V39H37ZM122 40H123V39H122ZM128 40H129V39H128ZM128 40H127V41H128ZM162 40H163V39H162ZM203 40H204V39H203ZM212 40H213V39H212ZM6 41H8V40H6ZM13 41H14V40H13ZM15 41H14V43H15ZM22 41H23V40H22ZM22 41H21V42H22ZM41 41H42V40H41ZM123 41H124V40H123ZM125 41H126V40H125ZM136 41H137V40H136ZM144 41H147V40H144ZM153 41H154V40H153ZM159 41H160V43H161V42H163L164 40H163V41L159 40ZM165 41H166V39H165ZM165 41H164V42H165ZM172 41H173V40H172ZM178 41H179V40H178ZM185 41H186V40H185ZM189 41H191L190 38H189ZM206 41H207V39H206ZM210 41H211V40H210ZM213 41H215V40H213ZM244 41H245V40H244ZM246 41H247V40H246ZM248 41H249V39H248ZM251 41H252V38H251ZM19 42H20V41H19ZM24 42H25V41H24ZM32 42H34V41H32ZM51 42H52V41H51ZM131 42H132V41H131ZM141 42H142V41H141ZM148 42H149V41H148ZM151 42H152V40H151ZM176 42H177V41H176ZM183 42H184V41H183ZM200 42H202V41H200ZM200 42H198V43H200ZM223 42H224V41H223ZM240 42H241V39H240ZM240 42H239V43H240ZM242 42H243V41H242ZM4 43H5V42H4ZM14 43H13V44H14ZM29 43H30V42H29ZM44 43H45V42H44ZM46 43H47V42H46ZM57 43H58V41H57ZM57 43H56V44H57ZM128 43H129V42H128ZM135 43H136V42H135ZM143 43H144V42H143ZM146 43H147V42H146ZM155 43H156V42H155ZM192 43H193V42H192ZM195 43H196V42H195ZM198 43H197V44H198ZM214 43H215V42H214ZM214 43H213V44H214ZM225 43H226V41H225ZM247 43H248V42H247ZM250 43H251V42H250ZM258 43H259V42H257L256 44H258ZM1 44H2V42H1ZM1 44H0V45H1ZM8 44H9V43H8ZM8 44H6V45H8ZM11 44H12V43H11ZM11 44H10V45H11ZM15 44H17V43H15ZM39 44L42 45L41 43H39ZM117 44H118V43H117ZM123 44H125V42L122 43V45H123ZM132 44H133V43H132ZM139 44L141 45V43H139ZM147 44H148V43H147ZM151 44H152V43H151ZM157 44H158V43H157ZM172 44H173V42H172ZM178 44H179V43H178ZM204 44H205V43H204ZM216 44H217V43H216ZM245 44H246V43H245ZM252 44H253V43H252ZM254 44H255V42H254ZM4 45H5V44H4ZM26 45H27V44H26ZM28 45H29V44H28ZM34 45H36V44H34ZM48 45H49V44H48ZM119 45H120V44H119ZM125 45H126V44H125ZM154 45H155V44H154ZM164 45H165V44H164ZM166 45H168V44H166ZM187 45H188V44H187ZM214 45H215V44H214ZM241 45H242V43H241ZM24 46H25V45H24ZM57 46H58V45H57ZM71 46H72V45H71ZM123 46H124V45H123ZM126 46H127V45H126ZM142 46H143V45H142ZM162 46H163V45H162ZM162 46H161V47H162ZM173 46H174V45H173ZM175 46H176V45H175ZM177 46H180V45H177ZM205 46H206V45H205ZM210 46H211V44H210ZM210 46H209V47H210ZM218 46H219V45H218ZM245 46H246V45H245ZM247 46H249V44H248ZM250 46H251V45H250ZM254 46H255V45H254ZM258 46H259V45H258ZM258 46H256V48H257ZM9 47H10V46H9ZM9 47L7 48V51H8V49H9ZM29 47H30V46H29ZM45 47H46V46H45ZM47 47H49V46H47ZM52 47H53V46H52ZM59 47H61V46H59ZM59 47H58V48H59ZM137 47H138V45H137ZM137 47H135V48H137ZM147 47H148V46H147ZM151 47H152V46H151ZM161 47H160V48H161ZM193 47H194V46H193ZM197 47H198V46H197ZM199 47H200V46H199ZM201 47H202V49H203L204 46H201ZM206 47H207V46H206ZM214 47H215V46H214ZM221 47H223V49H224V46H221ZM259 47H260V46H259ZM13 48H14V47H13ZM18 48H19V47H18ZM21 48L25 50V48H23V46H21ZM42 48H44V47H42ZM53 48H54V47H53ZM112 48H114V47H112ZM129 48H130V46H129ZM133 48H134V47H133ZM135 48H134V49H135ZM143 48H144V47H143ZM145 48H146V47H145ZM210 48H211V47H210ZM210 48H208V49H210ZM216 48H217V47H216ZM218 48H219V47H218ZM228 48H229V47H228ZM27 49H29V48H27ZM31 49H32V47H31ZM34 49H35V48H34ZM44 49H45V48H44ZM63 49H64V48H63ZM73 49H76V48H73ZM110 49H111V48H110ZM131 49H132V47H131ZM202 49H201V50H202ZM220 49H222V48H220ZM253 49H254V48H253ZM10 50H11V49H10ZM14 50H15V49H14ZM14 50H13V51H14ZM32 50H33V49H32ZM113 50H114V49H113ZM116 50H117V49H116ZM136 50H138V48H137ZM150 50H152V49H150ZM159 50H160V49H159ZM225 50H227V48H225ZM231 50H232V49H231ZM254 50H255V49H254ZM15 51H16V50H15ZM18 51H19V49H18ZM55 51H56V50H55ZM75 51H76V50H75ZM75 51H73V52H75ZM119 51H120V50H119ZM125 51H126V50H125ZM127 51H128V49H127ZM130 51H131V50H130ZM156 51H157V50H156ZM212 51H214V50H212ZM221 51H222V50H221ZM229 51H230V49H229ZM233 51H234V50H233ZM22 52H24V51H22ZM29 52H30V51H29ZM34 52H35V51H34ZM49 52H51V51H49ZM58 52H59V51H58ZM81 52H82V51H81ZM116 52H117V51H116ZM116 52H115V53H116ZM123 52H124V51H123ZM146 52H149V51L146 50ZM146 52H145V53H146ZM152 52H153V51H152ZM157 52H158V51H157ZM194 52H195V51H194ZM198 52H199V51H198ZM219 52H220V51H219ZM25 53H26V52H25ZM32 53H33V52H32ZM35 53H36V52H35ZM37 53H38V52H37ZM54 53H55V52H54ZM60 53H61V52L57 53V54H58L57 57L59 56ZM68 53H69V52H68ZM70 53H71V51H70ZM70 53H69V54H70ZM77 53H80V52H78V48H77ZM85 53H86V52H85ZM110 53H112V52H110ZM159 53H160V52H159ZM159 53H157V54L159 55ZM200 53H201V52H200ZM14 54H15V52H14ZM17 54H18V53H17ZM20 54H21V53H20ZM39 54H42L41 51H40ZM44 54H46V53H44ZM107 54H108V51H107ZM117 54H118V53H117ZM119 54H120V53H119ZM131 54H132V51H131ZM131 54H130V55H131ZM134 54H135V53H134ZM148 54H149V53H148ZM152 54H153V53H152ZM165 54H166V53H165ZM1 55H2V54H1ZM8 55H10V54H8ZM8 55H7V56H8ZM18 55H19V54H18ZM18 55H17V56H18ZM25 55H26V54H25ZM29 55H30V54H29ZM64 55H65V54H64ZM66 55H68V54H66ZM74 55H79V54H75V53H74ZM84 55L87 56V54H84ZM108 55H109V54H108ZM111 55H112V54H110V56H111ZM113 55H114V54H113ZM127 55H128V54H127ZM130 55H128V56H130ZM135 55H136V54H135ZM138 55L140 56V54H138ZM138 55H137V56H138ZM153 55H154V54H153ZM178 55H179V54H178ZM182 55H183V54H182ZM187 55H188V54H186V56H187ZM190 55H191V54H189V56H190ZM201 55H202V54H201ZM248 55H249V54H248ZM5 56H6V55H5ZM14 56H15V55H14ZM14 56H13V57H14ZM20 56H22V57H20V58H22V59L25 58V56L23 57V55H20ZM34 56H36V55H34ZM37 56H38V55H37ZM37 56H36V57H37ZM48 56H50V55H48ZM48 56H47V57H48ZM61 56H63V54H61ZM70 56L73 57L72 55H70ZM91 56H92V55H91ZM96 56H97V55H96ZM110 56H109V57H110ZM139 56H138V57H139ZM145 56H146V54H145ZM148 56H149V55H148ZM148 56H147V58H148ZM150 56H152V55H150ZM165 56H166V55H165ZM167 56H168V55H167ZM173 56H174V55H173ZM173 56H172V57H173ZM183 56H184V55H183ZM192 56H194V55H192ZM252 56H253V55H252ZM0 57H1V56H0ZM15 57H16V56H15ZM29 57H30V56H29ZM32 57H33V56H32ZM36 57H34V59H35ZM42 57H43V55H42ZM44 57H45V59H46V56H44ZM51 57H52V56H51ZM53 57H56V55H54ZM76 57H77V56H76ZM82 57H83V56H82ZM88 57H89V56H88ZM92 57H93V56H92ZM106 57H108V56H106ZM112 57H114V56H112ZM135 57H136V56H135ZM152 57H153V56H152ZM157 57H158V56H157ZM184 57H185V56H184ZM184 57H183V58H184ZM187 57H188V56H187ZM239 57H240V56H239ZM245 57H246V56H245ZM248 57H249V56H248ZM5 58L7 59V57H5ZM10 58H11V57H10ZM27 58H28V57H27ZM27 58H26V59H27ZM59 58H61V57H59ZM64 58H65V57H64ZM67 58H68V56H67ZM69 58H70V57H69ZM79 58H80V57H79ZM89 58H90V57H89ZM110 58H111V57H110ZM116 58H117V57H116ZM120 58H121V57H120ZM125 58H126V57H125ZM149 58H150V57H149ZM164 58H165V57H164ZM179 58H182V57H179ZM183 58H182V60H183ZM198 58H199V57H198ZM241 58H242V57H241ZM241 58H240V59H241ZM243 58H244V57H243ZM251 58H252V57H251ZM1 59H2V58H1ZM16 59H17V57H16ZM48 59H49V58H47V61H48ZM73 59H75V56H74ZM82 59H83V58H82ZM86 59H87V58H86ZM106 59H107V58H106ZM122 59H123V58H122ZM122 59H121V60H122ZM138 59H139V58H138ZM144 59H145V58H143L142 60H144ZM165 59H166V58H165ZM236 59H237V58H236ZM9 60H11V59H9ZM62 60H63V59H62ZM67 60H68V59H67ZM78 60H79V59H78ZM102 60H103V58H102ZM115 60H117V59H115ZM118 60H119V59H118ZM126 60H127V59H126ZM130 60H131V62H132V57H131V59H129V61H130ZM135 60H137V58H136ZM146 60H147V59H146ZM153 60H154V58H153ZM153 60H152V61H153ZM191 60H192V59H191ZM234 60H235V59H234ZM237 60H238V59H237ZM251 60H252L251 62L254 63V62H253L254 59H251ZM1 61H2V60H1ZM13 61H14V60H13ZM19 61H20V60H19ZM21 61H22V60H21ZM21 61H20V62H21ZM51 61H52V60H51V58H50V63H51ZM58 61H59V60H58ZM73 61H74V60H73ZM73 61H71V62L74 63ZM79 61H80V60H79ZM107 61H108V60H107ZM123 61H124V60H123ZM123 61H122V62H123ZM127 61H128V60H127ZM127 61H126V63H127ZM154 61H155V60H154ZM161 61L163 62L164 60L161 59ZM166 61H168V59H167ZM172 61H173V59H172ZM179 61H181V60H179ZM196 61H197V59H196ZM199 61H200V60H199ZM245 61H246V60H245ZM3 62H4V61H3ZM14 62H15V61H14ZM17 62H18V61H17ZM33 62H34V61H33ZM55 62H56V61H55ZM60 62H61V61H60ZM60 62H59V65H61ZM68 62H69V61H68ZM68 62H64V61H63V63H67V65H68ZM85 62H86V61H85ZM89 62H90V61H89ZM96 62H98V61H96ZM104 62H105V61H104ZM111 62H112V61H111ZM119 62H120V61H119ZM122 62H121V63H122ZM124 62H125V61H124ZM142 62H144V61H142ZM142 62H141V65L145 63V62H144V63H142ZM149 62H150V61H149ZM177 62H178V61H177ZM190 62H191V61H190ZM236 62H237V61H236ZM236 62H235V63H236ZM238 62H239V61H238ZM243 62H244V61H243ZM1 63H2V62H1ZM24 63H25V62H24ZM30 63H32V62L30 61ZM79 63H80V62H79ZM102 63H103V62H102ZM129 63H130V62H129ZM132 63H133V62H132ZM138 63H140L139 60H138ZM138 63H136V65H135L136 67H137V64H138ZM147 63H148V62H147ZM158 63H160V62H158ZM171 63H172V62H171ZM173 63H174V62H173ZM185 63H186V62H185ZM197 63H198V62H197ZM201 63H202V62H201ZM239 63H240V62H239ZM239 63H238V64H239ZM246 63H248V62H246ZM249 63H250V61H249ZM252 63H251V64H252ZM256 63H257V61H256ZM256 63H255V64H256ZM10 64H11V63H10ZM10 64H9V65H10ZM19 64H20V63H19ZM38 64H39V62H38ZM41 64H42V62H41ZM47 64H48V63H47ZM94 64H95V63H94ZM97 64H98V63H97ZM103 64H104V63H103ZM113 64H114V63H113ZM116 64H117V63H116ZM152 64H153V63H152ZM156 64H157V63H156ZM156 64H155V65H156ZM182 64H183V63H182ZM182 64H181V65H182ZM187 64H188V63H187ZM230 64H231V63H229V65H230ZM233 64H234V63H233ZM255 64H254V65H255ZM14 65H15V64H14ZM31 65H32V64H31ZM31 65H30V66H31ZM33 65H34V64H33ZM54 65H56L55 67H57L58 64H55V63H54ZM54 65H53V66H54ZM64 65H65V64H64ZM95 65H96V64H95ZM124 65H125V64H124ZM128 65H130V64H128ZM131 65H132V64H131ZM139 65H140V64H139ZM144 65H145V64H144ZM146 65H147V64H146ZM148 65L151 66V64H148ZM148 65H147V66H148ZM157 65H158V64H157ZM157 65H156V66H153V67H158ZM162 65H163V64H162ZM162 65H161V66H162ZM196 65H197V64H196ZM198 65H199V64H198ZM241 65H242V64H241ZM259 65H260V64H259ZM1 66H3V65L1 64ZM11 66H12V65H11ZM19 66H20V65H19ZM34 66H36V64H35ZM61 66H62V65H61ZM68 66H69V65H68ZM74 66H75V65H74ZM84 66H85V65H84ZM93 66H94V65H93ZM171 66H172V64H171ZM171 66H170V67H171ZM174 66H175V65H174ZM174 66H173V68H174ZM183 66H184V65H183ZM185 66H187V65H185ZM190 66H192L191 63H190ZM200 66H201V65H200ZM200 66H198V67H200ZM203 66H204V65H203ZM203 66H202V67H203ZM243 66H246V65L244 64ZM250 66H251V65H250ZM250 66H248V67H250ZM5 67H7V65H6ZM26 67H27V66H26ZM46 67H47V66H46ZM59 67H60V66H59ZM66 67H67V66H66ZM69 67H70V66H69ZM71 67H72V66H71ZM71 67H70V68H71ZM78 67H79V65H78ZM98 67H99V64H98ZM98 67H97V68H98ZM111 67H112V66H111ZM118 67H119V66H118ZM125 67H126V66H125ZM129 67H130V66H129ZM138 67H139V66H138ZM142 67H143V65H142ZM163 67H165V66H163ZM175 67H176V66H175ZM178 67H180V66H178ZM207 67H208V66H207ZM219 67H220V66H219ZM227 67H228V66H227ZM230 67H231V66H230ZM246 67H247V66H246ZM261 67H262V66H261ZM19 68H20V67H19ZM30 68H32V67H30ZM70 68H69V69H70ZM73 68L75 69V67H73ZM116 68H117V67H116ZM143 68H144V67H143ZM148 68H149V67H147V69H148ZM166 68H167V67H166ZM185 68H186V67H185ZM192 68H193V67H192ZM212 68H213V67H212ZM214 68H215V67H214ZM237 68H238V67H237ZM250 68H251V67H250ZM256 68H257V67H256ZM17 69H18V68H17ZM20 69L23 70V68H20ZM38 69H39V68H38ZM43 69H44V68H43ZM62 69H64L63 71H66V70H65V66H64V68H62ZM67 69H68V68H67ZM76 69H77V67H76ZM79 69L81 70V68H79ZM79 69H78V70H79ZM99 69H100V68H99ZM99 69H98V70H99ZM102 69H103V68H102ZM102 69H101V70H102ZM112 69H113V68H112ZM112 69H111V71H112ZM130 69H131V68H130ZM133 69H134V68H133ZM135 69H136V68H135ZM138 69H139V68H138ZM144 69H146V68H144ZM150 69H151V68H150ZM150 69H149V70H150ZM168 69H170V68H168ZM174 69H175V68H174ZM181 69H182V67H181ZM227 69H228V68H227ZM231 69H232V67H231ZM241 69H242V68H241ZM245 69H246V68H245ZM247 69H248V68H247ZM260 69H261V68H260ZM262 69H264V68H262ZM8 70H9V69H8ZM12 70H13V69H12ZM14 70H16V69H14ZM24 70H25V68H24ZM27 70H28V69H27ZM52 70H53V69H52ZM71 70H73V69H71ZM85 70H87V68L84 69V72H85ZM106 70H107V69H106ZM106 70H105V71H106ZM108 70H109V69H108ZM108 70H107V71H108ZM115 70H117V69H115ZM155 70H156V69H155ZM155 70H154V71H155ZM157 70H159V69H157ZM160 70H161V68H160ZM164 70H165V69H164ZM182 70H183V69H182ZM193 70H194V69H193ZM199 70H200V69H199ZM215 70H216V69H215ZM217 70H219L218 67H217ZM221 70H222V69H221ZM238 70H240V69H238ZM258 70H259V69H258ZM3 71H4V70H3ZM5 71H7V70H5ZM20 71H21V70H20ZM20 71H16V72H20ZM34 71H35V69H33V72H34ZM56 71H57V70H56ZM73 71H74V70H73ZM75 71L77 72V70H75ZM90 71H91V70H90ZM103 71H104V70H103ZM107 71H106V72H107ZM147 71H148V70H147ZM154 71H152V72H154ZM171 71H172V69H171ZM175 71H177V70L175 69ZM179 71H180V69L178 70V72H179ZM187 71H188V70H187ZM189 71H190V70H189ZM194 71H195V70H194ZM194 71H193V72H194ZM208 71H209V70H208ZM223 71L226 73V70H223ZM227 71H228V70H227ZM229 71H230V70H229ZM232 71H233V70H232ZM243 71H244V70H243ZM246 71H247V70H246ZM249 71H250V70H249ZM259 71H260V70H259ZM261 71H262V70H261ZM0 72H1V71H0ZM10 72H11V71H10ZM21 72H23V71H21ZM28 72H30V71H27V74H29ZM37 72H38V71H37ZM37 72H35V73L37 74ZM41 72H42V70H41ZM70 72H71V71H70ZM76 72H75V73H76ZM78 72H79V71H78ZM86 72H87V71H86ZM86 72H85V73H86ZM124 72H125V71H124ZM130 72H131V71H130ZM144 72L147 73L146 70H145ZM144 72L142 71V73H144ZM150 72H151V70H150ZM152 72H151V73H152ZM157 72H158V71H157ZM169 72H170V71H169ZM210 72H211V71H210ZM224 72H223V73H224ZM234 72L236 73L235 70H234ZM247 72H248V71H247ZM262 72H263V71H262ZM35 73H34V74H35ZM39 73H40V71H39ZM51 73H52V72H51ZM53 73H54V70H53ZM57 73H59V72L57 71ZM72 73H73V72H72ZM88 73H89V72H88ZM93 73H94V72H93ZM93 73H92V74H93ZM95 73H96V72H95ZM99 73H100V72L98 71V76H102V74L99 75ZM107 73L109 74V72H107ZM117 73H119V71H118ZM117 73H116V74H117ZM121 73L123 74V72H121ZM151 73H150V74H151ZM155 73H156V71H155ZM162 73H164V72H162ZM172 73H174V72H172ZM184 73H185V71H184ZM187 73H188V72H187ZM240 73H241V72H240ZM253 73H254V72H253ZM1 74H2V73H1ZM1 74H0V75H1ZM3 74H4V73H3ZM6 74H7V72H6ZM13 74H14V73H13ZM15 74H17V73H15ZM20 74H21V73H20ZM23 74H24V73H23ZM48 74H49V73H48ZM62 74H63V73H62ZM67 74H68V72H67ZM77 74H78V73H77ZM81 74H82V72H81ZM124 74H125V73H124ZM132 74H133V73H132ZM134 74H135V73H134ZM159 74H160V73H159ZM176 74H177V73H176ZM179 74H181V73H179ZM208 74H210V73L208 72ZM219 74H220V73H219ZM226 74H227V73H226ZM237 74H238V71H237ZM250 74H252V73H250ZM254 74H255V73H254ZM256 74H257V71H256ZM21 75H22V74H21ZM29 75H30V74H29ZM42 75H43V74H42ZM42 75H41V76H42ZM75 75H76V74H75ZM75 75H74V76H75ZM89 75H91V74H89ZM103 75H104V73H103ZM106 75H107V74H106ZM106 75H105V76H106ZM140 75L142 76V74H140ZM164 75H165V74H164ZM177 75H178V74H177ZM177 75H176V76H177ZM211 75H212V74H210V76H211ZM216 75H217V72H216ZM221 75H222V74H221ZM6 76H7V75H6ZM11 76H13V75H11ZM24 76H26V75H24ZM35 76H36V75H35ZM38 76H39V75H38ZM44 76H45V75H44ZM44 76H43V77H44ZM47 76H48V75H47ZM49 76H50V74H49ZM52 76H54V75H52ZM61 76H62V78H63V76H65V75H61ZM85 76H86V74H85ZM85 76H84V77H85ZM94 76L97 77L96 74H94ZM107 76H108V75H107ZM109 76H110V75H109ZM111 76H112V75H111ZM123 76H124V75H123ZM173 76H175V74H174ZM173 76H172V78H173ZM224 76H225V74H224ZM230 76H231V75H230ZM233 76H234V75H233ZM243 76H245V75H243ZM1 77H2V76H1ZM8 77H9V76H8ZM19 77H20V76H19ZM50 77H51V76H50ZM66 77H67V75H66ZM66 77H64V78H66ZM72 77H73V76H72ZM143 77H144V75H143ZM157 77H159V76H157ZM241 77H242V76H241ZM249 77H250V75H249ZM252 77H253V76H252ZM6 78H7V77H6ZM16 78H17V77H16ZM16 78H14V79H16ZM24 78H25V77H24ZM24 78L20 77L19 79H22V81H24V80H23ZM60 78H61V77H60ZM62 78H61V79H62ZM64 78H63V79H64ZM73 78H75V77H73ZM85 78L87 79V77H85ZM85 78H83V79H85ZM88 78H91V77L88 76ZM100 78H102V77H100ZM114 78H115V77H114ZM128 78H129V77H128ZM136 78H137V77H136ZM164 78H165V77H164ZM175 78H176V77H175ZM223 78H224V77H223ZM228 78H233V77L231 76V77H228ZM238 78H239V77H238ZM253 78H254V77H253ZM257 78H258V77H257ZM259 78H260V77H259ZM259 78H258V80H259ZM4 79H5V78H4ZM7 79H8V78H7ZM9 79H10V78H9ZM9 79H8V80H9ZM30 79H31V78H30ZM45 79H46V78H45ZM58 79H59V78H58ZM67 79L69 80V78H67ZM75 79H76V78H75ZM83 79H81V81H82ZM92 79H93V78H92ZM102 79H104V78H102ZM102 79H101V80H102ZM106 79L109 80V82H110V78H109V79L106 78ZM111 79L114 80L113 78H111ZM140 79H141V78H140ZM145 79H147V77H146ZM165 79H166V78H165ZM249 79H250V78H249ZM251 79H252V78H251ZM251 79H250V80H251ZM33 80H35V79H33ZM37 80H39V79H37ZM51 80H52V78H51ZM51 80H49V81H51ZM53 80H54V79H53ZM68 80H66V81H68ZM93 80H94V79H93ZM117 80H118V79H117ZM121 80H122V79H121ZM129 80H130V79H128V81H129ZM147 80H149V79H147ZM150 80H151V79H150ZM150 80H149V81H150ZM227 80H228V79H227ZM231 80H232V79H231ZM234 80H235V78H234ZM244 80H245V79H244ZM244 80H243V81H244ZM258 80H257V81H258ZM263 80H264V78H263ZM1 81H3V80H1ZM1 81H0V82H1ZM4 81L6 82L7 80H4ZM9 81H11V80H9ZM19 81H20V80H19ZM30 81H31V80H30ZM54 81H55V80H54ZM54 81H53V82H54ZM56 81H57V80H56ZM64 81H65V79H64ZM64 81H63V83H64ZM66 81H65V82H66ZM71 81H72V80H71ZM81 81H80V82H81ZM87 81H88V80H87ZM90 81H91V80H90ZM94 81H95V80H94ZM99 81H100V79H99ZM99 81H98V82H99ZM105 81H106V80H105ZM139 81H140V80H139ZM142 81H143V80H142ZM161 81H162V80H161ZM161 81H160V82H161ZM240 81H241V80H240ZM252 81H254V80H252ZM7 82H8V81H7ZM35 82H36V81H35ZM39 82H40V81H39ZM39 82H38V83H39ZM41 82H42V81H41ZM47 82H48V81H47ZM61 82H62V81H61ZM96 82H97V81H96ZM102 82H104V81H102ZM106 82H107V81H106ZM113 82H114V81H113ZM132 82L135 83V81H132ZM163 82H164V81H163ZM221 82H222V81H221ZM238 82H239V79H238ZM241 82H242V81H241ZM247 82L249 83V80H248ZM263 82H264V81H263ZM24 83H25V82H24ZM24 83H22V85H24ZM26 83H27V82H26ZM31 83H32V82H31ZM43 83H45V82H43ZM51 83H52V82H51ZM51 83H50V84H51ZM56 83H57V82H56ZM73 83H74V82H73ZM77 83H78V82H77ZM85 83H86V82H85ZM91 83H93V82H91ZM99 83H100V82H99ZM99 83H98V84H99ZM114 83H117V82H114ZM144 83H145V80H144ZM147 83H148V82H147ZM152 83H153V82H152ZM155 83H156V82H155ZM166 83H167V82H166ZM225 83H227V82H225ZM242 83H243V82H242ZM261 83H262V80H261ZM2 84H4V82H3ZM16 84H17V83H16ZM20 84H21V83H20ZM28 84H29V83H28ZM32 84H33V83H32ZM40 84H41V83H40ZM45 84H46V83H45ZM50 84H49V85H50ZM59 84H60V83H59ZM68 84H70V83H68ZM88 84H89V83H88ZM95 84H97V83H95ZM95 84H94V86H95ZM98 84H97V85H98ZM107 84H108V82H107ZM107 84H106V85H107ZM137 84H138V83H137ZM150 84H151V82H150ZM159 84H160V83H159ZM163 84H164V83H163ZM220 84H222V83H220ZM234 84H236V83H234ZM238 84H239V83H238ZM244 84H245V82H244ZM244 84H243V85H244ZM249 84H251V83H249ZM256 84H260V83H257V82H256ZM5 85H6V84H5ZM11 85H12V83H11ZM30 85H31V84H30ZM34 85H36V84H34ZM49 85H47V87H48ZM52 85H53V84H52ZM71 85H72V84H71ZM78 85H79V84H77V86H78ZM83 85H84V84L82 83V86H83ZM99 85H100V84H99ZM108 85H109V84H108ZM112 85H113V84H112ZM126 85H128V84H126ZM130 85H131V84H130ZM153 85H154V84H153ZM156 85H157V84H156ZM253 85H254V83H253ZM253 85H252V86H253ZM261 85H262V84H261ZM0 86H3V85H0ZM31 86H33V85H31ZM37 86H39V84H38ZM55 86H56V85H55ZM60 86H61V85H60ZM60 86H59V88H60ZM90 86L92 87V85H90ZM113 86H115V85H113ZM123 86H124V85H123ZM131 86H132V85H131ZM145 86H146V85H145ZM163 86H164V85H163ZM7 87H8V86H7ZM15 87H16V86H15ZM17 87H18V86H17ZM19 87H20V86H19ZM25 87H26V86H25ZM25 87H23V88H25ZM51 87H52V86H51ZM56 87H57V86H56ZM56 87H54V88H56ZM62 87H63V86H62ZM69 87H70V86H69ZM71 87H72V86H71ZM80 87H81V86H80ZM85 87L87 88L86 84H85ZM116 87H117V86H116ZM118 87H119V86H118ZM142 87H143V85H142ZM160 87H161V84H160ZM166 87H167V86H165L164 88H166ZM238 87H239V86H238ZM248 87H250V86H248ZM257 87H258V86H257ZM27 88H28V87H27ZM49 88H50V87H49ZM78 88H79V87H78ZM97 88H98V87H97ZM103 88H104V86H103ZM121 88H122V86H121ZM126 88H127V87H126ZM134 88H135V87H134ZM137 88H139V87H137ZM140 88H141V87H140ZM144 88H145V87H144ZM154 88H155V87H154ZM154 88H153V89H154ZM232 88H235V87H232ZM242 88H243V87H242ZM254 88H255V87H253V90H254ZM258 88H259V87H258ZM2 89H3V88H2ZM13 89H14V88H13ZM15 89H16V88H15ZM29 89H31V87H30ZM34 89H35V88H34ZM46 89H48V88H46ZM60 89H61V88H60ZM65 89H66V87H65ZM69 89H70V88H69ZM72 89H76V88H73V87H72ZM112 89H114V88H112ZM128 89H129V88H128ZM159 89H160V88H159ZM179 89H181V88H179ZM236 89H237V88H236ZM259 89H260V88H259ZM262 89H263V88H262ZM32 90H33V89H32ZM51 90H52V89H51ZM54 90H55V89H54ZM67 90H68V89H67ZM77 90H78V89H76V90H74V91H77ZM81 90H82V89H81ZM97 90H98V89H97ZM107 90H108V89H107ZM110 90H111V89H110ZM124 90H125V89H124ZM124 90H123V91H124ZM129 90H130V89H129ZM146 90H147V89H146ZM183 90H184V89H183ZM183 90L181 89L180 92H182ZM186 90H187V89H186ZM231 90H232V89H231ZM240 90H241V89H240ZM242 90H243V89H242ZM0 91H1V90H0ZM20 91H21V88H20ZM28 91H30V90H28ZM28 91L25 92V93H28ZM41 91H42V89H41ZM45 91H46V90H45ZM55 91H56V90H55ZM83 91H84V90H83ZM89 91H90V87H89ZM112 91H115V90H112ZM116 91H117V90H116ZM130 91H131V90H130ZM137 91H138V90H137ZM147 91H148V90H147ZM163 91H164V90H163ZM172 91H173V90H172ZM175 91H177V90H175ZM188 91H189V90H188ZM234 91H235V90H234ZM238 91H239V90H238ZM257 91H258V89H257ZM4 92H5V91H4ZM13 92H14V91H13ZM18 92H19V91H18ZM31 92H32V91H31ZM72 92H73V91H72ZM101 92H102V91H101ZM117 92H118V91H117ZM153 92H154V91H153ZM168 92H169V90H168ZM177 92H179V91H177ZM185 92H186V91H185ZM230 92H231V91H230ZM232 92H233V91H232ZM236 92H237V91H236ZM251 92H252V90H251ZM254 92H255V91H254ZM254 92H253V93H254ZM261 92L264 93V91H261ZM261 92H260V93H261ZM0 93H1V92H0ZM5 93H6V92H5ZM33 93H35V91H33ZM48 93H50V92H48ZM53 93H54V92H53ZM53 93H52V94H53ZM55 93H57V92H55ZM55 93H54V94H55ZM84 93H85V92H84ZM96 93L98 94V92H96ZM108 93H109V92H108ZM114 93H115V92H114ZM118 93H119V92H118ZM120 93H121V92H120ZM122 93H123V92H122ZM135 93H136V91H135ZM137 93H138V92H137ZM172 93H174V92H172ZM186 93H187V92H186ZM241 93H243V92H241ZM241 93H240V94H241ZM8 94H9V93H8ZM17 94H18V93H17ZM31 94H32V93H31ZM35 94H36V93H35ZM35 94H34V97L31 96V98H32V97L35 98ZM37 94H38V93H37ZM39 94H40V93H39ZM41 94H42V93H41ZM74 94H75V92H74ZM74 94H73V95H74ZM76 94H77V93H76ZM89 94H91V93H89ZM93 94H94V93H93ZM101 94H103V93H101ZM127 94H128V93H127ZM139 94H140V93H139ZM150 94H151V93H150ZM152 94H153V93H152ZM194 94H195V93H194ZM194 94H192V95H194ZM233 94H234V93H233ZM238 94H239V93H238ZM240 94H239V96H240ZM249 94H250V93H249ZM9 95H11V94H9ZM19 95H20V94H19ZM29 95H30V94H29ZM44 95H45V93H44ZM46 95H49V94L46 93ZM57 95H58V94H57ZM61 95H62V93H61ZM73 95H72V97H73ZM82 95H83V93H82ZM104 95H105V94H104ZM118 95H120V94H118ZM144 95H145V94H144ZM184 95H185V94H184ZM196 95H197V94H196ZM196 95H195V96H196ZM245 95H246V94H245ZM258 95H259V94H258ZM260 95H261V94H260ZM262 95H264V94H262ZM7 96H8V95H7ZM20 96H21V95H20ZM23 96H24V95H23ZM40 96H41V95H40ZM51 96H53V95H51ZM76 96H77V95H76ZM111 96H112V95H111ZM113 96H115V95H113ZM113 96H112V97H113ZM127 96H128V95H127ZM140 96H141V95H140ZM140 96H138V97H140ZM142 96H143V94H142ZM145 96H146V95H145ZM153 96H154V95H153ZM178 96H179V95H178ZM232 96H233V95H232ZM235 96H236V95H235ZM237 96H238V95H237ZM241 96H243V95H241ZM15 97H16V96H15ZM26 97H27V96H26ZM45 97H46V96H45ZM47 97H48V96H47ZM53 97L55 98V96H53ZM57 97H58V96H57ZM66 97H67V96H66ZM70 97H71V96H70ZM82 97H83V96H82ZM88 97H90V96H88ZM94 97H95V96H94ZM100 97H101V96H100ZM120 97H121V96H120ZM132 97H133V96H132ZM148 97H149V96H148ZM163 97H164V96H163ZM170 97H172V96H170ZM182 97H183V96H182ZM186 97H187V96H186ZM190 97L192 98V96H190ZM197 97H198V96H197ZM204 97H206V95H205ZM209 97H210V96H209ZM253 97H254V96H252V98H253ZM257 97H258V96H257ZM257 97H256V98H257ZM0 98H1V96H0ZM8 98H9V97H8ZM10 98H11V97H10ZM17 98H18V97H17ZM19 98H20V97H19ZM28 98H30V97L28 96ZM28 98H27V99H28ZM36 98H39V97H36ZM36 98H35V99H36ZM42 98H43V97H42ZM42 98H40V99L43 100ZM51 98H52V97H51ZM78 98H79V97H78ZM80 98H81V97H80ZM91 98H92V96H91ZM91 98H90V99H91ZM103 98H104V97H103ZM116 98H117V97H116ZM127 98H128V97H127ZM158 98H159V97H158ZM167 98H168V97H167ZM233 98H235V97H233ZM237 98H238V100H239V97H237ZM240 98H242V97H240ZM245 98H246V97H245ZM245 98H244V99H245ZM250 98H251V97H250ZM258 98H259V97H258ZM1 99H2V98H1ZM1 99H0V100H1ZM5 99H6V98H5ZM5 99H4V100H5ZM11 99H12V98H11ZM21 99H22V97H21ZM35 99H33V100H31V101H33V103H34V100H35ZM46 99H47V98H46ZM57 99H58V98H57ZM67 99H68V98H67ZM75 99H76V98H75ZM81 99H82V98H81ZM85 99H87V98H85ZM97 99H98V98H97ZM106 99H107V98H106ZM112 99H113V98H112ZM112 99H111V100H112ZM118 99H119V98H117V100H118ZM120 99H121V98H120ZM120 99H119V101H120ZM128 99H129V98H128ZM142 99H143V98H142ZM145 99H146V98H145ZM149 99H150V98H148V102H149ZM153 99H154V98H153ZM164 99H165V98H164ZM173 99H174V98H173ZM182 99H183V98H182ZM189 99H190V98H189ZM192 99H193V98H192ZM194 99H196V98H194ZM206 99H207V98H206ZM210 99H211V98H210ZM9 100H10V99H9ZM9 100H8V101H9ZM18 100H19V99H18ZM53 100H54V99H53ZM62 100H63V99H62ZM70 100H71V99H70ZM82 100H84V99H82ZM82 100H81V101H82ZM113 100H115V98H114ZM113 100H112L111 102H113ZM129 100H130V99H129ZM171 100H172V99H171ZM176 100H177V99H176ZM198 100H199V99H198ZM216 100H217V99H216ZM232 100H234V99H232ZM247 100H248V99H247ZM251 100H255V99H251ZM262 100H263V97H262ZM8 101H7V102H8ZM10 101L12 102V100H10ZM20 101H21V100H20ZM20 101H19L18 104H22L23 100H22L21 103H20ZM24 101H26V98H25ZM39 101H40V100H39ZM44 101H45V100H44ZM47 101H48V100H47ZM49 101H50V103H51V100H49ZM55 101H56V100H55ZM68 101H69V100H68ZM71 101H73V99H72ZM76 101L78 102V100H76ZM76 101H75V102H76ZM88 101H89V100H88ZM96 101H97V100H96ZM101 101H102V100H101ZM106 101H107V100H106ZM119 101H118V102H119ZM121 101H122V100H121ZM121 101H120V103H121ZM123 101H125V99H124ZM142 101H144V100H142ZM150 101L152 102V100H150ZM160 101H161V100H160ZM184 101H185V100H184ZM188 101H189V100H188ZM194 101H195V100H194ZM196 101H197V100H196ZM210 101H213V100H210ZM242 101H243V100H242ZM244 101H245V100H244ZM3 102H5V104H6V101H3ZM11 102H10V103H11ZM15 102H16V99H15ZM41 102H42V101H41ZM45 102H46V101H45ZM56 102H58V101H56ZM64 102H65V101H64ZM66 102H67V101H66ZM77 102H76V103H77ZM92 102H93V101H92ZM128 102H129V101H128ZM130 102H131V101H130ZM130 102H129V103H130ZM144 102H145V101H144ZM155 102H156V101H155ZM169 102H170V101H169ZM171 102H172V101H171ZM173 102H174V101H173ZM176 102H177V101H176ZM190 102H191V101H190ZM199 102H200V100H199ZM199 102H198V103H199ZM220 102H222V101H220ZM229 102H230V101H229ZM232 102H233V101H232ZM236 102H237V101H236ZM246 102H248V101H246ZM263 102H264V101H263ZM23 103H24V102H23ZM28 103H29V102H28ZM35 103H37V101H36ZM38 103H40V102H38ZM38 103H37V104H38ZM42 103H43V102H42ZM42 103H40V105H41ZM52 103H53V101H52ZM52 103H51V104H52ZM59 103H61V101H60ZM78 103H79V102H78ZM87 103H88V102H87ZM123 103H124V104H127L126 102H123ZM132 103H134V102H132ZM132 103H131V104H132ZM138 103H139V102H138ZM141 103H142V102H141ZM153 103H154V101H153ZM153 103H152V104H153ZM160 103H161V102H160ZM180 103H181V102H180ZM186 103H187V101H186ZM186 103H184V104H186ZM192 103H193V102H192ZM194 103H195V102H194ZM203 103H204V102H202V105H203ZM205 103H206V101H205ZM205 103H204V104H205ZM208 103H209V102H208ZM225 103H226V102H225ZM234 103H235V102H234ZM241 103H242V102H241ZM3 104H4V103H3ZM14 104H15V103H14ZM30 104H31V103H30ZM46 104H47V103H46ZM46 104H45V105H46ZM51 104H50V105H51ZM56 104H57V103H56ZM63 104H64V103H62V106H63ZM65 104H66V103H65ZM67 104H68V103H67ZM67 104H66V105H67ZM71 104H72V103H71ZM74 104H75V103H74ZM79 104H80V103H79ZM82 104H83V103H82ZM85 104H86V103H85ZM99 104H100V103H99ZM102 104H103V103H102ZM104 104H105V103H104ZM108 104H109V103H108ZM111 104H113V103H111ZM114 104H115V103H114ZM114 104H113V105H114ZM142 104H143V103H142ZM150 104H151V103H150ZM163 104H164V103H163ZM166 104H168V103L166 102ZM196 104H197V103H196ZM219 104H220V103H219ZM227 104H228V102H227ZM227 104H226V105H227ZM236 104H237V103H236ZM238 104H239V103H238ZM250 104H252V102H250ZM0 105H1V104H0ZM6 105H7V104H6ZM6 105H4V106L6 107ZM25 105H27V104H25ZM45 105H44V106H45ZM58 105H61V104H58ZM69 105H70V104H69ZM89 105H90V103H89ZM89 105H88V106H89ZM106 105H107V104H106ZM120 105H121V104H120ZM127 105H128V104H127ZM129 105H130V104H129ZM139 105H140V104H138V106H139ZM155 105H156V104H155ZM157 105H158V104H157ZM157 105H156V106H157ZM160 105H161V104H160ZM168 105H169V104H168ZM170 105H171V104H170ZM178 105H179V104H178ZM182 105H183V104H182ZM190 105H192V104H190ZM202 105H201V106H202ZM245 105H246V104H245ZM16 106H18V105L16 104ZM31 106H32V105H30V107H31ZM36 106H39V104L36 105ZM42 106H43V105H42ZM42 106H40V107H42ZM51 106H53V104H52ZM55 106H56V105H55ZM55 106H54V107H55ZM67 106H68V105H67ZM71 106H72V105H71ZM71 106H70V108H71ZM88 106H87V107H88ZM101 106H102V105H101ZM101 106H100V108H101ZM121 106H122V105H121ZM124 106H125V105H124ZM144 106H146V105H144ZM148 106H149V105H148ZM165 106H166V105H165ZM172 106H173V104H172ZM194 106H195V105H194ZM224 106H225V104H224ZM234 106H235V105H234ZM251 106H252V105H251ZM253 106H254V105H253ZM253 106H252V109L254 108ZM11 107H12V106H11ZM13 107H14V106H13ZM13 107H12V108H13ZM33 107H34V105H33ZM40 107H38V108H40ZM48 107H49V105H48ZM56 107H57V106H56ZM56 107H55L54 109H56ZM59 107H61V106H59ZM80 107H81V106H80ZM85 107H86V106H85ZM113 107H114V106H113ZM118 107H119V106H118ZM126 107H127V106H126ZM126 107H124V108H126ZM132 107H133V105H132ZM132 107H131V108H132ZM134 107H135V106H134ZM149 107H150V106H149ZM157 107H158V106H157ZM174 107H175V106H174ZM186 107H189V106H186ZM192 107H193V106H192ZM199 107H200V105H199ZM199 107H197V108H199ZM226 107H227V106H226ZM230 107H231V106H230ZM232 107H233V105H232ZM236 107H237V106H236ZM249 107H250V105H249ZM3 108H4V107H3ZM3 108H2V109H3ZM6 108H7V107H6ZM6 108H5V109H6ZM45 108H46V107H45ZM52 108H53V107H52ZM52 108H51L50 110H52ZM68 108H69V107H68ZM68 108H67L66 110H68ZM100 108H99V109H100ZM102 108H103V107H102ZM121 108H122V107H121ZM121 108H120V109H121ZM124 108H122V109H124ZM131 108H130V109H131ZM140 108H141V107H140ZM140 108H139V109H140ZM144 108H145V107H144ZM144 108H143V109H144ZM168 108H169V107H168ZM180 108H182V107H180ZM184 108H185V107H184ZM197 108H196V111L194 110L196 113H198V112L200 111V110H199V111L197 112ZM245 108H246V107H245ZM14 109H15V108H14ZM14 109H12V111H13ZM24 109H25V108H24ZM27 109H28V107H27ZM33 109H35V108H33ZM36 109H37V108H36ZM36 109H35V110H36ZM42 109H44V107H43ZM83 109L85 110V108H83ZM88 109H89V108H88ZM91 109H92V108H91ZM94 109H96V108L94 107ZM105 109H106V107H105ZM108 109H109V108H108ZM154 109H155V108H154ZM159 109H160V108H159ZM159 109H158V110H159ZM162 109H164V108H162ZM166 109H167V107H166ZM193 109H195V108H193ZM193 109H192V110H193ZM202 109H203V107H202ZM207 109H208V108H207ZM207 109H205V110H207ZM220 109H221V108H220ZM232 109H233V108H232ZM234 109H235V107H234ZM234 109H233V111H234ZM7 110H9V109L7 108ZM20 110H21V109H20ZM20 110H19V111H20ZM28 110H29V109H28ZM28 110H27V111H28ZM39 110H40V109H39ZM64 110H65V109H64ZM78 110H79V109H78ZM80 110H82V109H80ZM89 110H90V109H89ZM89 110H88V111H89ZM97 110H98V108H97ZM102 110H103V109H102ZM106 110H107V109H106ZM117 110H119V109L117 108ZM117 110H116V112H118ZM126 110H127V109H126ZM128 110H129V109H128ZM131 110H132V109H131ZM135 110H136V108L134 109V111H135ZM137 110H138V109H137ZM137 110H136V111H137ZM140 110H142V109H140ZM145 110H146V109H145ZM147 110H149V109H147ZM152 110H153V108H152ZM183 110H184V109H183ZM183 110H182V111H183ZM185 110H186V109H185ZM189 110L191 111V109H188V110H186V111H189ZM209 110H210V108H209ZM216 110H218V109H216ZM225 110H229V108H228V109H225ZM235 110H236V109H235ZM253 110H254V109H253ZM14 111H16V109H15ZM19 111H18V112H19ZM24 111H25V110H24ZM42 111H43V110H42ZM45 111H46V109H45ZM59 111H60V110H59ZM59 111H58V112H59ZM86 111H87V109L85 110V112H86ZM88 111H87V112H88ZM93 111H94V110H93ZM109 111H110V110H109ZM111 111H114V110H111ZM111 111H110V112H111ZM129 111H130V110H129ZM129 111H128V112H129ZM143 111H144V110H143ZM149 111H150V110H149ZM153 111H154V110H153ZM169 111H170V110H169ZM175 111H176V110H175ZM182 111H181V112H182ZM190 111H189V112H190ZM201 111H202V110H201ZM218 111L221 112L222 109H221V111H220V110H218ZM223 111H224V109H223ZM258 111H259V110H258ZM0 112H2V111L0 110ZM4 112H5V111H4ZM20 112H21V111H20ZM29 112H30V111H29ZM37 112H38V111H37ZM47 112L49 113V111H47ZM52 112H53V111H52ZM52 112L50 111V114H46V115H47V116H48V115H51V114L53 115ZM56 112H57V111H56ZM58 112H57V113H58ZM61 112H62V111H60V113H61ZM64 112H65V111H64ZM70 112H71V111H70ZM72 112H73V111H72ZM78 112H79V111H78ZM82 112H83V111H82ZM85 112H84V114H85ZM89 112H91V111H89ZM99 112H101V110H100ZM99 112H98V113H99ZM114 112H115V111H114ZM145 112L148 113V111H145ZM158 112H160V111H158ZM192 112H193V111H192ZM192 112H191V113H192ZM209 112H210V111H209ZM214 112H215V111H214ZM225 112H226V111H225ZM225 112H223V113H225ZM229 112H230V111H229ZM234 112H236V111H234ZM234 112H232V113H234ZM6 113H7V112H6ZM8 113H9V112H8ZM39 113H41V112L39 111ZM44 113H45V112H44ZM44 113H41L42 116H45ZM75 113H76V111H75ZM80 113H81V111H80ZM91 113H92V112H91ZM95 113H96V112H95ZM101 113H102V112H101ZM106 113H108V112L106 111ZM111 113H112V112H111ZM118 113H119V112H118ZM130 113H131V112H130ZM133 113H134V112H133ZM135 113H136V112H135ZM143 113H144V112H143ZM143 113H142V114H143ZM147 113H146V115H147ZM160 113H161V112H160ZM165 113H166V112H165ZM193 113H194V112H193ZM204 113H205V112H204ZM253 113L256 114L257 111H256V112L254 111ZM10 114H11V113H10ZM12 114L14 115V113H12ZM32 114H35V113H32ZM41 114L39 115V114L36 113L35 116L39 115L40 118H41ZM43 114H44V115H43ZM65 114H66V113H65ZM65 114H64V116H65ZM67 114H68V113H67ZM72 114H73V113H72ZM77 114H78V113H77ZM120 114H121V112H120ZM126 114H127V113H126ZM139 114H140V113H139ZM144 114H145V113H144ZM152 114H153V113H152ZM154 114H155V113H154ZM161 114H162V113H161ZM167 114H168V113H167ZM167 114H166V115H167ZM215 114H216V113H215ZM217 114H218V113H217ZM221 114H222V113H221ZM225 114H226V113H225ZM255 114H254V115H255ZM8 115H9V114H8ZM8 115H7V116H8ZM29 115H30V113H29ZM55 115H56V114H55ZM55 115H54V116H55ZM60 115H61V114H60ZM60 115H59V116H60ZM70 115H71V114H70ZM70 115H69V116H70ZM78 115H80V114H78ZM92 115H93V114H92ZM94 115H95V114H94ZM102 115H103V114H102ZM116 115H117V114H116ZM116 115H115V117H116ZM118 115H119V114H118ZM121 115H122V114H121ZM128 115H129V114H128ZM140 115H141V114H140ZM146 115H145V116H146ZM149 115H150V113H149ZM222 115H223V114H222ZM248 115H249V114H248ZM32 116H34V115H32ZM32 116H31V117H32ZM56 116H57V115H56ZM66 116H67V115H66ZM71 116H72V115H71ZM85 116H86V115H85ZM89 116H90V115H89ZM113 116H114V114H113ZM137 116H139V115H137ZM154 116H160V115H153V117H154ZM163 116H164V114H163ZM194 116H195V113H194ZM196 116H197V114H196ZM196 116H195V117H196ZM234 116H235V114H234ZM252 116H253V115H252ZM10 117H11V116H10ZM37 117H38V116H37ZM57 117H58V116H57ZM57 117H56V120H57ZM60 117H62V116H60ZM74 117H75V115H74ZM91 117H92V116H91ZM102 117H103V116H102ZM105 117H107L106 114H105ZM118 117H119V116H118ZM121 117H123V116H121ZM124 117H125V116H124ZM124 117H123V118H124ZM133 117H134V115H133ZM160 117H162V116H160ZM160 117H159V118H160ZM171 117H172V116H171ZM192 117H193V116H192ZM202 117H203V116H202ZM205 117H207V115H206ZM205 117H204V118H205ZM219 117H222V116L219 115ZM224 117H225V116H224ZM226 117H227V116H226ZM226 117H225V118H226ZM228 117H229V115H228ZM228 117H227V118H228ZM230 117L233 118V116H230ZM5 118H6V117H5ZM23 118H25V117H22L21 119H23ZM28 118H29V117H28ZM43 118H44V117H43ZM48 118H49V117H48ZM48 118L46 117V119H48ZM52 118H53V117H51V119H52ZM69 118H70V117H69ZM71 118H72V117H71ZM75 118H76V117H75ZM75 118H74V119H75ZM78 118H79V117H78ZM78 118H77V119H78ZM85 118H86V117H85ZM89 118H90V117H89ZM93 118H94V116H93ZM111 118H112V117H111ZM137 118H138V117H137ZM147 118H148V116H147ZM156 118H157V117H156ZM159 118H158V119H159ZM164 118H165V117H164ZM166 118H168V116H167ZM166 118H165V119H166ZM187 118H189V117H187ZM193 118H194V117H193ZM217 118H218V117H216V119H217ZM238 118L240 119V117H238ZM41 119H42V118H41ZM65 119H68V118H65ZM74 119H73V120H74ZM80 119H81V118H80ZM83 119H84V118H83ZM104 119L106 120V118H104ZM114 119H115V118H114ZM128 119H129V118H128ZM135 119H136V118H135ZM142 119H143V118H142ZM148 119H149V118H148ZM151 119H152V118H151ZM169 119H170V118H169ZM173 119H174V118H173ZM194 119H195V118H194ZM196 119L198 120L197 117H196ZM210 119H211V117H210ZM233 119H234V118H233ZM6 120H7V119H6ZM30 120H31V119H30ZM32 120H33V119H32ZM37 120H39V118H38ZM48 120H49V119H48ZM53 120H54V119H52V121H53ZM56 120H55V121H56ZM58 120H59V118H58ZM89 120H91V119H89ZM93 120H94V119H93ZM95 120H96V119H95ZM108 120H109V119H108ZM136 120H137V119H136ZM159 120H160V119H159ZM175 120H176V119H175ZM199 120H200V119H199ZM205 120H206V119H205ZM4 121H5V120H4ZM22 121H23V120H22ZM24 121H25V120H24ZM26 121H27V120H26ZM43 121H45V120H43ZM43 121H42V122H43ZM66 121H67V120H66ZM69 121H70V120H69ZM71 121H72V120H71ZM75 121H76V120H75ZM78 121H79V119H78ZM80 121H81V120H80ZM86 121H87V120H86ZM96 121H98V119H97ZM99 121H100V120H99ZM129 121H130V120H129ZM149 121H150V120H149ZM152 121H153V120H152ZM163 121H164V120H163ZM163 121H162V122H163ZM167 121H168V120H166V122H167ZM176 121H177V120H176ZM210 121H211V120H210ZM210 121H209V122H210ZM216 121H217V120H216ZM216 121H215V123H216ZM6 122H7V121H6ZM29 122H32V121H29ZM29 122H28V124H30ZM38 122H39V121H36V123H38ZM47 122H48V121H47ZM62 122H63V121H62ZM92 122H93V121H92ZM102 122H103V119H102ZM111 122H112V121H111ZM113 122H114V121H113ZM113 122H112V123H113ZM118 122H119V121H118ZM124 122H125V121H124ZM131 122H132V121H131ZM136 122H137V121H136ZM147 122H148V121H147ZM157 122H158V121H157ZM169 122H170V120H169ZM177 122H178V121H177ZM201 122H203V121H201ZM205 122H206V121H205ZM209 122H207V123H209ZM212 122H213V120H212ZM218 122H219V121H218ZM222 122H223V121H222ZM225 122H226V121H225ZM24 123L26 124L27 122H24ZM48 123H49V122H48ZM48 123H47V124H48ZM54 123H55V122H54ZM54 123H52V130H53V124H54ZM67 123H68V121H67ZM67 123H65V124L67 125ZM73 123H74V121L72 122V124H73ZM76 123H77V121H76ZM76 123H75L74 125H76ZM78 123H79V122H78ZM83 123H84V122H83ZM86 123H88V122H86ZM86 123H85V124H86ZM112 123L110 124V126L113 125ZM114 123H115V122H114ZM120 123H121V122H120ZM120 123H119V124H120ZM184 123H185V122H184ZM2 124H3V123H2ZM2 124H1V125H2ZM15 124H16V123H15ZM15 124H14V125H15ZM17 124H18V123H17ZM17 124H16V125H17ZM25 124H24V125H25ZM31 124H32V123H31ZM40 124H42V123H40ZM49 124H51V123H49ZM55 124H56V123H55ZM61 124H62V123H61ZM65 124H64V126H65ZM101 124H102V123H100V127H101ZM103 124H104V123H103ZM103 124H102V125H103ZM119 124H117V125H119ZM121 124H122V123H121ZM125 124H126V123H125ZM133 124H134V126L136 125L135 122H134ZM133 124H132L131 127H133ZM144 124H145V123H144ZM160 124H161V123H160ZM162 124H163V123H162ZM164 124H166L165 121H164ZM167 124H168V123H167ZM209 124H211V123H209ZM212 124H213V123H212ZM218 124H220V123H218ZM222 124H223V123H222ZM227 124H230V122H229V123L227 122ZM9 125H10V128L13 126V125L11 126V124H9ZM20 125H21V124H20ZM20 125H19V127H20ZM32 125H33V124H32ZM35 125H36V124H35ZM45 125H46V124H45ZM56 125H57V124H56ZM74 125H71V126L73 127ZM83 125H84V124H83ZM107 125H108V124H107ZM114 125H115V124H114ZM130 125H131V124H130ZM153 125H154V124H153ZM156 125H157V124H156ZM170 125H172V126L174 127V124H170ZM175 125H176V124H175ZM177 125H178V123H177ZM182 125H183V124H182ZM40 126H41V125H40ZM47 126L49 127L50 125H47ZM54 126H55V125H54ZM58 126H59V123H58ZM67 126H69V125H67ZM77 126H78V125H77ZM79 126H80V125H79ZM87 126H88V125H87ZM91 126H93V124H92ZM95 126H96V125H95ZM120 126H121V125H120ZM123 126H125V125H123ZM123 126H122V127H123ZM136 126H137V125H136ZM163 126H166V125H163ZM163 126H162V127H163ZM186 126H187V125H186ZM191 126H192V125H191ZM209 126L211 127V125H209ZM217 126H219V125H217ZM222 126H223V125H221L220 127L222 128ZM225 126H227V125L225 124V125H224V128H225ZM21 127H22V126H21ZM23 127H24V126H23ZM38 127H39V126H38ZM45 127H46V126H45ZM72 127H71V128H72ZM85 127H86V126H85ZM97 127H98V126H97ZM104 127H105V126H104ZM116 127H117V126H116ZM127 127H129V125H128ZM127 127H126V128H127ZM150 127H151V126H150ZM150 127H149V128H150ZM153 127H154V126H153ZM162 127H161V128H162ZM173 127H172V128H173ZM178 127H180V124L178 125ZM178 127H177V128H178ZM184 127H185V126H184ZM203 127H204V126H203ZM228 127H229V126H228ZM15 128H17V127H15ZM35 128H36V127H35ZM46 128H47V127H46ZM62 128H63V127H62ZM71 128H68V131H70ZM77 128H78V127H77ZM83 128H84V127H82V129H83ZM88 128H89V127H88ZM95 128H96V127H95ZM107 128H108V127H107ZM126 128L124 127V130H126ZM140 128H142V127H140ZM140 128H138V129H140ZM143 128H145V127H143ZM147 128H148V127H147ZM170 128H171V126H170ZM172 128H171V129H172ZM174 128H175V127H174ZM174 128H173V129H174ZM198 128H199V127H198ZM215 128H216V127H215ZM215 128H212V129H215ZM218 128H219V127H218ZM221 128H220V129H221ZM224 128H223V129H224ZM226 128H227V127H226ZM226 128H225V129H226ZM7 129H8V128H7ZM12 129H13V127H12ZM19 129H20V128H19ZM21 129H22V128H21ZM38 129H39V128H38ZM43 129H44V128H43ZM58 129H59V128H58ZM66 129H67V128H66ZM69 129H70V130H69ZM74 129H75V128H74ZM79 129H80V128H79ZM103 129H104V128H103ZM108 129H109V128H108ZM113 129H114V127H113ZM115 129H116V128H115ZM117 129L120 130V128H118V127H117ZM128 129H129V128H128ZM128 129H127V130H128ZM132 129H133V128H132ZM152 129H153V128H152ZM162 129H163V128H162ZM167 129H168V128H167ZM179 129H180V128H179ZM183 129H184V128H183ZM193 129H194V128H193ZM204 129H205V128H204ZM209 129H210V128H209ZM225 129H224V130H225ZM9 130H10V129H9ZM22 130H23V129H22ZM22 130H21V131H22ZM41 130H42V128H41ZM52 130H51V131H52ZM55 130H56V129H55ZM62 130H63V129H62ZM92 130H93V128H92ZM94 130H95V129H94ZM97 130H98V129H97ZM100 130H101V129H100ZM145 130H146V129H145ZM148 130H149V129H148ZM155 130H156V129H155ZM158 130H159V129H158ZM164 130H165V129H164ZM174 130H175V129H174ZM174 130H173V131H174ZM202 130H203V129H202ZM224 130H223V131H224ZM232 130L235 131L234 129H232ZM6 131H7V130H5V132H6ZM10 131H11V130H10ZM46 131H47V130H46ZM48 131H49V130H48ZM60 131H61V130H60ZM72 131H73V130H72ZM76 131H77V130H76ZM76 131H75V132H76ZM78 131H79V130H78ZM80 131L82 132V130H80ZM102 131H104V130H102ZM105 131H106V130H105ZM110 131H111V130H110ZM130 131H131V130H130ZM136 131H137V130H136ZM138 131H139V130H138ZM143 131H144V130H142V132H143ZM168 131H169V129H168ZM171 131H172V130H171ZM175 131H176V130H175ZM180 131H181V133L183 134V132H182L183 130H180ZM187 131H188V130H187ZM194 131H195V130H194ZM204 131H205V130H204ZM207 131H208V130H207ZM218 131H219V130H217V132H218ZM221 131H222V130H221ZM221 131H220V132H221ZM226 131H227V132H230L228 129H227ZM233 131H232V133H233ZM236 131H237V130H236ZM245 131H246V130H245ZM245 131H244V132H245ZM247 131H248V130H247ZM247 131H246V132H247ZM251 131H252V130H251ZM255 131H256V130H255ZM5 132H4V133H5ZM11 132H12V131H11ZM24 132H26V131H24ZM24 132L22 131V133H24ZM38 132H39V131H38ZM41 132H42V131H41ZM44 132H45V130H44ZM49 132H50V131H49ZM64 132H65V130H64ZM73 132H74V131H73ZM86 132H88V131L86 130ZM90 132H91V131H90ZM92 132H93V131H92ZM92 132H91V133H92ZM95 132H96V131H95ZM107 132H108V131H107ZM113 132H115V131L113 130ZM113 132H111V133L113 134ZM117 132H118V130H117ZM119 132H121V131H119ZM123 132H125V131H123ZM146 132H147V131H146ZM153 132H154V131H153ZM157 132L159 133L160 131H157ZM165 132H167V131H165ZM177 132H178V130H177ZM189 132H190V131H188V133H189ZM212 132H213V131H212ZM227 132H226V133H227ZM237 132H238V131H237ZM246 132H245V133H246ZM4 133H3V134H4ZM6 133H7V132H6ZM39 133H40V132H39ZM42 133H43V132H42ZM47 133H48V132H47ZM59 133H60V132H59ZM88 133H89V132H88ZM101 133H103V132H101ZM115 133H116V132H115ZM125 133L127 134V132H125ZM133 133H134V132H133ZM140 133H141V131H140ZM149 133H151V132H149ZM155 133H156V132H155ZM158 133H157V135H158ZM163 133H164V132H163ZM170 133H171V132H170ZM178 133H180V132H178ZM184 133H185V132H184ZM186 133H187V132H186ZM194 133H195V132H194ZM194 133H193V134H194ZM234 133H236V132H234ZM234 133H233V134H234ZM239 133H240V132H239ZM252 133H254V132H252ZM257 133H259V132H257ZM261 133L264 134L263 131H262ZM261 133H259V134H261ZM12 134H13V133H12ZM12 134H10L9 137H11ZM14 134H18V133L14 132ZM20 134H21V133H20ZM25 134H26V133H25ZM43 134H44V133H43ZM50 134H51V133H50ZM61 134H63V133H61ZM75 134H76V133H75ZM75 134H74V136H75ZM77 134H78V133H77ZM77 134H76V135H77ZM96 134H99V133H96ZM107 134H108V133H107ZM131 134H132V132H131ZM136 134H137V132H136ZM136 134H135V135H136ZM160 134H161V133H160ZM167 134H168V133H167ZM182 134H181V135H182ZM222 134H224V133H222ZM248 134H250V133H248ZM7 135H9V133H8ZM51 135H52V134H51ZM71 135H72V134H71ZM79 135H81V134H79ZM83 135H84V134H83ZM85 135H86V134H85ZM108 135H109V134H108ZM116 135H117V134H116ZM118 135H119V134H118ZM127 135H129V134H127ZM132 135H133V134H132ZM142 135L144 136V134H142ZM151 135H152V133H151ZM153 135H154V134H153ZM153 135H152V136H153ZM157 135H156V136H157ZM170 135H171V134H170ZM170 135H168V136H170ZM183 135H184V134H183ZM185 135H186V134H185ZM202 135H203V134H202ZM209 135H210V132H209L208 136H209ZM217 135H218V134H217ZM219 135H220V134H219ZM236 135H237V134H236ZM3 136H4V135H3ZM17 136H18V135H17ZM17 136H16V137H17ZM21 136H22V135H21ZM21 136H20V137H21ZM26 136H27V135H26ZM86 136H87V135H86ZM92 136H93V135H92ZM92 136H91V137H92ZM95 136H96V135H95ZM104 136H105V134H104ZM112 136H113V135H112ZM114 136H115V135H114ZM138 136H139V134H138ZM148 136H149V135H148ZM152 136H151V137H152ZM194 136H195V135H194ZM198 136H199V135H198ZM206 136H207V134H206ZM208 136H207V137H208ZM210 136H212V135H210ZM222 136H223V135H222ZM245 136H246V135H245ZM250 136H251V135H250ZM254 136H255V134H254ZM261 136H262V135H261ZM263 136H264V135H263ZM5 137H6V135H5ZM9 137H8V138H9ZM23 137H24V136H23ZM23 137H22V138H23ZM52 137H53V136H51V138H52ZM54 137H55V136H54ZM59 137H60V135H59ZM59 137H57V138H59ZM75 137H76V136H75ZM100 137H102V136H100ZM105 137L107 138V136H105ZM105 137H104V139H105ZM115 137H116V136H115ZM135 137H136V136H135ZM135 137H134V138H135ZM166 137H167V136H166ZM172 137H173V136H172ZM172 137H170V138H171V140H170L171 142H172ZM182 137H183V136H182ZM217 137H218V136H217ZM219 137H221V136H219ZM242 137H244V135H243ZM247 137H248V136H247ZM259 137H260V136H259ZM1 138H2V137H1ZM1 138H0V139H1ZM12 138H13V136H12ZM14 138H15V137H14ZM18 138H19V137H18ZM22 138H21V139H22ZM26 138H27V137H26ZM26 138H24V139H26ZM28 138H29V137H28ZM28 138H27V139H28ZM31 138H32V137H31ZM47 138H48V137H47ZM61 138H62V136H61ZM65 138H66V137H65ZM69 138H70V137H69ZM69 138H68V139H69ZM78 138H79V136L77 137V139H78ZM85 138H86V137H85ZM111 138H112V137H111ZM117 138H118V137H117ZM117 138H116V139H117ZM119 138H120V136H119ZM126 138H127V137H126ZM137 138H138V137H137ZM141 138H143V137H141ZM157 138H158V137H157ZM157 138H156V140H160V139H157ZM180 138H181V137H180ZM180 138H177V140L179 139V141H180ZM205 138H206V137H205ZM213 138H214V137H213ZM223 138H224V136H223ZM245 138H246V137H245ZM245 138H244V139H245ZM252 138H254L253 135H252ZM252 138H251V139H252ZM255 138H257V137H255ZM261 138H262V137H261ZM4 139H5V138H4ZM10 139H11V138H10ZM29 139H30V138H29ZM29 139H28V140H29ZM38 139H39V138H38ZM53 139H54V138H53ZM53 139H50V141L53 140ZM66 139H67V138H66ZM70 139H71V138H70ZM74 139H75V138H74ZM74 139H71V141H72V140L74 141ZM80 139H84V138H80ZM89 139H91V138H89ZM93 139H94V138H93ZM93 139H92V140H93ZM99 139H100V138H99ZM99 139H98V140H99ZM101 139H103V138H101ZM104 139L101 140V141H103V143H104ZM129 139H130V138H129ZM131 139H132V138H131ZM138 139H139V138H138ZM146 139L148 140V137H147ZM150 139H151V138H150ZM164 139H165V138H164ZM175 139H176V138H175ZM175 139H174V140H175ZM181 139H182V138H181ZM193 139H194V137H193ZM201 139H202V138H201ZM210 139H211V138H210ZM215 139H216V138H215ZM224 139H225V138H224ZM224 139H223V140H224ZM248 139L250 140V137H249ZM5 140H6V139H5ZM39 140H40V139H39ZM43 140H44V139H43ZM54 140H55V139H54ZM54 140H53V142H54ZM60 140H62V139H60ZM85 140H86V139H85ZM98 140H97V141H98ZM106 140H108V139H106ZM118 140H119V139H118ZM124 140H125V139H124ZM132 140H133V139H132ZM154 140H155V139H154ZM194 140H195V139H194ZM206 140H207V139H206ZM208 140H209V139H208ZM223 140H221V141H223ZM249 140H248V141H249ZM255 140H256V139H254V141H255ZM6 141H7V140H6ZM13 141H15V139H14ZM16 141H17V140H16ZM40 141H41V140H40ZM45 141H46V140H45ZM45 141H42V142L45 143ZM55 141H56V140H55ZM67 141H68V140H67ZM67 141H66V142H67ZM69 141H70V140H69ZM75 141H76V139H75ZM94 141H95V140H94ZM139 141H141V140H139ZM144 141H145V140H144ZM148 141H149V140H148ZM148 141H147V142H148ZM167 141H168V138H167ZM179 141H178V142H179ZM197 141H198V140H197ZM197 141H196V143H197ZM200 141H201V140H200ZM211 141H214V140L212 139ZM219 141H220V140H219ZM227 141H228V140H227ZM230 141H231V140H230ZM251 141H252V140H251ZM254 141H253V143H254ZM257 141H258V140H257ZM262 141H263V140H261V142H262ZM8 142H9V141H8ZM21 142H23V141H21ZM27 142H28V141H27ZM35 142H37V141H35ZM42 142H39V143H42ZM84 142H85V141H84ZM86 142H87V141H86ZM109 142H110V140H109ZM109 142H107V143H109ZM125 142H126V141H125ZM125 142H124V143H125ZM137 142H138V141H137ZM145 142H146V141H145ZM162 142H163V141H162ZM178 142H177V143H178ZM181 142H182V140H181ZM184 142H185V141H184ZM193 142H194V141H193ZM198 142H199V141H198ZM261 142L258 141L257 143L259 144V143H261ZM4 143H5V142H4ZM29 143H30V141H29ZM51 143H52V142H51ZM56 143H57V142H56ZM59 143H60V142H59ZM64 143H65V142H64ZM67 143L69 144V142H67ZM80 143H81V142H80ZM89 143H90V142H89ZM99 143H101V142L99 141ZM138 143H139V142H138ZM157 143H158V142H157ZM212 143H213V142H212ZM216 143H217V141H216ZM221 143H224V142H221ZM228 143H229V142H228ZM237 143H238V142H236V144H237ZM17 144H18V141H17ZM46 144H47V142H46ZM74 144H75V142H74ZM96 144H97V143H96ZM104 144H105V143H104ZM114 144H115V143H114ZM120 144H121V143H119V145H120ZM132 144H133V143H132ZM143 144H144V143H143ZM145 144L147 145V143H145ZM145 144H144V145H145ZM167 144H168V143H167ZM171 144H172V143H171ZM175 144H176V143H175ZM175 144H174V145H175ZM192 144H193V143H192ZM198 144H199V143H198ZM201 144H202V143H201ZM213 144H214V143H213ZM218 144H219V143H218ZM224 144H225V143H224ZM229 144H231V143H229ZM2 145H3V144H2ZM7 145H8V144H7ZM9 145H10V144H9ZM11 145H12V144H11ZM22 145H23V143H22ZM24 145H25V144H24ZM28 145H29V144H28ZM32 145H34V144H32ZM35 145H36V144H35ZM40 145H41V144H40ZM49 145H50V144L48 143V146H47V145H46V146H47V147H50ZM61 145H62V143H61ZM81 145H82V144H81ZM81 145H80V146H81ZM87 145H88V144H87ZM99 145H101V144H99ZM111 145H112V144H110V146H111ZM133 145H135V144H133ZM136 145H137V144H136ZM144 145H143V147H144ZM158 145H159V144H158ZM158 145L155 146V147H158ZM186 145H187V144H186ZM189 145H190V144H189ZM193 145H194V144H193ZM196 145H197V144H196ZM208 145H209V144H208ZM220 145L222 146V144H220ZM231 145H232V144H231ZM231 145H229V146H231ZM3 146H4V145H3ZM3 146H2V147H3ZM15 146H16V145H15ZM15 146H14V148H15ZM38 146H39V145H38ZM44 146H45V144H44ZM63 146H64V145H63ZM70 146H71V145H70ZM72 146H73V145H72ZM76 146H77V145H75L74 147H76ZM85 146H86V144H85ZM95 146H96V145H95ZM115 146H116V145H115ZM115 146H114V147H115ZM120 146H121V145H120ZM129 146H130V145H129ZM139 146H140V144H139ZM203 146H204V145H203ZM251 146L253 147L252 143H251ZM251 146H250V147H251ZM261 146H262V145H261ZM22 147H23V146H21V148H22ZM32 147H33V146L30 147L29 151H31V150L33 149ZM40 147H41V146H40ZM58 147H59V146H58ZM60 147H61V146H60ZM60 147H59V148H60ZM90 147H91V146H90ZM97 147H98V145H97ZM99 147H100V146H99ZM116 147H117V146H116ZM122 147H123V146H122ZM122 147H121V148H122ZM132 147H133V146H132ZM137 147H138V146H137ZM151 147H152V146H151ZM163 147H164V146H163ZM174 147H175V146H174ZM177 147H178V146H177ZM198 147H199V146H198ZM201 147H202V146H200V148H201ZM236 147H237V146H236ZM243 147H244V146H243ZM252 147H251V148H252ZM6 148H8V146H7ZM31 148H32V149H31ZM37 148H38V147H37ZM76 148H77V147H76ZM83 148H84V147H82V149H83ZM103 148H104V147H103ZM106 148H107V147H106ZM127 148H128V147H127ZM161 148H162V147H161ZM178 148H180V146H179ZM181 148H182V147H181ZM185 148L187 149V146H186ZM189 148H190V147H189ZM192 148H194V147H192ZM206 148H207V147H206ZM209 148H210V146H209ZM214 148H216V147H215V144H214ZM226 148H227V147H226ZM229 148H231V147H229ZM229 148H228V149H229ZM234 148H235V147H234ZM240 148H241V147H240ZM1 149H2V148H1ZM4 149H5V148H4ZM10 149H11V148H10ZM43 149H44V148H43ZM50 149H51V148H50ZM65 149H67V148L65 147ZM69 149H70V148H69ZM74 149H75V148H74ZM74 149H71V151H73ZM89 149H90V148H89ZM100 149L102 150V148H100ZM116 149H117V148H116ZM134 149H135V148H134ZM139 149H140V147H139ZM141 149H142V148H141ZM141 149H140V150H141ZM146 149H147V148H146ZM148 149H149V148H148ZM212 149H213V146H212ZM219 149H220L219 151H221V148H219ZM231 149H232V148H231ZM238 149H239V148H238ZM242 149H244V148H242ZM242 149H241V150H242ZM5 150H6V149H5ZM18 150H19V149H18ZM18 150H17V151H18ZM22 150H23V148H22ZM38 150H39V149H38ZM47 150H48V149H47ZM51 150H52V149H51ZM61 150H62V149H61ZM80 150H81V149H80ZM104 150H105V149H104ZM107 150H109V149H107ZM117 150H118V149H117ZM136 150H137V149H136ZM151 150H152V149H151ZM156 150H157V149H155V152H156ZM158 150H159V149H158ZM174 150H175V148H174ZM180 150H181V149H180ZM183 150H184V149H183ZM196 150H197V149H196ZM201 150H203V149H201ZM201 150H200V151H201ZM207 150H208V149H207ZM245 150H246V149H245ZM252 150H253V149H252ZM3 151H4V150H3ZM9 151H10V150H8V154H9L10 157H11V154H10ZM13 151H14V150H13ZM23 151H24V150H23ZM23 151H21V152H23ZM36 151H37V150H36ZM45 151H46V150H45ZM64 151H67V150H64ZM86 151H87V150H86ZM91 151H92V150H91ZM119 151H120V150H119ZM125 151H126V149H125ZM142 151H143V150H142ZM147 151H148V150H147ZM149 151H150V150H149ZM161 151H162V149H161ZM161 151H159V152H161ZM175 151H176V150H175ZM186 151H187V150H184V152H186ZM193 151H194V150H193ZM200 151H199V152H200ZM210 151H211V150H210ZM210 151H209V152H210ZM229 151H230V149H229ZM235 151H236V150H235ZM242 151H243V150H242ZM242 151H241V152H242ZM246 151H247V150H246ZM15 152H16V150L14 151V153H15ZM27 152H28V151H27ZM34 152H35V151H34ZM39 152H40V151H39ZM42 152H43V150H42ZM42 152H40V153H42ZM46 152H47V151H46ZM59 152H60V151H59ZM61 152H62V151H61ZM61 152H60V153H61ZM74 152H75V151H74ZM76 152H77V150H76ZM81 152H82V151H81ZM93 152H94V151H93ZM96 152H97V150H96ZM102 152H103V151H102ZM106 152H107V151H106ZM109 152H110V151H109ZM111 152H112V151H111ZM113 152H114V151H113ZM122 152H123V151H122ZM131 152H132V151H131ZM133 152H134V151H133ZM133 152H132V153H133ZM137 152H138V151H137ZM140 152H141V151H140ZM152 152H154V151L152 150ZM152 152H150V153L152 154V156H155ZM155 152H154V153H155ZM166 152H168V151H167V148H166ZM173 152H174V151H173ZM173 152H172V155H171V156H174V155H175V154H174L175 152H174V153H173ZM178 152H179V151H178ZM196 152H197V151H196ZM205 152H206V151H205ZM213 152H214V151H213ZM223 152H224V150H223ZM225 152H226V149H225ZM225 152H224V153H225ZM230 152H231V151H230ZM0 153H1V150H0ZM14 153H13V154H14ZM16 153H17V152H16ZM24 153H25V152H24ZM31 153H32V154H31V157H32V156H33V152H31ZM35 153H37V152H35ZM40 153H38V154H40ZM43 153L45 154V152H43ZM47 153H50V152H47ZM47 153H46V154H47ZM57 153H58V152H57ZM64 153H66V152H64ZM78 153H79V151H78ZM78 153H75V155L78 154ZM88 153H89V152H88ZM88 153H87V154H88ZM179 153H180V152H179ZM234 153H235V152H234ZM234 153H233V154H234ZM236 153H237V152H236ZM244 153H245V152H244ZM244 153H242V154L244 155ZM17 154H18V153H17ZM17 154L15 155L16 158L18 157ZM27 154H29V153H27ZM44 154H43V155H44ZM46 154H45V155H46ZM67 154H68V153H67ZM67 154H65V155H67ZM82 154H83V153H82ZM96 154H98V153H96ZM99 154H101V153L99 152ZM106 154H107V153H106ZM108 154H109V153H108ZM117 154H119V153H117ZM123 154H124V153H123ZM126 154H128V153H126ZM136 154L138 155V153H136ZM141 154H142V153H141ZM147 154H148V153H147ZM155 154H156V153H155ZM160 154H161V153H160ZM160 154H158V155H160ZM168 154H169V153H168ZM173 154H174V155H173ZM181 154H182V153H181ZM199 154H200V153H199ZM204 154H205V153H204ZM206 154H207V153H206ZM214 154H215V152H214ZM222 154H223V153H222ZM242 154H241V156H242ZM245 154H246V153H245ZM252 154H253V153H252ZM252 154L249 153L248 155H252ZM20 155H23V154H20ZM20 155H19V158H20ZM45 155H44V156H45ZM50 155H52V154H50ZM53 155H54V153H53ZM55 155H56V154H55ZM60 155H61V154H60ZM68 155H69V154H68ZM78 155H79V154H78ZM80 155H81V154H80ZM89 155H91L90 157H92V153L89 154ZM119 155H120V154H119ZM145 155H146V154H145ZM148 155H149V154H148ZM184 155H185V154H184ZM186 155H188V153H187ZM190 155H191V154H190ZM193 155H194V153H193ZM197 155H198V154H197ZM215 155H216V154H215ZM237 155H238V154H237ZM237 155H235V156H237ZM255 155H256V153H255ZM0 156H1V154H0ZM15 156L13 155L12 157L15 158ZM23 156H24V155H23ZM25 156H26V155H25ZM29 156H30V155H29ZM29 156H28L27 158H29ZM38 156H39V155H38ZM38 156H36V157L38 158ZM61 156H63V155H61ZM70 156H71V155H70ZM112 156H113V155H112ZM112 156H111V157H112ZM127 156H128V155H127ZM129 156H130V154H129ZM138 156H139V155H138ZM152 156H151V157H152ZM161 156H162V155H161ZM169 156H170V155H169ZM191 156H192V155H191ZM195 156H196V155H195ZM202 156H203V155H202ZM202 156H199V157H202ZM205 156H206V155H205ZM208 156H209V155H208ZM210 156H212V155H210ZM210 156H209V157H210ZM233 156H234V155H233ZM1 157H2V158H5L6 155H5V157H3V156H1ZM34 157H35V156H33V158H32L33 160L36 159V158H34ZM39 157H40V156H39ZM45 157H46V156H45ZM47 157H48V156H47ZM47 157H46V158H47ZM51 157H53V156H50V158H51ZM56 157H57V156H56ZM68 157H69V156H68ZM81 157H82V156H81ZM81 157H77V158L80 159ZM90 157H89V158H90ZM105 157H107V156L105 155ZM113 157H116V156H113ZM119 157H120V156H119ZM122 157H123V156H122ZM141 157H142V156H141ZM144 157H145V156H144ZM146 157H147V156H146ZM146 157H145V158H146ZM156 157H157V156H155V158H156ZM162 157H163V156H162ZM166 157H167V153H166ZM176 157H177V156H176ZM178 157H179V156H178ZM187 157H188V156H187ZM192 157H193V156H192ZM192 157H191V159H192ZM225 157H227V154H226ZM238 157H239V156H238ZM244 157H245V155H244ZM252 157H253V156H252ZM252 157L250 156V158H252ZM16 158H15V159H16ZM19 158L17 159V161L21 160L23 157L20 158V159H19ZM40 158H41V157H40ZM43 158H44V157H43ZM53 158H54V157H53ZM62 158H63V157H62ZM62 158L60 157V159H62ZM64 158H66V157H64ZM64 158H63V159H64ZM73 158H74V156H73ZM75 158H76V157H75ZM84 158H85V155H84ZM97 158H98V157H97ZM108 158H109V157H108ZM128 158H130V157H128ZM131 158H132V157H131ZM133 158H134V156H133ZM137 158H138V157H137ZM159 158H161V157H159ZM196 158H198V157H196ZM206 158H208V157L206 156ZM218 158H219V157H218ZM231 158H232V155H231ZM235 158H236V157H235ZM255 158H256V157H255ZM257 158H258V157H257ZM11 159H12V158H11ZM32 159H31V160H32ZM63 159H62V160H63ZM69 159H71V157H70ZM90 159H92V158H90ZM90 159H89V160H90ZM102 159H103V158H102ZM111 159H112V158H111ZM147 159H148V158H147ZM163 159H166V158H163ZM174 159H175V157H174ZM178 159H179V158H178ZM181 159H182V158H181ZM186 159H187V158H186ZM204 159H205V158H204ZM220 159H221V158H220ZM223 159H224V158H223ZM238 159H239V158H238ZM240 159H241V157H240ZM252 159H253V158H252ZM0 160H1V159H0ZM12 160H13V159H12ZM23 160H24V159H23ZM33 160H32V161H33ZM38 160H39V159H38ZM65 160H67V159H65ZM65 160H64V162H65ZM97 160H98V159H97ZM104 160H105V158H104ZM106 160H107V159H106ZM125 160H126V158H125ZM125 160H124V161H125ZM127 160H128V159H127ZM127 160H126V161H127ZM131 160H132V159H131ZM139 160H140V159H139ZM149 160H152V159H149ZM155 160L157 161V158H156ZM168 160H169V159H168ZM168 160H167V161H168ZM179 160H180V159H179ZM197 160L199 161V159H197ZM215 160H219V159H216V158H215ZM226 160H227V159H226ZM229 160H230V158H229ZM229 160H227V161H229ZM241 160H242V159H241ZM255 160H256V159H255ZM1 161H2V160H1ZM8 161H11V160H9V158H8ZM17 161H16V162H17ZM41 161H42V160H41ZM55 161H56V160H55ZM59 161H60V160H59ZM71 161H73V160H71ZM75 161H76V160H75ZM82 161H83V159H82ZM91 161H92V160H91ZM100 161H101V160H100ZM112 161H114V160L112 159ZM112 161H111V162H112ZM128 161H129V160H128ZM128 161H127V162H128ZM132 161H133V160H132ZM141 161H142V160H141ZM141 161H140V162H141ZM145 161H146V160H145ZM147 161H148V160H147ZM158 161H160V160H158ZM158 161H157V162H158ZM210 161H211V159H210ZM212 161H213V160H212ZM220 161H221V160H219V162H220ZM224 161H225V160H224ZM227 161H226V162H227ZM243 161H245V159H244ZM250 161H251V160H250ZM256 161H258V159H257ZM260 161H261V160H260ZM6 162H7V161H6ZM11 162H12V161H11ZM14 162H15V161L13 160L12 163L14 164ZM19 162H20V161H19ZM19 162H18V163H19ZM27 162H28V161H27ZM33 162H34V161H33ZM36 162H37V161H36ZM62 162H63V161H62ZM69 162H70V161H69ZM86 162H87V161H86ZM106 162H108V161H106ZM109 162H110V161H109ZM109 162H108V163H109ZM118 162H119V161H118ZM129 162H130V161H129ZM134 162H135V161H134ZM138 162H139V161H138ZM138 162L136 161L135 164L138 163ZM150 162H151V161H150ZM164 162H165V161H164ZM172 162H173V161H172ZM176 162H177V161H176ZM191 162H192V161H191ZM194 162H195V161H194ZM204 162H205V160H204ZM204 162L201 161L202 164H203ZM216 162H217V161H216ZM229 162H230V161H229ZM234 162H235V161H234ZM236 162H238V161H236ZM247 162H248V160H247ZM263 162H264V160H263ZM7 163H8V162H7ZM22 163H24V162H22ZM25 163H26V160H25ZM46 163H47V162H46ZM58 163H59V162H58ZM65 163H66V162H65ZM65 163H64V164H65ZM67 163H68V162H67ZM77 163H78V162H77ZM98 163H100V162H98ZM104 163H105V162H104ZM121 163H122V162L120 161L119 164H121ZM124 163H125V162H124ZM130 163H132V162H130ZM130 163H129L128 165H130ZM145 163H146V162H145ZM161 163H163V162H161ZM182 163H183V161H182ZM182 163H181V164H182ZM195 163H196V162H195ZM195 163H192V164H195ZM208 163H209V160H208ZM212 163H213V162H212ZM245 163H246V162H245ZM257 163H258V162H257ZM9 164H10V162H9ZM26 164H27V163H26ZM28 164H29V163H28ZM35 164H36V163H35ZM37 164H39V162H38ZM37 164L34 165V166H37ZM43 164H44V163H43ZM47 164H49V163H47ZM47 164H46V166H47ZM71 164H72V163H71ZM87 164H89V163H87ZM94 164H95V163H94ZM100 164H101V163H100ZM119 164H118V165H119ZM125 164H126V163H125ZM140 164H141V163H140ZM142 164H143V162H142ZM142 164H141V165H142ZM156 164H157V163H156ZM159 164H160V163H159ZM166 164H167V163H166ZM171 164H172V163H171ZM186 164H187V163H186ZM188 164H189V163H188ZM217 164H218V163H217ZM217 164H216V166H217ZM227 164H228V163H227ZM236 164H237V163H236ZM246 164H247V163H246ZM252 164H253V163H252ZM254 164H255V163H254ZM30 165H31V164H30ZM40 165H41V164H40ZM61 165H62V164H61ZM74 165H75V164H74ZM74 165H73V166H74ZM85 165H86V164H85ZM95 165H96V164H95ZM98 165H99V164H98ZM101 165H102V164H101ZM103 165H104V164H103ZM114 165H116V164H114ZM133 165H134V163H133ZM136 165H137V164H136ZM138 165H139V164H138ZM150 165H152V164H150ZM161 165H162V164H161ZM167 165H168V164H167ZM169 165H170V164H169ZM199 165H200V164H199ZM219 165H220V164H219ZM232 165H234V164H232ZM239 165H240V164H239ZM248 165H249V164H248ZM255 165H256V164H255ZM258 165H259V164H258ZM262 165H263V163H262ZM16 166H17V164H16ZM20 166H21V163H20ZM24 166H26V165H24ZM24 166H22V167H24ZM49 166H50V164H49ZM56 166H57V165H56ZM87 166H89V165H87ZM90 166H91V165H90ZM104 166H106V165H104ZM119 166H120V165H119ZM143 166H144V165H143ZM162 166H163V165H162ZM165 166H166V165H165ZM192 166H193V165H192ZM210 166H211V165H210ZM213 166H214V164H213ZM222 166H223V164H222ZM225 166H226V163H225ZM227 166H228V165H227ZM241 166H242V165H241ZM259 166H260V165H259ZM53 167H54V166H53ZM76 167H77V166H76ZM78 167H79V165H78ZM80 167H81V166H80ZM111 167H113V164H112ZM145 167L147 168V164H146ZM169 167H170V166H169ZM185 167H186V166H185ZM189 167H190V165H189ZM195 167H196V166H195ZM200 167H201V166H200ZM202 167H203V166H202ZM202 167H201V168H202ZM207 167H208V166H207ZM237 167H238V166H237ZM237 167H236V168H237ZM244 167H246V166H244ZM255 167H256V166H255ZM255 167H253V168H255ZM6 168H7V167H5V169H6ZM8 168H9V167H8ZM17 168H19V167L17 166ZM35 168H36V167H35ZM54 168H55V167H54ZM64 168H65V167H64ZM67 168H68V167H66V170H67ZM94 168H95V167H94ZM97 168H98V167H97ZM99 168H101V167H99ZM103 168H104V167H103ZM113 168H114V167H113ZM120 168H121V166H120ZM122 168H123V167H122ZM122 168H121V169H122ZM132 168H133V167H132ZM135 168H136V166H135ZM137 168L139 169V167H137ZM148 168H150V167H148ZM155 168H156V167H155ZM173 168H175L174 165H173ZM180 168H181V166H180ZM180 168H179V170H182L183 167H182L181 169H180ZM203 168H204V167H203ZM217 168H218V167H217ZM220 168L222 169V167H220ZM224 168L226 169V167H224ZM224 168H223V169H224ZM241 168H243V167H241ZM241 168H240V170H241ZM247 168H248V166H247ZM263 168H264V167H263ZM3 169H4V168H3ZM3 169H2V170H3ZM9 169H11V165H10V168H9ZM12 169H15V168L12 167ZM20 169H21V168H20ZM22 169H23V168H22ZM27 169H28V168H27ZM27 169H25L24 171L26 172ZM31 169H32V167H31ZM31 169H29V171H30ZM41 169H42V168H41ZM51 169H52V168H51ZM80 169H82V168H80ZM91 169H92V167H91ZM91 169H90V170H91ZM109 169H110V168H109ZM124 169H125V168H124ZM133 169H134V168H133ZM138 169H137V170H138ZM140 169H141V167H140ZM153 169H154V167H153ZM153 169H152V170H153ZM156 169H159V167H157ZM156 169H155V171H156ZM165 169L168 170L166 167H165ZM169 169H171V168H169ZM194 169H195V168H194ZM228 169H229V168H228ZM233 169H234V168H233ZM238 169H239V168H238ZM245 169H246V168H245ZM249 169H250V168H248V170H249ZM255 169H256V168H255ZM258 169H259V168H258ZM6 170H7V169H6ZM6 170H3V171H6ZM17 170H18V169H17ZM17 170H16V172H18ZM35 170H37V169H35ZM38 170H39V169H38ZM38 170H37V172H38ZM66 170H65V171H66ZM87 170H88V169H87ZM104 170H106V169L104 168ZM115 170H116V169H115ZM115 170H114V171H115ZM117 170H118V169H117ZM126 170H127V169H126ZM128 170H129V168H128ZM130 170H131V169H130ZM143 170H144V169H143ZM150 170H151V169H150ZM152 170H151V171H152ZM166 170H164V171H166ZM172 170H173V169H172ZM174 170H175V169H174ZM196 170H198V169H196ZM208 170H209V169H208ZM208 170H207L206 172H208ZM219 170H220V169H219ZM234 170H235V169H234ZM234 170H233V171H234ZM256 170H257V169H256ZM263 170H264V169H263ZM263 170H262V171H263ZM3 171H1V172H3ZM11 171H12V170H11ZM11 171H9V172H11ZM13 171H14V170H13ZM21 171H23V170H21ZM43 171H44V169H43ZM73 171H74V169H73ZM77 171H78V170H77ZM81 171H82V170H81ZM81 171H80V172H81ZM95 171H96V170H95ZM98 171H99V169H98ZM100 171H101V170H100ZM108 171H109V170H108ZM108 171H107V172H108ZM119 171H120V170H119ZM122 171H123V170H122ZM131 171H132V170H131ZM131 171H130V172H131ZM177 171H178V170H177ZM177 171H176V172H177ZM189 171H191V169H190ZM194 171H195V170H194ZM194 171H193V172H194ZM201 171H202V170H200V172H201ZM204 171H205V170H204ZM209 171H210V170H209ZM238 171H239V170H238ZM257 171H258V170H257ZM14 172H15V171H14ZM30 172H31V171H30ZM32 172H33V170H32ZM32 172H31V173H32ZM47 172H48V171H47ZM67 172H68V170H67ZM75 172H76V171H75ZM82 172H83V171H82ZM87 172H88V171H87ZM136 172H138V171H136ZM141 172H142V170H141ZM148 172H149V169H148ZM167 172H168V171H167ZM172 172H173V171H172ZM176 172H174L173 174H176ZM182 172H183V170H182ZM197 172H198V171H197ZM197 172L195 171L196 176L198 175ZM217 172H218V170H217ZM217 172H216V173H217ZM224 172H225V171H224ZM227 172H228V171H227ZM254 172H255V171H254ZM259 172H260V170L257 172V174H259ZM5 173H7V172H5ZM19 173H20V170H19ZM19 173H18V174H19ZM22 173H23V172H21V174H22ZM31 173H29V175H30ZM38 173L40 174V172H38ZM44 173H45V172H44ZM50 173H51V172H50ZM50 173H49V175H50ZM53 173H54V172H53ZM53 173H52V174H53ZM65 173H66V172H65ZM71 173H72V172H71ZM77 173H78V172H77ZM93 173H94V172H93ZM100 173H102V172H100ZM111 173H112V172H111ZM118 173H119V172H118ZM118 173H117V174H118ZM120 173H121V172H120ZM127 173H129V172H127ZM139 173H140V172H139ZM145 173H146V171H145ZM161 173H164V172L161 171V172L159 173V175H161ZM184 173H185V172H184ZM188 173H189V172H188ZM191 173H192V172H191ZM222 173H223V172H222ZM222 173H221V174H222ZM244 173H246V170H245ZM263 173H264V171H263ZM3 174H4V172H3L2 174L0 173V175H3ZM9 174H10V173H9ZM12 174H13V172H12ZM12 174H11V175H12ZM15 174H16V173H15ZM32 174H33V173H32ZM57 174L59 175V173H57ZM83 174H84V173H83ZM95 174H96V173H95ZM97 174H99V172H98ZM97 174H96V175H97ZM109 174H110V172H109ZM124 174H126V171H125ZM169 174H171V172H169ZM195 174H194V175H195ZM199 174H200V173H199ZM224 174H225V173H224ZM224 174H223V175H224ZM237 174H238V173H237ZM253 174H254V173H253ZM257 174H256V177H257ZM11 175H10V176H11ZM26 175L28 176V174H26ZM36 175H38V174L36 173ZM36 175H35V176H36ZM42 175H43V174H42ZM46 175H47V174H46ZM68 175H69V173H68ZM68 175H67V176H68ZM79 175H80V174H79ZM103 175H105V174H103ZM112 175H113V174H112ZM126 175H127V174H126ZM140 175H141V174H139V177H138V178H140ZM148 175H149V174H147L146 176H148ZM153 175H155V174H153ZM153 175H151V176H153ZM179 175H180V174H179ZM183 175H184V174H183ZM190 175H191V174H190ZM209 175H210V174H209ZM214 175H215V174H214ZM227 175H228V174H227ZM233 175H234V174H233ZM246 175H247V174H246ZM251 175H252V174H251ZM251 175H250V176H251ZM259 175H260V174H259ZM261 175H263V174H261ZM7 176H8V175H7ZM7 176H6V174H5V177H7ZM21 176H22V175H20L19 177H21ZM43 176H44V175H43ZM86 176H87V175H86ZM89 176H90V175H89ZM98 176H99V175H98ZM101 176H102V175H101ZM107 176H108V175H107ZM109 176H111V174H110ZM118 176H119V175H118ZM121 176H123V175H121ZM128 176H129V175H128ZM133 176H134V175H133ZM161 176H162V175H161ZM164 176H165V174H164ZM168 176H170V175H168ZM192 176H193V174H192ZM201 176H202V174H201ZM203 176H205V174H204ZM212 176H213V175H212ZM220 176H222V175H220ZM229 176H230V175H229ZM229 176H228V177H229ZM234 176H235V175H234ZM237 176H238V175H236V177H237ZM243 176H244V175H243ZM250 176H249V177H250ZM5 177H4V178H5ZM16 177H17V176H16ZM19 177L17 178L18 180H19ZM28 177H29V176H28ZM38 177H40V176H38ZM38 177H36V178H37V181H38ZM52 177H53V176H52ZM55 177H57V175H56ZM64 177H65V176H64ZM69 177H71V176H69ZM87 177H88V176H87ZM94 177H95V175H94ZM94 177H93L92 179H95ZM96 177H97V176H96ZM114 177L116 178V176H114ZM154 177H155V176H153V178H154ZM180 177H181V176H180ZM189 177H190V176H189ZM194 177H195V176H194ZM217 177H218V176H217ZM224 177H225V175H224ZM238 177H239V176H238ZM238 177H237V178H238ZM262 177H264V175H263ZM9 178H10V177H9ZM9 178H8V179H9ZM29 178H30V177H29ZM31 178H33V177H31ZM36 178H35V180H36ZM61 178H62V177H61ZM81 178H82V177H81ZM99 178L102 179L103 176H102V177L99 176ZM105 178H106V177H105ZM119 178H120V177H119ZM121 178H125V177H121ZM131 178H132V176H131ZM133 178H135V177H133ZM136 178H137V177H136ZM138 178H137V179H138ZM145 178H146V177H145ZM153 178H151V179L153 180ZM156 178H157V176H156ZM174 178H175V176H174L172 179L175 180L176 178H175V179H174ZM178 178H179V176H178ZM187 178H188V177H187ZM187 178H186V180H187ZM211 178H212V177H211ZM211 178H210V179H211ZM258 178H260V177H258ZM0 179H1V177H0ZM5 179H6V178H5ZM20 179L22 180V178H20ZM33 179H34V178H33ZM33 179H32V180H33ZM40 179H41V178H40ZM54 179H55V178H54ZM56 179H57V178H56ZM56 179H55V180H56ZM63 179H64V178H63ZM70 179H72V178H70ZM78 179H79V178H78ZM97 179H98V178H97ZM97 179H96V180H97ZM107 179H109V178H107ZM110 179H111V178H110ZM125 179H126V178H125ZM147 179H149V178H147ZM166 179H167V177H166ZM182 179H185V178H182ZM191 179H192V178H191ZM202 179H203V178H202ZM213 179H214V178H213ZM227 179H228V178H227ZM238 179H240V178H238ZM44 180H46V179H44ZM66 180H68V178H67ZM66 180H65V181H66ZM81 180H82V179H81ZM111 180H112V179H111ZM117 180H118V178H117ZM117 180H116V181H117ZM120 180H121V179H120ZM120 180H119V181H120ZM122 180H123V179H122ZM157 180H158V179H157ZM163 180H164V179H163ZM173 180H172V182L174 183ZM193 180H194V179H193ZM193 180H191V181H193ZM195 180H196V178H195ZM197 180H198V179H197ZM200 180H201V178L199 179V181H200ZM219 180H220V179H219ZM228 180H229V179H228ZM235 180H236V179H235ZM243 180H244V178H243ZM246 180H247V179H246ZM246 180H245V182H246ZM248 180H249V179H248ZM252 180H253V182H254V179H252ZM259 180H260V179H259ZM261 180H262V179H261ZM3 181H4V180H3ZM7 181H8V180H7ZM9 181H10V180H9ZM11 181H12V180H11ZM23 181H25V179L22 180L21 182H23ZM27 181H29V180H27ZM30 181H31V179H30ZM39 181H40V180H39ZM41 181H42V179H41ZM47 181H49V180L47 179ZM65 181H64V182H65ZM72 181H73V180H72ZM72 181H71V183H72ZM74 181H75V179H74ZM74 181H73V182H74ZM76 181H77V179H76ZM76 181H75V182H76ZM85 181H86V180H84L83 184L85 183ZM90 181H91V180H90ZM99 181H100V180H99ZM99 181H95V182L97 183V182H99ZM107 181H108V180H107ZM114 181H115V180H114ZM133 181H134V179H133ZM133 181H132V182H133ZM135 181H136V179H135ZM141 181H143V180L141 179ZM148 181H149V180H148ZM150 181H151V180H150ZM154 181H155V180H154ZM164 181H165V180H164ZM169 181H170V180H169ZM179 181H180V180H179ZM191 181H190V182H191ZM207 181H208V178H207ZM211 181H212V180H211ZM213 181H214V180H213ZM221 181H222V180H221ZM221 181H220V182H221ZM225 181H226V180H225ZM237 181H238V180H237ZM255 181H256V180H255ZM12 182H13V181H12ZM16 182H17V180H16ZM19 182H20V181H19ZM56 182H57V181H56ZM56 182H55V183H56ZM58 182H59V181H58ZM64 182H63V184H64ZM86 182H87V181H86ZM128 182L130 183L129 180H128ZM136 182H137V181H136ZM144 182H145V181H144ZM180 182H181V181H180ZM241 182H242V181H241ZM241 182L239 181V183H241ZM248 182H249V181H247V183H248ZM261 182H264V181H261ZM0 183H1V182H0ZM5 183H8V182L5 181ZM14 183H15V179H14ZM24 183H25V182H24ZM34 183H35V182H34ZM34 183H33V184H34ZM46 183H47V182H46ZM60 183H61V182H60ZM65 183H66V185L68 184L67 182H65ZM92 183H94V182L92 181ZM102 183H103V182H102ZM104 183H105V182H104ZM115 183H116V182H114V184H115ZM129 183H128V184H129ZM151 183H153V182H151ZM154 183H155V182H154ZM154 183H153V185H154ZM156 183H157V182H156ZM166 183H167V181H166ZM175 183H176V182H175ZM182 183H184V182H182ZM186 183H187V182H186ZM186 183H185V184H186ZM188 183H189V181H188ZM215 183H216V182H215ZM231 183H232V182H231ZM239 183L237 182L236 184H239ZM255 183H256V182H255ZM257 183H258V182H257ZM257 183H256V184H257ZM30 184H32V183H30ZM37 184H38V183H37ZM44 184H45V183H44ZM51 184H52V183H51ZM78 184H80V183L78 182ZM100 184H101V182H100ZM100 184H99V185H100ZM110 184H111V183H110ZM114 184H113V185H114ZM135 184H136V183H135ZM138 184H140V183H138ZM167 184H168V183H167ZM171 184H172V183H171ZM185 184H184V186H185ZM191 184H193V183H191ZM200 184H201V183H200ZM209 184H210V183H209ZM234 184H235V181H234ZM250 184H251V183H250ZM18 185H19V184H18ZM22 185H23V184H22ZM40 185H41V184H40ZM49 185H50V184H49ZM53 185H54V183H53ZM53 185H52V186H53ZM57 185H58V184H57ZM61 185H62V184H61ZM74 185H76V184H74ZM111 185H112V184H111ZM111 185H110V186H111ZM113 185H112V186H113ZM124 185H125V184H124ZM131 185H132V183L130 184V186H131ZM145 185H147V184H145ZM179 185H180V184H179ZM187 185H188V184H187ZM204 185H206V184H204ZM211 185H212V183H211ZM221 185H222V184H221ZM252 185L254 186V184H252ZM259 185H260V184H259ZM10 186H11V184H10ZM26 186L28 187V184H26ZM37 186H38V185H35L34 187H37ZM41 186H42V185H41ZM52 186H51V187H52ZM62 186H63V185H62ZM62 186H61V188H62ZM76 186H77V185H76ZM81 186H82V185H81ZM89 186H90V185H89ZM94 186H95V185H94ZM104 186H105V185H104ZM122 186H123V185H122ZM122 186H120V187H122ZM128 186H129V185H128ZM141 186H142V185H141ZM171 186H172V185H171ZM184 186H183V187H184ZM201 186H202V185H201ZM216 186H217V185H216ZM216 186H215V187H216ZM226 186H227V185H226ZM241 186H242V185H241ZM244 186H245V184H244ZM248 186H249V184H248ZM263 186H264V185H263ZM0 187H1V186H0ZM6 187H7V186H6ZM11 187H12V186H11ZM13 187H14V186H13ZM15 187H16V186H15ZM17 187H18V186H17ZM20 187H21V186L19 185V188H20ZM34 187H33V190H34ZM44 187H46V186H44ZM47 187H48V186H47ZM68 187H69V186H68ZM78 187H79V185H78ZM106 187H107V186H106ZM125 187H126V186H125ZM134 187H136V186H134ZM179 187H180V186H179ZM191 187H192V186H191ZM198 187H199V185H198ZM206 187H207V186H206ZM219 187H220V186H219ZM229 187H230V186H229ZM239 187H240V186H239ZM242 187H243V186H242ZM245 187H246V186H245ZM245 187H243V188H245ZM255 187H256V185H255ZM3 188H4V187H3ZM7 188H8V187H7ZM38 188H39V187H38ZM40 188H41V187H40ZM56 188H57V187H56ZM98 188H99V187H98ZM101 188H102V187H101ZM129 188H130V187H129ZM129 188H128V189H129ZM154 188H155V187H154ZM185 188H187V186H185ZM188 188H189V187H188ZM188 188H187V189H188ZM213 188H214V186H213ZM224 188H225V187H224ZM224 188H223V189H224ZM240 188H241V187H240ZM246 188H247V187H246ZM250 188H251V186H250ZM253 188H254V187H253ZM256 188H257V187H256ZM258 188H259V186H258ZM1 189H2V188H1ZM10 189H11V188H10ZM12 189H13V188H12ZM22 189H23V188H22ZM24 189H26V188L24 187ZM27 189H28V188H27ZM46 189H49V187L46 188ZM63 189H64V187H63L61 190H63ZM70 189H71V188H70ZM78 189H81V188H77V189H75V190H78ZM99 189H100V188H99ZM111 189H113V187H112ZM123 189H124V188H123ZM126 189H127V188H126ZM133 189H134V188H133ZM135 189H136V188H135ZM137 189H138V188H137ZM148 189H149V188H148ZM178 189H179V188H178ZM180 189H182V188H180ZM187 189H186V190H187ZM194 189H195V188H194ZM196 189H198V188H196ZM200 189H201V187H200ZM226 189H227V188H226ZM231 189H232V188H231ZM33 190H32V191H33ZM56 190H57V189H56ZM68 190H69V188H68ZM93 190H94V192H95V187L93 188ZM104 190H106V189H104ZM138 190H139V189H138ZM140 190H142V189H140ZM143 190H144V188H143ZM143 190H142V191H143ZM157 190H158V189H157ZM184 190H185V189H184ZM184 190H183V191H184ZM189 190H190V189H189ZM198 190H199V189H198ZM198 190H196V192H197ZM202 190H203V189H202ZM204 190H205V187H204ZM212 190H213V189H212ZM220 190H221V189H220ZM242 190H244V189H242ZM249 190H250V189H249ZM251 190H252V189H251ZM251 190H250V191H251ZM254 190H255V189H254ZM6 191H7V190H6ZM20 191H21V190H20ZM20 191H19V192H20ZM24 191H25V190H24ZM38 191H39V190H38ZM48 191H50V190H47L46 192H48ZM59 191H60V189H59ZM64 191H65V190H64ZM66 191H67V188H66ZM83 191H84V190H83ZM83 191H82V192H83ZM108 191H109V189H108ZM114 191H115V190H114ZM114 191H113V192H114ZM127 191H128V190H127ZM131 191H133V190H131ZM152 191H154V189H153ZM164 191H165V189H164ZM164 191H162V192H164ZM169 191H170V190H169ZM174 191H175V190H174ZM178 191H179V190H178ZM183 191H182V192H183ZM200 191H201V190H200ZM200 191H199V192H200ZM216 191H219V190H216ZM216 191H215V192H216ZM225 191H226V190H225ZM229 191H230V189H229ZM256 191H257V190H256ZM262 191H263V190H262ZM0 192H2V191H0ZM8 192H9V191H8ZM19 192H17V193H19ZM50 192H51V191H50ZM50 192H49V193H50ZM53 192H54V191H53ZM80 192H81V191H80ZM94 192H93V193H94ZM106 192H107V191H106ZM109 192H110V191H109ZM150 192H151V191H150ZM157 192L159 193V191H157ZM190 192H191V191H190ZM201 192H202V191H201ZM227 192H228V191H227ZM251 192H252V191H251ZM253 192H254V191H253ZM12 193H13V192H12ZM25 193H27V192H25ZM41 193H43V192H41ZM59 193H62V192H59ZM65 193H66V192H65ZM65 193H63V194H65ZM68 193H69V192H68ZM88 193H89V192H88ZM90 193H91V192H90ZM96 193H98V190L96 191ZM128 193H130V192H128ZM136 193H138V192H136ZM136 193H133V194H136ZM141 193H142V192H141ZM141 193H140V194H141ZM147 193H148V192H147ZM154 193H155V192H154ZM164 193H165V192H164ZM164 193H163V194H164ZM168 193H169V192H168ZM178 193H179V192H178ZM185 193L187 194V191H186ZM192 193H194V192H192ZM207 193H209V192H207ZM232 193H233V192H232ZM254 193H255V192H254ZM259 193H260V192H259ZM261 193H262V192H261ZM1 194H2V193H1ZM3 194H4V195H2V196L4 197V196H5V193H3ZM30 194H31V193H30ZM30 194H28L29 197L31 196ZM34 194H36V192H35ZM39 194H40V193H39ZM43 194H44V193H43ZM46 194H47V193H46ZM55 194H56V192H55ZM86 194H87V193H86ZM115 194H116V193H115ZM115 194H114V195H115ZM133 194H132V195H133ZM169 194H170V193H169ZM183 194H184V192H183ZM190 194H191V193H190ZM205 194H206V193H205ZM214 194H215V196H216V193H214ZM214 194H213V195H214ZM221 194H222V191H221ZM221 194H220V195H221ZM225 194H226V193H225ZM230 194H231V193H230ZM230 194H229V195H230ZM233 194H234V196H235L236 193H233ZM246 194H247V193H246ZM250 194H251V193H250ZM250 194H249V195H250ZM255 194H256V193H255ZM10 195H11V194H10ZM14 195L16 196L15 191H14ZM14 195H13L12 198H15ZM19 195H20V194H19ZM50 195H51V194H50ZM50 195H47V196H50ZM70 195H71V194H70ZM94 195L97 196L98 194H94ZM103 195H104V192H103ZM103 195H102V196H103ZM108 195H110V193L107 194V196H108ZM112 195H113V194H112ZM117 195H120V194H116V196H117ZM156 195H158V194H156ZM172 195H173V194H172ZM187 195H188V194H187ZM196 195H197V194H196ZM201 195H202V194H201ZM203 195H204V193H203ZM209 195H210V193H209ZM238 195H239V194H238ZM243 195H244V194H243ZM257 195H258V193H257ZM0 196H1V195H0ZM8 196H9V195H8ZM23 196H24V194H23ZM33 196H34V195H33ZM40 196H41V195H39L38 200H39V198H41ZM53 196H55V195H53ZM53 196H52V198H53ZM56 196H57V195H56ZM56 196H55V197H56ZM67 196H68V195H67ZM73 196H74V195H72V197H73ZM98 196H99V195H98ZM100 196H101V194H100ZM100 196H99V197H100ZM107 196H106V197H107ZM116 196H114V197H116ZM123 196H124V195H123ZM130 196H131V195H130ZM135 196H136V195H135ZM137 196H138V195H137ZM143 196H144V195H143ZM145 196H146V195H145ZM147 196H148V194H147ZM161 196H162V195H161ZM163 196H164V195H163ZM166 196H167V195H166ZM174 196H175V195H174ZM180 196H181V195H180ZM188 196H189V195H188ZM205 196H206V195H205ZM230 196H231V195H230ZM230 196H229V197H230ZM234 196H232V197H234ZM240 196H241V195H240ZM259 196H260V195H259ZM262 196H263V195H262ZM262 196H261V198H262ZM3 197H2V198H3ZM6 197H7V196H6ZM6 197L4 198V200H7V199H8V197H7V198H6ZM20 197H22V196H20ZM42 197H43V196H42ZM45 197H46V196H45ZM55 197H54V198H55ZM58 197H59V196H58ZM58 197H57V199H58ZM64 197H65V196H64ZM69 197H71V196H69ZM75 197H76V196H75ZM87 197H88V196H87ZM103 197H104V196H103ZM126 197H127V199H129V200H128V202H129V201H130V198H128L127 195H126ZM132 197H133V196H132ZM148 197H149V196H148ZM150 197H151V196H150ZM154 197H156V196H154ZM164 197H165V196H164ZM167 197H168V196H167ZM170 197H171V196H170ZM181 197H182V196H181ZM181 197H180V198H181ZM194 197H195V196H194ZM197 197H198V196H197ZM210 197H211V196H210ZM221 197H222V196H221ZM223 197H224V196H223ZM229 197H228V200H229ZM242 197H243V196H242ZM245 197H246V196H245ZM12 198H11V199H12ZM25 198H26V196H25ZM34 198H35V197H34ZM43 198H44V197H43ZM49 198H50V197H49ZM59 198H63V197H59ZM66 198H67V197H66ZM79 198H80V195H79ZM93 198H94V197H93ZM95 198H96V197H95ZM97 198H98V197H97ZM97 198H96V199H97ZM111 198H112V196H111ZM118 198H119V196H118ZM172 198H173V196H172ZM175 198H176V196H175ZM183 198L185 199V197H183ZM218 198H219V197H218ZM218 198H217V199H218ZM259 198H260V197H259ZM18 199H20V198L18 197ZM26 199H27V198H26ZM26 199H25V200H26ZM64 199H65V198H64ZM64 199H63V200H64ZM73 199H74V198H73ZM82 199H83V198H82ZM96 199H95V200H96ZM107 199H108V198H107ZM107 199H106V200H107ZM109 199H110V198H109ZM122 199H123V198H122ZM127 199H126V200H127ZM136 199H138V198L136 197ZM156 199H157V198H156ZM161 199H162V198H161ZM164 199H165V198H164ZM164 199H163V200H164ZM169 199H170V198H169ZM188 199H189V198H188ZM188 199H187V201H190V200H188ZM193 199H195V198H193ZM209 199H210V198H208V200H209ZM211 199H212V198H211ZM4 200H2V201L4 202ZM21 200H22V198H21ZM30 200H31V199H30ZM30 200H29V201H30ZM40 200L43 201L42 198H41ZM40 200H39V201H40ZM44 200H45V199H44ZM61 200H62V199H61ZM63 200H62V201H63ZM85 200H87V198H86ZM89 200H90V198H89ZM89 200H88V201H89ZM133 200H134V199H133ZM140 200H141V199H140ZM143 200H144V199H143ZM145 200H146V198H145ZM147 200H148V199H147ZM159 200H160V199H159ZM159 200H154V201H159ZM172 200H173V199H172ZM181 200H182V198H181ZM195 200H198V199H195ZM201 200H202V198H201ZM205 200H206V198H205ZM231 200H232V198H231ZM241 200H242V199H241ZM253 200H254V198H253ZM258 200H259V199H258ZM258 200H257V201H258ZM260 200H261V199H260ZM262 200H263V199H262ZM262 200H261V201H262ZM9 201H11V200H9ZM17 201H18V200H17ZM39 201H37V202H38L37 204H39ZM45 201H46V200H45ZM47 201H48V200H47ZM47 201H46V202H47ZM58 201H60V200H58ZM72 201H73V200H72ZM74 201H75V200H74ZM81 201H82V200H81ZM93 201H94V199H93ZM97 201H99V199H98ZM97 201H95V203H96ZM112 201H113V203H115L117 200L114 202V200H113V198H112ZM134 201H135V200H134ZM141 201H142V200H141ZM151 201H152V200H151ZM178 201H180V200H178ZM185 201H186V200H185ZM185 201H184V203H185ZM199 201H200V200H199ZM213 201L215 202V200H213ZM233 201H235V199H234ZM246 201H250V199H249V200L247 199ZM3 202H2V203H3ZM6 202H8V201H6ZM13 202H14V201H13ZM20 202H22V201H20ZM20 202H19V203H20ZM23 202H24V199H23ZM33 202H34V201L32 200V204H33ZM49 202H50V201H49ZM51 202L53 203V201H51ZM63 202H64V201H63ZM68 202H69V201H68ZM82 202H83V201H82ZM86 202H87V201H86ZM101 202H102V201H101ZM107 202H108V201H107ZM123 202H124V201H123ZM137 202L139 203V201H137ZM147 202H148V201H147ZM159 202H160V201H159ZM174 202H175V201H174ZM202 202H203V201H202ZM204 202H205V201H204ZM211 202H212V201H210V203H211ZM242 202H243V201H242ZM252 202H254V201H252ZM252 202H251V203H252ZM263 202H264V201H263ZM263 202H262V203H263ZM4 203H5V202H4ZM14 203H15V202H14ZM26 203H27V202H26ZM26 203H25V204H26ZM43 203H44V202H43ZM58 203H59V202H58ZM69 203H70V202H69ZM72 203H73V202H72ZM77 203H79V202H77ZM77 203H76V204H77ZM90 203H91V202H90ZM93 203H94V202H93ZM95 203H94V204H95ZM99 203H100V202H99ZM111 203H112V202H111ZM113 203H112V205H113ZM120 203H121V202H120ZM120 203H119V204H120ZM126 203H127V202H126ZM142 203H143V202H142ZM151 203H152V202H151ZM162 203H163V201H162ZM169 203H170V202H169ZM176 203H177V202H176ZM181 203H183V202H181ZM186 203L188 204V202H186ZM190 203H192V202H190ZM190 203H189V204H190ZM193 203H196V204H194V205H197V202L194 201ZM208 203H209V202H208ZM208 203H204V205H205V204H208ZM215 203H216V202H215ZM223 203H224V202H223ZM225 203H226V202H225ZM230 203H231V202H230ZM240 203H241V202H240ZM260 203H261V202H260ZM6 204H7V203H6ZM8 204H10V203H8ZM12 204H13V203H12ZM37 204H35V205H37ZM41 204H42V203H40V205H41ZM50 204H51V203H50ZM54 204H55V202H54ZM66 204H68V203H66ZM66 204H65V205H66ZM70 204H71V203H70ZM70 204H69V205H70ZM73 204H74V203H73ZM73 204H71V205H73ZM83 204H86V203H83ZM100 204H101V203H100ZM107 204H108V203H107ZM107 204H106V205H107ZM121 204H123V203H121ZM121 204H120V206H121ZM132 204H133V203H132ZM132 204H131V203H128V205H131V206H132ZM135 204H136V203H135ZM140 204H141V203H140ZM144 204H145V203H144ZM146 204H147V203H146ZM149 204H150V203H149ZM157 204H159V203H157ZM167 204H168V202H167ZM177 204H178V203H177ZM199 204H200V203H199ZM199 204H198V205H199ZM247 204H248V203H247ZM2 205H3V204H2ZM13 205H14V204H13ZM15 205H16V204H15ZM23 205H24V204H23ZM59 205H60V207H61L62 203L59 204ZM63 205H64V204H63ZM77 205H78V204H77ZM79 205H80V204H79ZM91 205H92V204H91ZM91 205H90V206H91ZM101 205H102V204H101ZM103 205H104V204H103ZM116 205H117V204H116ZM170 205H171V203H170ZM170 205L168 204V206H170ZM172 205H173V204H172ZM190 205H191V204H190ZM214 205H215V204H214ZM219 205H220V204H219ZM232 205H233V204H232ZM263 205H264V204H263ZM263 205H262V206H263ZM7 206H8V205H7ZM17 206H18V205H17ZM19 206H20V205H19ZM33 206H34V205H33ZM42 206H43V205H42ZM42 206H41V207H42ZM51 206H52V205H51ZM51 206H50V207H51ZM120 206L118 207V210H119ZM137 206H138V205H137ZM140 206H141V205H140ZM140 206H139V208H140ZM148 206H149V205H148ZM148 206H147V207H148ZM150 206H152V204H151ZM150 206H149V207H150ZM154 206H156L155 203H154ZM164 206H165V205H164ZM184 206H185V204H184ZM188 206H189V205H188ZM192 206H193V205H192ZM201 206H202V205H201ZM209 206H210V205H209ZM221 206H222V205H221ZM226 206H227V205H226ZM246 206H247V205H246ZM246 206H245V208L248 209ZM253 206H254V205H253ZM258 206H259V205H258ZM24 207H25V205H24ZM26 207H27V206H26ZM31 207H32V206H31ZM48 207H49V206H48ZM48 207H47V208H48ZM67 207H68V206H67ZM73 207H75V206L73 205ZM83 207H84V206H83ZM93 207H95V206H93ZM98 207H99V206H98ZM104 207H106V206H104ZM109 207H112L111 204H110ZM122 207H123V206H122ZM125 207H126V206H125ZM133 207H134V206H133ZM156 207H158V206H156ZM159 207H160V206H159ZM161 207L164 208L162 205H161ZM179 207H180V205H179ZM223 207H224V206H223ZM230 207H231V206H230ZM230 207H228V208H230ZM237 207H238V206H237ZM239 207H240V206H239ZM251 207H252V206H251ZM13 208H14V207H13ZM13 208H12V209H13ZM19 208H20V207H19ZM29 208H30V207H29ZM45 208H46V207H45ZM53 208H54V211H55V208H57V207L54 206ZM58 208H59V207H58ZM116 208H117V207H116ZM126 208H128V207H126ZM131 208H132V207H131ZM131 208H130V209H131ZM144 208H145V207H144ZM152 208H153V207H152ZM162 208H161V209H162ZM166 208H167V206H166ZM171 208H172V206H171ZM181 208H183V207H181ZM184 208H185V207H184ZM189 208H190V207H189ZM191 208H192V207H191ZM198 208H199V207H198ZM210 208H211V207H210ZM215 208H216V207H215ZM219 208H220V206H219ZM219 208H218V209H219ZM228 208H227V209H228ZM231 208H232V207H231ZM231 208H230V209H231ZM255 208H257V207L255 206ZM255 208H254V209H255ZM5 209H6V208H5ZM12 209H11V210H12ZM14 209H15V208H14ZM22 209H23V206H22ZM22 209H21V210H22ZM67 209H69V207H68ZM75 209H76V208H75ZM85 209H86V208H85ZM92 209H93V208H92ZM103 209H104V208H103ZM103 209H102V210H103ZM112 209H113V207L111 208V210H112ZM153 209H155V208H153ZM153 209H152V210H153ZM159 209H160V208H159ZM177 209H178V208H177ZM200 209H201V208H200ZM200 209H199V210H200ZM204 209H205V208H204ZM232 209H233V208H232ZM236 209H237V208H236ZM241 209H242V208H241ZM246 209H245V212H246ZM250 209H251V208H250ZM261 209H262V208H261ZM2 210H3V209H2ZM2 210H1V212L5 214V212H3ZM25 210H26V209H25ZM35 210H36V209H35ZM42 210H43V209H42ZM46 210L49 211L50 208H49V209H46ZM52 210H53V209H52ZM52 210H51V211H52ZM65 210H66V209H65ZM71 210H72V209H70V211H71ZM77 210H78V209H77ZM87 210H88V209H87ZM105 210H106V209H105ZM111 210H110V212H111ZM113 210H114V209H113ZM138 210H141V209H138ZM145 210H146V212L148 211L147 209H145ZM166 210H167V209H166ZM185 210H187V209H185ZM185 210H183V211L185 212ZM192 210H193V209H192ZM211 210H212V209H211ZM214 210H215V209H214ZM219 210H220V209H219ZM248 210H249V209H248ZM255 210H256V209H255ZM4 211H5V210H4ZM8 211H9V210H8ZM8 211H7V212H8ZM14 211H15V210H14ZM17 211H19V210H17ZM22 211H23V210H22ZM27 211H28V210H26L25 212H27ZM57 211H58V209H57ZM94 211H95V210H94ZM98 211H99V210H98ZM115 211H116V210H114V212H115ZM123 211H124V210H123ZM123 211H122V212H123ZM125 211H126V209H125ZM125 211H124V212H125ZM132 211H135V208H134ZM143 211H144V210H143ZM155 211H156V210H155ZM160 211H161V210H160ZM163 211L165 212V210H163ZM167 211H168V210H167ZM173 211H175V209H174ZM190 211H191V210H190ZM208 211H209V210H208ZM220 211H221V210H220ZM228 211H229V210H228ZM230 211H231V210H230ZM7 212H6V214H8ZM20 212H21V211H20ZM23 212H24V211H23ZM68 212H69V211H68ZM71 212H72V211H71ZM74 212H75V211H74ZM74 212H73V214H74ZM84 212H86V211H84ZM120 212H121V211H120ZM122 212H121V213H122ZM124 212H123V213H124ZM137 212H138V211H137ZM141 212H142V211H141ZM144 212H145V211H144ZM146 212H145V213H146ZM149 212H151V210H150ZM168 212H169V211H168ZM171 212H172V211H171ZM175 212H176V211H175ZM175 212H174L173 216H176V215H175V214H176ZM201 212H202V211H201ZM204 212H206V211L204 210ZM209 212H211V211H209ZM226 212H227V211H226ZM234 212H235V210H234ZM245 212H244V213H245ZM262 212H263V211H262ZM2 213H1V214H2ZM9 213H10V211H9ZM12 213H13V211H12ZM28 213H29V212H28ZM32 213H34V212H32ZM35 213H36V212H35ZM43 213H44V212H43ZM43 213H42V214H43ZM47 213H48V212H47ZM66 213H67V212H66ZM69 213H70V212H69ZM91 213H92V212H91ZM94 213H95V212H94ZM94 213H93V214H94ZM100 213H101V212H100ZM102 213L105 214L104 211H103ZM112 213H113V211H112ZM117 213H118V212H117ZM126 213H127V212H126ZM130 213H131V212H130ZM134 213L136 214V212H134ZM138 213H139V212H138ZM145 213H143V214H145ZM151 213H153V212H151ZM156 213H157V212H156ZM172 213H173V212H172ZM177 213H178V212H177ZM181 213H182V212H181ZM181 213L179 212V214H181ZM191 213H192V211H191ZM194 213H195V212H194ZM213 213H214V212H213ZM218 213H219V212H218ZM221 213H222V212H220V214H221ZM228 213H230V212H228ZM251 213H252V212H251ZM253 213H254V211H253ZM258 213H259V212H258ZM4 214H3V215H4ZM14 214H16V213H14ZM37 214H38V212H37ZM51 214H52V213H51ZM53 214H54V212H53ZM61 214H62V212H61ZM71 214H72V213H71ZM86 214H87V213H86ZM107 214H109V211H107ZM119 214H120V213H118V215H119ZM128 214H129V213H128ZM148 214H149V216H150V213H148ZM148 214L145 215L146 218L148 217ZM162 214H163V213H162ZM162 214H161V215H162ZM169 214H170V213H168L167 215H169ZM222 214H223V213H222ZM222 214H221V215H222ZM3 215H2V216H3ZM10 215H11V214H10ZM18 215H19V214H18ZM23 215H24V214H23ZM38 215H39V214H38ZM46 215H47V214H46ZM48 215H50V214H48ZM65 215H68V214H65ZM97 215H98V214H97ZM118 215H117V216H118ZM122 215H123V214H122ZM130 215H133V213H131ZM138 215H139V214H138ZM151 215H152V214H151ZM154 215H155V214H154ZM193 215H194V214H193ZM198 215H199V214H198ZM201 215H202V214H201ZM214 215H215V213H214ZM235 215H238V213L235 214ZM245 215H246V214H245ZM248 215H249V213H248ZM250 215H251V214H250ZM16 216H17V215H16ZM19 216H20V215H19ZM35 216H36V215H35ZM35 216H34V217H35ZM58 216H59V215H58ZM58 216H56V217H58ZM84 216H85V215H84ZM86 216L88 217L89 214H87ZM93 216H94V215H93ZM113 216H114V215H113ZM120 216H121V215H120ZM125 216H126V215H125ZM125 216H124V217H125ZM134 216H135V215H134ZM142 216H144V215H142ZM170 216H171V215H170ZM181 216H182V215H181ZM190 216H191V215H190ZM211 216H212V215H211ZM255 216H256V215H255ZM262 216H263V215H262ZM6 217H7V216H6ZM6 217H5V219H6V222H7V219H8L9 217H7V218H6ZM26 217H28V216L26 215L25 218H26ZM43 217H45V216H43ZM47 217H48V216H47ZM47 217H45V218L47 219ZM61 217H62V216H61ZM77 217H78V216H77ZM82 217H83V215H82ZM101 217H102V216H101ZM101 217H100V218H101ZM103 217H104V216H103ZM107 217H108V215H107ZM115 217H116V216H115ZM139 217H140V216H139ZM155 217H156V215H155ZM159 217H160V216H159ZM159 217H157V218H159ZM178 217H179V216H178ZM184 217H185V215H184ZM192 217H193V216H192ZM192 217H191V218H192ZM205 217H206V215H205ZM218 217H220V216H218ZM227 217H229V216L227 215ZM233 217H234V216H233ZM237 217H239V216H237ZM250 217H251V216H250ZM10 218H11V219H15V216H14V218H12V217H10ZM40 218H42V217H40ZM45 218H44V219H45ZM49 218H50V217H49ZM49 218H48V219H49ZM51 218H52V217H51ZM62 218H63V217H62ZM64 218H65V217H64ZM66 218H67V216H66ZM91 218H92V220H93V217H91ZM100 218H99V219H100ZM111 218H112V217H111ZM134 218H135V217H134ZM143 218H144V217H143ZM160 218H162V217H160ZM164 218H165V216H164ZM167 218H168V217H167ZM191 218H190V219H191ZM195 218H196V217H195ZM229 218H230V217H229ZM241 218H242V217H241ZM261 218H262V217H261ZM1 219H2V218H0V220H1ZM17 219H19V218H17ZM20 219H21V217H20ZM44 219H43V221H44ZM52 219H53V218H52ZM55 219H56V218H55ZM68 219H69V216H68ZM74 219H77V218L74 217ZM74 219H73V220H74ZM78 219H79V218H78ZM88 219H89V218H88ZM99 219H98V221H100ZM106 219H108V218H106ZM117 219H118V218H117ZM122 219H123V218H122ZM125 219H126V217H125ZM135 219H136V218H135ZM138 219H140V218H138ZM170 219H171V217H170ZM176 219H177V217H176ZM187 219H188V217H187ZM196 219H197V218H196ZM209 219H210V218H209ZM214 219H215V218H214ZM247 219H249V218L247 217ZM257 219H258V217H257ZM257 219L255 218V220H257ZM262 219H263V218H262ZM25 220H26V219H25ZM29 220H30V218H29ZM31 220H32V219H31ZM59 220H60V219H59ZM62 220H63V219H62ZM64 220H66V219H64ZM81 220H83V219H81ZM95 220H96V219H95ZM95 220H94V221H95ZM103 220H104V223H105L106 220H105V219H103ZM127 220H128V219H127ZM131 220H132V219H131ZM140 220H141V219H140ZM145 220H148V219H145ZM149 220H150V219H149ZM155 220H156V219H155ZM158 220H160V219H158ZM163 220H164V219H163ZM163 220H162V221H163ZM182 220H183V219H182ZM191 220H192V219H191ZM193 220H194V219H193ZM198 220H199V219H198ZM201 220H202V219H201ZM225 220H226V219H225ZM232 220H234V219H232ZM232 220H230V221H232ZM236 220H239V218H238V219L236 218ZM244 220H245V219H244ZM244 220H243V221H244ZM259 220H260V218H259ZM14 221H15V220H14ZM14 221H13V222H14ZM19 221H20V220H19ZM22 221H23V220H21V222H22ZM45 221H46V220H45ZM48 221H49V220H48ZM48 221H46V222H48ZM52 221H53V220H52ZM70 221H71V220H70ZM78 221H79V220H78ZM87 221L89 222V220H87ZM109 221H111V220H109ZM115 221H116V220H115ZM118 221H119V219H118ZM125 221H126V220H125ZM136 221H137V220H136ZM165 221H166V220H165ZM184 221H185V220H184ZM203 221H204V219H203ZM210 221H211V220H210ZM210 221H209V223H210ZM212 221H213V219H212ZM214 221H215V220H214ZM216 221L218 222V220H216ZM228 221H229V220H228ZM234 221H235V220H234ZM234 221H233V222H234ZM243 221H242V222H243ZM246 221H247V220H246ZM246 221H245V222H246ZM262 221H263V220H262ZM2 222H3V221H2ZM4 222H5V221H4ZM8 222H9V221H8ZM13 222H12V223H13ZM32 222H34V221H32ZM32 222H31V224H32ZM41 222H42V221H41ZM41 222H40V223H41ZM62 222H63V221H62ZM72 222H73V221H72ZM75 222H76V221H75ZM92 222H93V221H92ZM92 222H90V223H92ZM101 222H103V221H101ZM127 222H130V221H126V223H127ZM131 222H132V221H131ZM134 222H135V221H134ZM134 222H133V223H134ZM144 222H145V224L147 223V221H144ZM152 222L155 223L154 221H152ZM158 222H161V220L158 221ZM166 222H167V221H166ZM175 222H176V220H175ZM181 222H183V221H181ZM186 222H187V221H186ZM221 222H222V221H221ZM221 222H220V223H221ZM233 222H231V223H233ZM249 222H250V221H249ZM252 222H253V221H252ZM260 222H261V221H260ZM10 223H11V222H10ZM17 223H18V222H17ZM35 223H36V222H34V224H35ZM42 223H45V222H42ZM55 223H56V222H55ZM57 223H58V222H57ZM59 223H60V221H59ZM104 223H101V224H104ZM107 223H108V222H106V224H107ZM114 223H115V222H114ZM119 223H121V222H119ZM162 223H163V222H162ZM176 223H178V220H177ZM183 223H185V222H183ZM183 223H182V225H183ZM198 223H200V222H198ZM214 223H216V222H214ZM223 223H224V221H223ZM223 223H222V224H223ZM255 223H256V221H255ZM257 223H258V222H257ZM261 223H262V222H261ZM0 224H1V223H0ZM5 224H6V223H5ZM24 224H26V223H24ZM53 224H54V223H53ZM60 224H61V223H60ZM63 224H64V223H63ZM65 224H66V223H65ZM65 224H64V225H65ZM73 224L75 225L74 222H73ZM73 224H72V225H73ZM86 224H87V223H86ZM98 224H100V223H98ZM110 224H111V223H110ZM147 224H148V223H147ZM150 224H151L150 226H152V227L155 226V224H154V226L152 225V223H150ZM159 224H160V223H159ZM210 224H211V223H210ZM216 224H217V223H216ZM216 224H215V225H216ZM234 224H235V223H234ZM237 224H238V223H237ZM244 224H246V223H244ZM1 225H2V224H1ZM7 225H8V224H7ZM9 225H10V224H9ZM11 225H12V224H11ZM14 225H15V224H14ZM17 225H18V224H17ZM22 225H23V223H22ZM39 225H40V224H39ZM41 225H42V224H41ZM45 225H46V224H45ZM47 225H48V224H47ZM61 225H62V224H61ZM68 225H69V224H68ZM68 225H67V226H68ZM70 225H71V222H70ZM70 225H69V226H70ZM104 225H105V224H104ZM111 225L114 226V224H111ZM111 225H110V226H111ZM123 225H124V224H123ZM126 225H127V224H126ZM129 225H130V224H129ZM138 225H140V224H138ZM177 225H178V224H177ZM179 225H180V224H179ZM185 225H186V224H185ZM187 225H188V224H187ZM192 225H193V224H192ZM192 225H190V226H192ZM200 225H202V224H200ZM200 225H199V227H200ZM218 225H220V224H218ZM247 225H248V224H247ZM249 225H250V223H249ZM251 225H252V224H251ZM254 225H256V224H254ZM5 226H6V225H5ZM26 226L28 227V225H26ZM43 226H44V225H43ZM48 226H49V225H48ZM51 226H52V225H51ZM56 226H59V225H55V227H56ZM84 226H85V225H84ZM84 226H83V227H84ZM93 226H94V225H93ZM98 226H99V225H98ZM100 226H102V225H100ZM117 226H118V225H117ZM140 226H141V225H140ZM142 226H143V225H142ZM148 226H149V225H148ZM148 226H147V227H148ZM161 226H162V224H161ZM161 226H160L159 229H161ZM163 226H164V225H163ZM167 226H169V223H168ZM197 226H198V225H197ZM203 226H204V225H203ZM213 226H214V225H213ZM225 226H226V225H225ZM236 226H238V225H236ZM241 226H242V225H241ZM245 226H246V225H245ZM245 226H244V227H245ZM252 226H253V225H252ZM261 226H262V225H261ZM13 227H14V226H13ZM19 227H20V226H19ZM22 227H23V226H22ZM24 227H25V225H24ZM32 227H33V226H32ZM36 227H37V226H36ZM40 227H42V226H40ZM40 227H38V230H39ZM44 227H46V226H44ZM65 227H66V226H65ZM71 227H72V226H71ZM73 227H74V226H73ZM87 227H88V226H87ZM89 227H91V226H89ZM103 227H104V226H103ZM103 227H102V228H103ZM122 227H123V226H122ZM127 227H128V226H127ZM134 227H135V226H134ZM152 227H150L151 230H152ZM169 227H170V226H169ZM171 227H172V225H171ZM179 227H180V226H179ZM192 227H193V226H192ZM208 227H209V226H208ZM208 227H207V228H208ZM210 227H211V226H210ZM214 227H215V226H214ZM217 227H218V226H217ZM217 227H216V228H217ZM221 227H222V226H221ZM223 227H224V226H223ZM223 227H222V228H223ZM239 227H240V226H239ZM258 227H259V226H258ZM6 228H7V226H6ZM16 228H17V227H16ZM29 228H31V227H29ZM50 228H51V227H50ZM52 228H53V227H52ZM58 228H59V227H58ZM61 228H62V227H61ZM66 228H67V227H66ZM80 228H81V227H80ZM107 228H108V226H107ZM112 228H113V227H112ZM116 228H117V227H116ZM124 228H125V230H126V227H124ZM139 228H140V227H139ZM174 228H175V226H174ZM188 228H189V227H188ZM195 228H196V227H194V229H195ZM207 228H206V229H207ZM229 228H230V227H229ZM253 228H255V227H253ZM13 229H14V228H13ZM32 229H33V228H32ZM32 229H31V230H32ZM40 229H41V228H40ZM42 229H43V227H42ZM42 229H41V230H42ZM45 229H46V228H45ZM48 229H49V228H48ZM64 229H65V228H64ZM88 229H89V228H88ZM88 229H87V230H88ZM155 229H156V228H155ZM155 229H154V231L156 232ZM164 229H165V228H164ZM169 229H170V228H169ZM175 229H176V228H175ZM177 229H178V228H177ZM184 229H185V228H184ZM186 229H187V228H186ZM201 229L203 230L204 228H201ZM219 229H220V228H219ZM241 229H243V228L241 227ZM241 229H240V232H241ZM245 229H247V228H245ZM0 230H1V228H0ZM5 230H7V229H5ZM9 230H10V229H9ZM9 230H8V231H9ZM11 230H12V229H11ZM11 230H10V231H11ZM15 230H16V229H15ZM20 230H22V229H20ZM27 230H28V229H27ZM49 230H50V229H49ZM55 230H56V229H55ZM65 230H66V229H65ZM71 230H73V228H72ZM71 230H70V232H71ZM74 230H75V228H74ZM96 230H98V229H96ZM100 230H101V229H100ZM105 230H106V229H105ZM109 230H110V229H109ZM116 230H117V229H116ZM142 230H144V229L142 228ZM148 230H149V228H148ZM180 230H181V228H180ZM189 230H190V228H189ZM197 230H198V229H197ZM207 230H208V229H207ZM215 230H217V229H215ZM229 230H230V229H229ZM243 230H244V229H243ZM261 230H262V229H261ZM2 231H3V227H2ZM46 231H48V230L46 229L45 232H46ZM59 231H60V228H59ZM117 231H118V230H117ZM120 231H121V229H120ZM127 231H128V230H127ZM130 231H131V229H130ZM130 231H128L129 234H130ZM132 231L134 232L135 230H132ZM140 231H141V230H140ZM144 231H145V230H144ZM144 231H143V232H144ZM152 231H153V230H152ZM152 231H151V233H152ZM154 231H153V233H154ZM160 231H162V230H159V232H160ZM167 231H168V230H167ZM173 231H174V230H173ZM175 231H177V230H175ZM184 231H185V230H184ZM198 231H199V230H198ZM217 231H218V230H217ZM222 231L225 232L224 229H223ZM230 231H231V230H230ZM230 231H228V232H230ZM251 231H252V230H251ZM259 231H260V230H258V232H259ZM3 232H4V234H5V231H3ZM12 232H13V231H12ZM19 232H20V231H19ZM24 232H25V231H24ZM28 232H29V231H28ZM35 232H36V231H35ZM35 232H34V233H35ZM38 232H39V231H38ZM51 232H53V231H51ZM54 232H55V231H54ZM56 232H57V231H56ZM60 232H61V231H60ZM68 232H69V231H68ZM74 232H75V231H73V233H74ZM82 232H83V231H81L80 233H82ZM103 232H104V231H103ZM114 232H115V231H114ZM124 232H125V231H124ZM133 232H131V233H133ZM135 232H136V231H135ZM135 232H134V233H135ZM157 232H158V230H157ZM164 232H165V231H164ZM202 232H203V231H202ZM205 232H206V231H205ZM213 232H214V231H213ZM215 232H216V231H215ZM218 232L220 233V230H219ZM218 232H217V233H218ZM234 232L236 233V231H233V233H234ZM240 232H239V233H240ZM244 232H246V230H245ZM7 233H8V232H7ZM9 233H11V232H9ZM29 233H30V232H29ZM32 233H33V232H32ZM34 233H33V234H34ZM41 233H43V232L41 231ZM48 233H49V231H48ZM57 233H58V232H57ZM64 233H65V231H64ZM98 233L100 234V231H99ZM104 233H105V232H104ZM134 233H133V234H134ZM138 233H139V232H137L136 234H138ZM148 233H149V232H148ZM162 233H163V232H162ZM165 233H166V232H165ZM182 233H183V232H182ZM194 233H196V232L194 231ZM198 233H199V232H198ZM206 233H207V232H206ZM225 233H226V232H225ZM241 233H242V232H241ZM241 233H240V234H241ZM248 233H249V232H248ZM248 233H247V234H248ZM253 233H254V231H253ZM22 234H23V232H22ZM26 234H27V233H26ZM39 234H40V233H39ZM46 234H47V233H46ZM65 234H66V233H65ZM65 234H63V235H65ZM77 234H78V232H77ZM105 234H107V233H105ZM113 234H114V233H113ZM119 234H120V233H119ZM119 234H118V235H119ZM122 234H123V232H122ZM133 234H132V235H133ZM155 234H156V233H155ZM169 234H170V233H169ZM208 234H209V233H208ZM222 234H223V233H222ZM250 234H251V233H250ZM263 234H264V233H263ZM263 234H261V235H263ZM2 235H3V234H2ZM14 235H16V234H14ZM20 235H21V234H20ZM24 235H25V234H24ZM28 235H29V234H27V236H28ZM35 235H36V234H35ZM44 235H45V233H44ZM50 235H52V234H50ZM57 235H59V234H57ZM57 235H56V236H57ZM91 235H92V234H91ZM116 235H117V234H116ZM125 235H127V233H126ZM125 235H124V236H125ZM140 235H141V234H140ZM144 235H145V234H143V237H144ZM158 235H159V234H158ZM174 235H175V234H174ZM181 235H183V234H181ZM186 235H187V234H186ZM202 235H204V234H202ZM213 235H214V233H213ZM215 235H216V234H215ZM228 235H229V233H228ZM228 235H227V236H228ZM241 235H243V234H241ZM254 235H255V234H254ZM256 235H257V234H256ZM5 236H6V235H5ZM21 236H22V235H21ZM21 236H20V237H21ZM31 236H33L32 238H34V235H31ZM37 236H38V235H37ZM54 236H55V234H54ZM56 236H55V237H56ZM60 236H61V234H60ZM60 236H59V237H60ZM67 236H68V235H67ZM75 236H76V235H75ZM78 236H79V235H78ZM92 236H93V235H92ZM95 236H99V235H95ZM101 236H102V235H101ZM101 236H100V237H101ZM119 236H120V235H119ZM124 236H123V237H124ZM137 236H138V235H137ZM146 236H147V235H146ZM149 236H151V235H149ZM177 236H178V235H177ZM183 236H184V235H183ZM197 236H198V235H197ZM204 236H205V235H204ZM238 236H239V235H238ZM238 236H237V237H238ZM243 236H244V235H243ZM250 236H251V235H250ZM250 236H248L249 239H250ZM257 236H258V235H257ZM257 236H256V237H257ZM8 237H9V236H8ZM22 237H23V236H22ZM28 237H29V236H28ZM41 237H43L42 234H41ZM44 237H45V236H44ZM47 237H48V236H47ZM47 237H45V238H47ZM57 237H58V236H57ZM65 237H66V235H65ZM73 237H74V236H73ZM73 237H72V238H73ZM100 237H99V238H100ZM133 237H134V235H133ZM133 237H132V238H133ZM143 237H142V240H143ZM163 237H164V236H163ZM165 237H166V236H165ZM191 237H192V236H191ZM199 237H200V236H199ZM206 237H208V235H206ZM217 237H218V235H217ZM222 237H223V236H220V239H221ZM237 237H236L235 239H237ZM252 237H253V236H252ZM254 237H255V236H254ZM263 237H264V236H263ZM263 237H261V239H262ZM3 238H4V236H3ZM9 238L11 239V237H9ZM13 238H16V237H13ZM13 238H12V239H13ZM29 238H30V237H29ZM49 238H50V237H49ZM51 238H52V237H51ZM51 238H50V240H51ZM61 238H62V237H61ZM63 238H64V236H63ZM81 238H82V237H81ZM87 238H88V237H87ZM118 238H119V237H118ZM125 238H126V237H125ZM138 238H140V237H137V239H138ZM149 238H150V237H149ZM161 238H162V237H161ZM181 238H182V236H181ZM192 238H193V237H192ZM197 238H198V237H197ZM201 238H202V237H201ZM242 238L244 239L245 237H242ZM246 238H247V237H246ZM26 239H27V238H26ZM40 239H41V238H40ZM40 239H39V238L36 239V240H38V244H39ZM74 239H75V238H74ZM76 239H77V238H76ZM78 239H79V238H78ZM82 239H83V238H82ZM92 239H93V238H92ZM97 239H98V238H97ZM97 239L95 238L94 240H97ZM104 239H105V238H104ZM106 239H108V238H106ZM112 239H113V238H112ZM140 239H141V238H140ZM144 239H145V238H144ZM147 239H148V238H147ZM169 239H170V237H169ZM171 239H173V238L171 237ZM178 239H179V237H178ZM182 239H183V238H182ZM185 239H186V237H185ZM205 239H207V238H205ZM208 239H210V237H208ZM233 239H234V238H233ZM238 239H239V237H238ZM240 239H241V238H240ZM240 239H239V240H240ZM258 239H259V238H258ZM7 240H8V239H7ZM15 240H16V239H15ZM19 240H20V238H19ZM44 240H45V239H44ZM48 240H49V239H48ZM48 240H45V241H48ZM58 240H60V238L57 239V242H59ZM68 240H69V239H68ZM109 240H110V238H109ZM113 240H114V239H113ZM117 240H118V239H117ZM120 240H121V239H120ZM134 240H136V239H134ZM156 240H157V239H155V241H156ZM161 240H162V239H161ZM180 240H181V239H180ZM199 240H200V239H199ZM201 240H203V239H201ZM245 240H246V239H245ZM253 240H254V239H253ZM262 240H263V239H262ZM0 241H1V240H0ZM5 241H6V240H5ZM16 241H17V240H16ZM22 241L24 242V240H22ZM27 241H28V243H30L29 241H31V240H30V239H29V240L27 239ZM32 241H33V240H32ZM41 241H43V240H41ZM41 241H40V242H41ZM70 241H71V239H70ZM89 241H91V239H90ZM104 241L106 242V240H104ZM118 241H119V240H118ZM132 241H133V240H132ZM137 241H139V240H137ZM140 241H141V240H140ZM147 241H150V240H147ZM151 241H152V240H151ZM153 241H154V240H153ZM167 241H168V240H167ZM173 241H174V240H173ZM182 241H183V240H182ZM196 241H197V240H196ZM205 241H206V240H205ZM210 241H211V240H210ZM215 241H216V240H215ZM218 241H219V239H218ZM231 241H232V240H231ZM236 241H237V240H236ZM243 241H244V240H243ZM1 242H2V241H1ZM11 242H12V241H11ZM13 242H14V241H13ZM36 242H37V241H36ZM54 242H56V241H54ZM62 242H63V240H62ZM74 242H77V240H76V241L73 240L72 243H74ZM105 242H104V243H105ZM110 242H111V241H110ZM114 242H116V241H114ZM114 242H113V243H114ZM120 242H121V241H120ZM122 242H123V241H122ZM124 242H125V241H124ZM124 242H123V243H124ZM127 242H128V241H127ZM158 242H159V241H158ZM174 242H175V241H174ZM177 242H178V240H177ZM198 242H200V241H198ZM198 242H197V243H198ZM203 242H204V241H203ZM203 242H202V243H203ZM206 242H208V240H207ZM219 242H220V241H219ZM249 242H250V241H249ZM257 242H258V241H257ZM262 242H263V241H262ZM8 243H9V241H8ZM8 243H6L7 246H10ZM21 243H22V242H21ZM21 243H20V244H21ZM25 243H26V242H25ZM25 243H24V244H25ZM28 243H26V245H27ZM32 243H33V242H32ZM41 243H42V242H41ZM41 243H40V244H41ZM43 243H44V242H43ZM47 243H48V242H47ZM59 243H60V242H59ZM67 243H68V242H67ZM81 243H83V242L81 241ZM84 243H85V240H84ZM84 243H83V244H84ZM89 243H90V242H89ZM89 243H88V245H89ZM95 243H97V242H95ZM102 243H103V242H102ZM107 243H108V241H107ZM107 243H106V244H107ZM118 243H119V242H118ZM118 243H116L117 246H119ZM132 243H133V242H132ZM132 243H131V244H132ZM139 243H140V242H139ZM139 243H138V244H139ZM145 243H146V242H145ZM151 243H152V242H151ZM151 243H150V244H151ZM154 243H156V242H154ZM154 243L151 244V245H154ZM162 243H163V242H162ZM168 243H169V241H168ZM185 243H186V242H185ZM193 243H194V242H193ZM212 243H213V242L211 241V244H212ZM224 243H226V242H224ZM232 243H233V242H232ZM232 243H229V244H232ZM234 243H235V242H234ZM241 243H242V241H241ZM243 243H244V242H243ZM243 243H242V244H243ZM246 243H247V242H246ZM251 243H252V242H251ZM0 244H1V243H0ZM36 244H37V243H36ZM40 244L38 245L39 248H41V247H40V246H41ZM45 244H46V242H45ZM50 244H51V243H50ZM50 244H49V245H50ZM70 244H71V243H70ZM70 244H69V245H70ZM99 244H100V243H99ZM119 244L122 245V243H119ZM125 244H126V243H125ZM125 244H124V245H125ZM131 244H130V245H131ZM138 244H137V245H138ZM147 244H148V243H147ZM166 244H167V243H166ZM175 244H176V243H175ZM221 244H222V242H221ZM237 244H238V243H237ZM252 244H253V243H252ZM252 244H251V245H252ZM2 245H3V244H2ZM11 245H12V244H11ZM17 245H18V244H16V246H17ZM22 245H23V244H22ZM29 245H31V244H29ZM43 245H44V244H43ZM52 245H53V244H52ZM52 245H50V247H51ZM54 245H55V244H54ZM54 245H53V246H54ZM56 245H57V244H56ZM62 245H64V244H62ZM75 245H76V244H75ZM84 245H87V243H85ZM90 245H91V244H90ZM92 245H93V244H92ZM92 245H91V246H92ZM95 245H96V244H94V247H95ZM102 245H103V244H102ZM133 245H134V244H133ZM151 245H149V246H151ZM181 245H182V244H181ZM192 245H193V244H192ZM205 245H206V244H205ZM214 245H216V244H214ZM248 245H249V244H248ZM256 245H258V243H257ZM260 245H261V244H260ZM24 246H25V245H24ZM33 246H34V245H33ZM33 246H32V247H33ZM64 246H65V245H64ZM64 246H63V249H64ZM96 246H98V245H96ZM112 246H113V245H112ZM127 246H128V245H127ZM127 246H126V247H127ZM131 246H132V245H131ZM159 246H161V245L159 244ZM165 246H167V245H165ZM177 246H178V245H177ZM179 246H180V243H179ZM195 246H196V244H195ZM220 246H221V245H220ZM225 246H227V245L225 244ZM244 246H247V245L244 244ZM252 246H253V245H252ZM0 247H2V246H0ZM20 247H22V246H20ZM32 247H30V249H31ZM38 247H35V248L37 249ZM44 247H45V246H44ZM44 247H42V248L44 249ZM58 247H60V246L57 245V250H58ZM65 247H66V246H65ZM70 247H71V246H70ZM79 247H80V246H79ZM82 247H83V246H82ZM86 247H87V246H86ZM89 247H90V246H89ZM94 247H93V249H94ZM119 247H120V246H119ZM135 247H137V246H135ZM162 247H163V246H162ZM173 247H174V245H173ZM203 247H204V246H203ZM203 247H202V248H203ZM205 247H206V246H205ZM205 247H204V249H205ZM217 247H218V246H217ZM227 247H229V246H227ZM232 247H233V244H232ZM247 247H248V246H247ZM247 247H246V248H247ZM256 247H258V246H256ZM256 247H255V248H256ZM3 248H4V247H3ZM3 248H1V249L3 250ZM9 248H10V247H9ZM11 248L13 249V246H12ZM14 248H15V246H14ZM22 248H23V247H22ZM52 248H53V247H52ZM54 248H55V247H54ZM68 248H69V247H68ZM68 248H65V250L68 249ZM71 248H72V247H71ZM73 248H74V246H73ZM73 248H72V249H73ZM75 248H76V247H75ZM75 248H74V249H75ZM84 248H85V247H84ZM108 248H109V247H108ZM112 248H113V247H112ZM114 248H115V247H114ZM116 248H117V247H116ZM140 248H141V247H140ZM148 248H149V247H148ZM180 248H181V247H180ZM180 248H179V249H180ZM185 248H186V247H185ZM185 248H184V249H185ZM188 248H189V246H188ZM197 248H198V247H197ZM197 248H196V249H197ZM223 248H224V247H223ZM233 248H234V247H233ZM235 248H236V247H235ZM240 248L242 249V246H240ZM253 248H254V247H253ZM262 248H263V246H262ZM12 249H11V250H12ZM17 249H19V248H17ZM27 249H28V248H27ZM46 249H48V248H46ZM49 249H50V248H49ZM55 249H56V248H55ZM69 249H70V248H69ZM69 249H68V250H69ZM72 249H71V250H72ZM88 249H89V248H88ZM96 249H97V248H96ZM110 249H111V248H110ZM110 249H109V250H110ZM118 249H120V248H118ZM118 249H117V251H118ZM122 249H123V248H122ZM126 249H128V248H126ZM134 249H135V248H134ZM151 249H152V248H151ZM173 249H174V248H173ZM176 249H177V248H176ZM179 249H177V250H179ZM192 249H193V248H192ZM209 249H210V248H209ZM209 249H207V250H209ZM211 249H212V248H211ZM219 249H221V247H220ZM225 249H226V248H225ZM230 249H231V248H230ZM230 249H229V250H230ZM237 249H238V247H237ZM263 249H264V248H263ZM263 249H262V250H263ZM23 250H24V248H23ZM40 250H41V249H40ZM40 250L37 249V252L40 251ZM60 250H61V249H60ZM65 250H64V251L62 250V251L65 252ZM71 250H70V253H72ZM83 250H84V249H83ZM104 250H105V249H104ZM107 250H108V249H107ZM107 250H106V251H107ZM115 250H116V249H115ZM156 250H157V248H156ZM156 250H155V251H156ZM164 250H165V249H164ZM188 250H189V249H188ZM194 250H195V248H194ZM199 250H200V248H199ZM199 250H198V252H199ZM201 250H202V249H201ZM207 250H204V252L207 251ZM214 250L216 251V249H214ZM250 250H251V248H250ZM252 250H253V249H252ZM254 250H258V249H254ZM259 250H261V249H259ZM26 251H28V250H26ZM43 251H44V250H43ZM51 251H52V250H51ZM75 251H76V250H75ZM75 251H74V253H75ZM77 251H78V250H77ZM79 251H80V249H79ZM98 251H100V250H98ZM112 251H113V249H112ZM124 251H125V250H124ZM143 251H144V250H143ZM147 251H148V250H147ZM152 251H153V250H152ZM155 251H154V252H155ZM158 251H159V250H157V252H158ZM166 251H167V253H168V250H167V249H166ZM172 251H173V250H172ZM172 251H171V252H172ZM240 251H241V250H240ZM1 252H2V251H1ZM5 252H6V251H5ZM15 252H16V249H15ZM15 252H13V256H14V253H15ZM18 252H19V251H18ZM40 252H41V251H40ZM45 252H46V251H45ZM56 252H57V251H56ZM56 252H55V253H56ZM58 252H59V251H58ZM60 252H61V251H60ZM60 252H59V253H60ZM67 252H68V251H67ZM67 252H66V253H67ZM92 252H93V251H92ZM120 252H121V251H120ZM125 252H126V251H125ZM133 252H135V251H133ZM154 252H153V253H154ZM157 252H156V253H157ZM161 252H163V251H160V254H161ZM173 252H174V251H173ZM188 252H189V251H188ZM188 252H187V253H188ZM209 252H210V250H209ZM242 252H244V251H242ZM242 252H241V253H242ZM252 252H254V251H252ZM260 252H261V251H260ZM262 252H264V251H262ZM262 252H261V253H262ZM3 253H4V250H3ZM10 253H12V252H10ZM30 253H31V252H30ZM52 253H53V252H52ZM59 253H58V254H59ZM61 253H62V252H61ZM61 253H60V254H61ZM66 253H64V254H66ZM68 253H69V252H68ZM74 253H73V254H74ZM81 253H82V252H81ZM85 253H86V251H85ZM85 253H82V254H85ZM96 253H98V252H96ZM115 253H116V252H115ZM139 253H141V252H139ZM153 253H152V254H153ZM165 253H166V252H165ZM182 253H183V251H182ZM182 253H181V254H182ZM195 253H196V252H195ZM211 253H213V252H211ZM214 253H215V252H214ZM226 253H228V252H226ZM236 253H237V252H236ZM245 253H246V252H245ZM250 253H251V251H250ZM21 254H24V253H21ZM27 254H28V253H27ZM27 254H26V256H28ZM50 254H51V253H50ZM50 254H49V252H48V255H50ZM56 254H57V253H56ZM60 254H59V255H60ZM62 254H63V253H62ZM64 254H63V255H64ZM76 254H77V253H76ZM78 254H79V253H78ZM121 254H123V253H121ZM133 254H134V253H133ZM147 254H148V253H147ZM157 254H158V253H157ZM169 254H170V253H169ZM190 254H191V253H190ZM190 254H189V255H190ZM206 254H207V253H206ZM220 254H221V253H220ZM230 254H231V253H230ZM248 254H249V253H248ZM257 254H259V253H257ZM8 255H9V252H8ZM15 255H17V254H15ZM42 255H43V253H42ZM51 255H52V254H51ZM51 255H50V257H51ZM53 255H54V253H53ZM53 255H52V256H53ZM79 255H80V254H79ZM85 255H87V254H85ZM94 255H96V254H94ZM98 255H99V254H98ZM111 255H112V254H111ZM114 255H115V254H114ZM118 255H119V252H118ZM126 255H127V254H126ZM126 255H125V256H126ZM145 255H146V254H145ZM153 255H155V254H153ZM162 255H163V254H162ZM162 255H161V256H162ZM164 255H165V254H164ZM164 255H163V256H164ZM166 255H167V254H166ZM179 255H180V254H179ZM204 255H205V254H203V257H204ZM216 255H217V254H216ZM222 255H223V254H222ZM231 255H232V254H231ZM236 255H237V254H236ZM245 255H246V254H245ZM262 255L264 256L263 253H262ZM6 256H7V255H6ZM9 256H12V255H9ZM9 256H8V257H9ZM19 256H20V255H19ZM23 256L25 257V254H24ZM30 256H31V255H30ZM44 256H45V255H44ZM44 256H43V257H44ZM54 256H55V255H54ZM61 256H62V255H61ZM65 256H66V255H65ZM71 256H73V255H71ZM71 256H69V254H68V257H71ZM81 256H82V255H81ZM121 256H122V255H121ZM121 256H120V257H121ZM136 256H138V255H136ZM140 256H141V255H140ZM146 256H147V255H146ZM149 256H150V254H149ZM175 256H176V255H175ZM177 256H178V255H177ZM184 256H185V254H184ZM198 256H199V254H198ZM205 256H208V255H205ZM209 256H211V254H210ZM218 256H220V255H218ZM224 256H226V254H225ZM224 256H223V257H224ZM252 256H253V255H252ZM254 256H255V254H254ZM16 257H17V256H16ZM50 257H49V258H50ZM93 257H94V256H93ZM100 257H101V256H100ZM106 257L108 258V256H106ZM106 257H105V258H106ZM111 257H112V256H111ZM111 257H110V259H111ZM127 257H128V256H127ZM132 257H134V256H132ZM156 257H157V256H156ZM173 257H174V256H173ZM190 257H191V256H190ZM196 257H197V256H196ZM213 257H214V256H213ZM213 257H212V258H213ZM228 257H229V256H228ZM236 257H238V255H237ZM239 257H240V256H239ZM250 257H251V256H250ZM260 257H261V256H260ZM0 258H1V253H0ZM12 258H13V257H12ZM12 258H11V259H12ZM14 258H15V257H14ZM20 258H21V257H20ZM20 258H19V260H20ZM28 258H29V257H28ZM33 258H34V257H33ZM45 258H46V257H45ZM58 258H59V257H58ZM65 258H66V257H65ZM73 258H75V257H73ZM73 258H72V259H73ZM80 258H81V257H80ZM94 258H95V257H94ZM97 258H98V257H97ZM115 258H116V257H115ZM118 258H119V257H118ZM121 258H122V257H121ZM123 258H125V257H123ZM128 258H129V257H128ZM140 258H141V257H140ZM143 258H144V257H143ZM143 258H142V259H143ZM146 258H147V257H146ZM149 258H151V256H150ZM159 258H160V257H159ZM165 258H166V257H165ZM171 258H172V256H171ZM175 258H176V257H175ZM175 258H174V259H171V260H175ZM201 258H202V257H201ZM208 258H210V257H208ZM208 258H207V259H208ZM220 258H221V257H220ZM231 258H232V257H231ZM243 258H244V257H243ZM253 258H254V257H253ZM257 258H259V257H257ZM262 258H263V257H262ZM5 259H6V258H5ZM15 259H17V258H15ZM25 259H27V258H25ZM25 259H24V261H25ZM30 259H31V258H30ZM51 259H52V258H51ZM53 259H55V258H53ZM61 259H62V257H61ZM70 259H71V258H69V260H70ZM87 259H88V258H87ZM90 259H91V258H90ZM99 259H100V258H99ZM135 259H136V258H135ZM155 259H156V258L154 257V261H155ZM157 259H158V258H157ZM178 259H179V258H178ZM199 259H200V257H199ZM217 259L219 260V257H218ZM217 259H215V260H217ZM247 259H248V258H247ZM260 259H261V258H260ZM7 260H8V259H7ZM9 260H10V259H9ZM21 260H23V258H22ZM34 260H35V259H34ZM39 260H40V259H39ZM46 260H47V259H46ZM49 260H50V259H49ZM56 260H58V259L56 258ZM56 260H55V261H56ZM108 260H109V259H108ZM111 260H112V259H111ZM119 260H120V259H119ZM119 260H116V262H117V261L119 262ZM122 260H124V259H122ZM126 260H127V259H126ZM130 260H131V259H130ZM145 260H146V259H145ZM162 260H163V259H162ZM168 260H169V259H168ZM171 260H170V261H171ZM176 260H177V259H176ZM201 260H202V259H201ZM201 260H199V261H201ZM241 260H243V259H241ZM1 261H2V259H1ZM5 261H6V260H5ZM5 261H4V262H5ZM10 261H11V260H10ZM12 261H14V260L12 259ZM32 261H33V260H31V262H32ZM44 261H45V260H44ZM61 261H62V260H61ZM66 261L69 262L68 260H66ZM71 261H72V260H71ZM74 261H75V260H74ZM78 261H79V260H78ZM78 261H77V262H78ZM80 261H81V260H80ZM80 261H79V262H80ZM82 261H83V258H82ZM85 261H86V260H85ZM100 261H102V260H100ZM128 261H129V260H128ZM138 261H139V260H138ZM140 261H141V260H140ZM148 261H149V260H148ZM165 261H166V260H165ZM188 261H189V260H188ZM191 261H192V260H191ZM193 261H194V259H193ZM195 261H196V260H195ZM206 261H207V260H206ZM221 261H222V260H221ZM233 261L235 262L236 260H233ZM244 261H245V259H244ZM248 261L250 262V260H248ZM255 261H257V259H256ZM4 262H2V263H4ZM42 262H43V261H42ZM49 262H50V261H49ZM57 262H58V261H57ZM95 262H96V260H95ZM98 262H99V261H98ZM98 262H97V263H98ZM106 262H107V259H106ZM130 262H131V261H130ZM144 262H146V261H144ZM149 262H150V264H151V260H150ZM182 262H183V261H182ZM182 262H181L180 264H182ZM185 262H186V261H185ZM185 262H184V263H185ZM197 262H198V261H197ZM212 262H213V261H212ZM212 262H211V263H212ZM222 262H223V261H222ZM226 262H227V260H226ZM228 262H229V261H228ZM228 262H227V263H228ZM260 262H261V260H260ZM12 263H13V262H12ZM12 263H10V264H12ZM16 263H17V262H16ZM24 263H26V262H24ZM24 263L22 262V263H20V264H24ZM32 263H33V262H32ZM38 263H39V262H38ZM38 263H36V264H38ZM44 263H46V262H44ZM52 263H53V262H52ZM61 263H63V261H62ZM73 263H74V262H73ZM73 263H71V264H73ZM85 263H86V262H85ZM88 263H90V262H88ZM91 263H92V261H91ZM102 263H103V262H102ZM124 263H125V262H124ZM135 263H137V262H135ZM152 263H153V262H152ZM167 263H168V262H167ZM188 263H189V262H188ZM205 263H207V262H205ZM238 263H240V262H238ZM244 263H246V262H244ZM255 263H256V262H255ZM255 263H254V264H255ZM8 264H9V263H8ZM54 264H55V263H54ZM56 264H57V263H56ZM65 264H66V263H65ZM94 264H96V263H94ZM103 264H104V263H103ZM107 264H108V263H107ZM130 264H132V263H130ZM145 264H146V263H145ZM154 264H155V263H154ZM158 264H159V263H158ZM161 264H165V263H161ZM173 264H174V263H173ZM191 264H192V263H191ZM194 264H195V263H194ZM220 264H221V263H220ZM232 264H233V263H232ZM246 264H247V263H246ZM249 264H251V262H250ZM260 264H261V263H260Z\"/></svg>",
	"mask_w": 264,
	"mask_h": 264
}]
</instances>
